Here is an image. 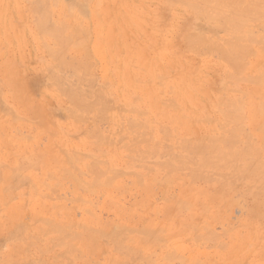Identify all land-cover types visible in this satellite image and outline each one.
<instances>
[{
	"label": "rangeland",
	"instance_id": "374dc122",
	"mask_svg": "<svg viewBox=\"0 0 264 264\" xmlns=\"http://www.w3.org/2000/svg\"><path fill=\"white\" fill-rule=\"evenodd\" d=\"M7 1V2H6ZM45 1V0H44ZM44 1H42L41 2V4H43V6L41 7V5H39V0H37V2H36V0H34V1H32V0H20V1H18V0H0V5H1V2H2V6H0V9H2L3 11H4V13H0V15L1 14H3V15H1V17H0V19H1V21H0V32H2V34L0 33V36H1V38L3 39V42H2V40H1V38H0V40H1V44L2 43H6L7 44V42H8V44L7 45H5V43L4 44H2L3 45V48L1 47L2 45L0 44V49H1V51L0 52H2V53H0V54H2L1 56L2 57H0V102L2 103H4V105L3 104H1L3 107H8L9 109H10V111H9V109L8 108H6L9 112H11L12 113V111H13V113H12V120H13V117L14 116H16V117H20L19 118V120H21L22 118L21 117H23V119L20 121L21 122V124H20V122H18L19 120L17 119L16 120V122H13V121H15V120H13V121H10V113H7L8 111H6V113L7 114H3V112L1 111V110H3L4 108L0 105V107L2 108V109H0V113H1V115H0V117L2 118H0V132H1V134H0V178H1V180H0V200H2V198H3V200L2 201H0V261H3V264H8V262H9V260H10V262H9V264H21V262H23V261H25V259L27 260V261H25L24 263H26V262H28L29 260H31V262L29 261V263L30 264H43V262H44V264H51V262L52 261H49V260H51V259H53V258H51V259H49L50 257H52V255H53V253H54V256L56 257V260H54V261H56V262H54V264H86L88 261H90L91 259L96 263V262H99L100 261V264H107V262H108V264H115V261H116V263H117V261L119 262L120 260H122L123 261V259H125V258H129L128 257V255H129V253H128V251L129 252H131V253H134L135 252V254H132L133 256H132V258H130V259H127V260H129V261H134V262H131L132 264L134 263V264H150V263H154V264H160L161 262V264H187V263H189V264H193L194 262H195V260L196 261H198V260H200L201 259V261H198V263H200V264H264V220L263 219H261L257 214H251V207H252V204L254 203V202H259L261 199H262V201H260L262 204H264V194H263V189L261 190L260 188L258 189V187L256 186L255 187V189L257 188V192L255 191V189H254V185H256V184H261V182H260V180H258L257 178L256 179H254V178H250L248 175L245 177V174H241V176L239 175L240 174V172L241 171H238L237 169H236V171L234 172L233 171V169H232V167H233V163H232V166H231V163H225V162H223L220 158H219V156L218 155H214L215 157H211L210 159H208L209 160V162H207L208 164L210 163V160H214V161H211V163L215 166V167H213V165L211 166L210 164H209V167H207L208 166V164L207 163H199V161L198 160H202V157H201V155L200 154H197L196 155V157L194 156V155H192V154H190L191 155V157H190V155L188 154V156H189V159L190 160H192V161H189L187 158H188V156H187V158H186V156H184L183 155V153L184 152H186V150L187 149H189L190 147L188 146V148H187V146L186 145H190V142H192V141H201L202 140V138H207V136H206V134L211 138L212 137V135L214 136L215 134V136L217 137H220V133L221 134H223V135H226V134H228V132H225V131H223V129L225 130L226 129V126H224V123H225V125H226V123H229V126L227 125V129L229 130V128H231L230 126H232L233 124H239V123H237L238 121L237 120H239L240 118H238L239 117V115L238 114H236L235 116H237V118L236 117H232V118H234L233 120H235V122H233L232 120H231V117H230V119H229V117H227L226 118V114H225V116H223V115H221L218 111H219V108H220V110H222L221 108H224V102L225 101H227L228 99H229V102H230V100L232 99V100H234L233 102H234V104L237 106V102L239 103V100H240V98H243V101L242 100H240V102H242V104H243V106L242 105H240L241 103H239V106H240V108H239V106L235 109V113H238V110H239V112L241 113V111L243 112V113H241V115H242V117L241 118H243L242 119V123H240V126L241 127H238L239 125H237V127L239 128V129H241V131H239V129H237L238 131L236 132L235 131V133H236V136H237V138H238V140L237 141H235V144H234V146L236 145V146H238V145H240V146H238V147H243L244 145H246V146H249L250 144H251V146H252V148L253 147H258V149H256V152H258V154L256 153V160H258L259 159V162H257V163H260L261 165H264L263 163H264V159H263V157H264V147L262 148V140L264 141V136H263V139L262 140H260V134H261V132L263 131L264 132V113H262V112H264L263 110H264V59H262L261 60V58H264V53H262V52H260L259 51V49H264L263 47H261V46H263L264 44H261L263 41H259V40H257L256 42L257 43H253L251 40H253V41H255L254 39H260L258 36L261 34L260 32H261V30H263L264 29V12H263V3H264V0L263 1H261L262 2V4H260V3H257V4H260V5H262L261 7L260 6H257V7H260L261 8V11H260V8L258 9L257 8V11H255V15H256V12L258 13L259 11V15H261V17L263 18V20L261 19V21L259 20V21H254L253 19H255L254 18V16H253V18L251 17L252 15H249L250 13H249V9L247 8L246 10H245V8L247 7H245V8H243V5H246L247 3L246 2H248V0H244V1H242V4H239L238 2L239 1H241V0H238V4L237 5H239V8H238V6L237 5H235V6H237L236 8H238L239 10H237V12H239L240 14H241V16L243 15L244 16V13H242V9H240V6L244 9V11L243 12H246L247 10H248V14H247V16L249 15L250 17H251V22H250V20L248 19L249 17H247V19H245L244 17H246V16H242L244 19H245V21H242L241 23H239L240 22V19L238 20L239 22H237L238 23V25L239 26H242L243 25V23H245L244 25H243V27H241V28H239L238 27V25H237V29H239V30H237V29H235V40H236V38H237V43H241V45H240V48L242 49H239L240 51H239V53L238 54H240V55H243V53L244 54H248L247 52L250 50H254V51H252V53L251 52H249V54H252V55H249V57L247 56V55H244V56H242V58H245V59H243V61L240 59L238 62H237V66H238V63L239 62H245V63H243L244 64V67H241V68H243L242 70H240L239 71V73L237 74V77H239L240 78V75H241V80L240 81H242V80H244L245 78H244V76H246V74H247V76H250V75H257V74H259L260 72H262L263 71V74L261 73L260 75H261V82H259V80L257 81L256 79H255V76H254V78H253V80H256L254 83H259V85L258 84H254L253 85V81H252V83L249 81V83H247L248 81H242V82H240L239 81V83H238V80L236 81V80H233V79H235V78H233V77H236V74H235V72L234 71H232L233 69H232V67L230 68V66L228 65V64H226L225 63V61H228V59L227 60H225L224 58H226L225 56H221V54H223V52H220L219 50H215V48H217V43H220V44H218V46L219 45H221V46H219V47H221V50H223V49H225V44H227L228 43V40L229 39H231V38H229V37H233V35H234V32L233 31H231L232 30V28L230 29V26H229V29L227 30V27H228V25L227 24H222V23H220L219 25L221 26H227V27H223L222 28V26L220 27V26H218V24H217V22L214 20L216 17H221V16H229L227 13L228 12H226V11H224V10H228V9H230L232 12H233V10H234V8H225L224 6H222V7H220V9L218 10V8H217V6H218V4H219V6L221 5V3H223L224 4V2L226 1V0H222V2H216L215 0V5L213 4V0H211V1H213L212 3H211V1L209 0L208 2L209 3H207L206 1V3L204 4V6L206 7V9H205V7L203 6H201L200 4H203V3H197V1L198 0H185L186 2L188 1V4H192V3H195V5L197 4V6H199V7H196L197 9V11L199 12V10L201 11V13H202V15H207V13L210 15V16H213V15H215L216 14V17L214 16V19L212 18L211 19V17L208 15V17H210V19L208 20V18H207V16H206V19L204 20V22H203V19H204V16H203V19H201V17H202V15L200 14V12H199V14H198V12H196V10H195V8H194V6L193 5H189L188 6V4L186 5V3L184 4V3H182V0H181V3L179 4V1L180 0H176V1H174V3H176V4H178V5H180L181 7H178V5H175V4H173L172 5V1L173 0H170V1H168L167 0V2H166V0H161V2H162V4H161V2H160V0H138V1H136V0H110V2L111 3H113L114 5L113 6H111V3L109 2V0H108V2H107V0H104V2L105 3H103V0L101 1V0H95V2L97 1L98 3H96V6H95V4H94V6H93V0H78L77 2H76V0L74 1L73 0V3L74 2H76V3H80V4H78V5H76L75 4V8H73V7H70V14H69V10H67L66 8H65V6L68 8L69 6H68V3L66 4V3H64L65 1H67V0H65V1H62V0H60L62 3H63V5H62V3H61V5H60V1L59 0H57V3H56V6H55V4H54V2H56V0H53L54 2H52V5L54 4V6H55V8H54V6H52L51 5V0H48V5L46 4V3H43ZM72 1V0H71ZM84 1V2H83ZM93 1V2H92ZM102 3H101V2ZM143 3H142V2ZM146 1H148V2H146ZM224 1V2H223ZM228 2L230 1V0H227ZM226 1V2H227ZM233 1V0H232ZM232 1H230V2H232ZM237 1V0H236ZM235 0L233 1V3H227V4H230V5H232V6H234L233 4H234V2H236ZM253 2L252 3H256L254 0H252ZM258 1V0H257ZM3 2H4V4H3ZM24 2H26L25 4H23ZM27 2H29V3H27ZM42 8V9H44L45 11H49L50 13V15L48 16L47 14H45V13H42L43 11H41L40 9H39V7L37 6H35V4L36 3ZM46 2H47V0H46ZM68 2H69V5H70V1L68 0ZM87 2H89V3H87ZM94 2V3H95ZM99 2L101 3V5L99 4ZM127 2V3H126ZM130 3V6H129V3ZM135 2H137V3H139V4H136ZM160 3V4H158V3ZM165 2V4H166V6L168 5V7H165V4H163ZM183 2H184V0H183ZM200 2H202V0H200ZM226 2H225V4H226ZM8 3V4H7ZM10 3V4H9ZM13 3V4H12ZM32 3H33V5H32ZM73 3H71V4H73ZM83 3V4H82ZM109 4L108 5V7L109 8H107V7H105L106 5L105 4ZM119 3V4H118ZM121 3L123 4V6L121 5ZM146 3V4H145ZM148 3H149V5H148ZM241 3V2H240ZM249 3H250V1H249ZM252 3H250V4H252ZM7 6H6V5ZM23 4V5H22ZM44 4H46V5H44ZM91 4V5H90ZM118 4V5H117ZM142 4H143V8H142ZM152 4V5H151ZM159 5V6H157V5ZM199 4V5H198ZM206 4L208 5H210V6H212V4L214 5V6H216L215 7V10H214V8L212 9L211 8V10L213 11V13H212V11L210 12L209 11V9H208V11H207V6H206ZM224 4V5H225ZM227 4L225 5V6H227ZM6 6V7H4V6ZM8 5H10V6H8ZM16 5H18V6H16ZM19 5H20V9H21V12H20V9H19ZM59 5H60V7H59ZM91 7H90V6ZM99 5H100V7H99ZM102 5H103V7H105V8H103L102 7ZM118 7H117V6ZM133 7H132V6ZM141 5V6H140ZM146 5H147V9H146ZM163 5V6H162ZM183 5H185V6H188V7H185V6H183ZM208 5V6H209ZM229 5V6H230ZM247 5H249V4H247ZM32 6L33 7H35L36 9H34V8H32ZM46 6V7H45ZM49 6H52V7H49ZM73 6V5H72ZM76 6H78L77 8H76ZM139 6H140V8H139ZM161 6V7H160ZM201 6V7H200ZM214 6H212V7H214ZM250 6H253V5H250ZM249 6V7H250ZM256 6V5H255ZM7 7H8V9H7ZM10 7V8H9ZM26 7V8H25ZM28 7V8H27ZM29 7H31L30 8V10H28L29 9ZM44 7V8H43ZM60 9H59V8ZM81 7V9H83L82 7H86V12H85V14H81L80 16L79 15H77V14H80V13H78L77 12V9L78 8H80ZM94 7V8H93ZM99 7V8H98ZM101 7H102V9H104V10H102L101 9ZM111 7H114L113 9L111 8ZM129 7H131V9L129 8ZM153 7V8H152ZM158 7H160V8H158ZM164 7V8H163ZM178 7V8H177ZM189 7H191V9H193V10H188V8ZM25 8V9H24ZM37 8H38V10H40V12L38 13V12H36L35 10H37ZM47 8H48V10H47ZM49 8H51V9H49ZM63 8V9H62ZM93 8V9H92ZM111 8V9H110ZM116 8V9H115ZM118 8V9H117ZM120 8V9H119ZM138 8V9H137ZM150 8H152V9H150ZM166 8H168V10L166 9ZM176 8V9H175ZM180 8V10H178ZM202 8V9H201ZM209 8V7H208ZM235 8V9H236ZM253 8V7H252ZM252 8H250L251 10H252ZM8 11H7V10ZM15 9V10H14ZM19 9V10H18ZM53 9H54V11H53ZM66 9V10H65ZM81 9H80V11L79 12H81V13H83L84 11H81ZM85 9V8H84ZM95 9H97V11L95 10ZM99 9H100V11L102 10V11H104L103 13H102V15H101V13H99ZM106 9H108V10H110L111 12H114V14H112V13H109L108 14V11L106 10ZM128 9V10H127ZM154 9V10H153ZM155 9H159L160 11H162V12H159L158 10H155ZM183 9H185V10H183ZM199 9V10H198ZM217 9V10H216ZM254 9V8H253ZM1 10V11H2ZM31 10H34L36 13H34V11H33V13L34 14H32V11ZM65 10V11H64ZM106 10V11H105ZM114 10V11H113ZM116 10V11H115ZM118 10V11H117ZM122 12H120V11ZM136 10H140V11H143V12H138V11H136ZM167 10V11H166ZM195 10V11H194ZM240 10H242L241 12H240ZM259 10V11H258ZM6 11H7V14H6ZM13 11V12H12ZM31 12V13H29V12ZM54 13H53V12ZM64 11V12H63ZM74 11H76V12H74ZM123 11H124V13H123ZM132 11V12H131ZM147 11V12H146ZM149 11H151V12H149ZM158 11V12H157ZM165 11H166V13H165ZM172 11V12H171ZM174 11H176V12H174ZM184 11H185V13H184ZM229 11V10H228ZM230 11V12H231ZM253 11V10H252ZM15 12V13H14ZM25 12V13H24ZM29 13L28 14V16H27V13ZM87 12H88V18H84L85 16L87 17ZM117 12H120V13H118L117 14ZM135 12H138L139 13V15H138V13H135ZM168 12V13H167ZM188 12L190 13V14H188ZM235 12H236V10L233 12V16L235 15ZM251 12V11H250ZM11 13V14H10ZM13 13H14V16H13ZM43 14L44 16H42L41 15V17L39 18V16L40 15H38V14ZM56 13V14H55ZM65 13H67L68 15H66ZM75 13H77V14H75ZM95 13V14H94ZM116 13V14H115ZM126 13H127V16L125 17V15H126ZM149 13V14H148ZM150 13H152V14H150ZM158 16V19H157V17H156V15ZM174 14V15H170V14ZM184 13V14H183ZM215 13V14H214ZM239 13H236V14H238L239 15ZM254 13V12H253ZM252 12H251V14H253ZM4 14H6L7 16H5ZM10 16H9V15ZM22 14V15H21ZM26 14V15H25ZM30 14H31V16H34V15H37V17L35 16V18L34 19H36V18H38V22L39 21H41V20H45L46 22H48L47 24H49V26H51V28H55V27H57V26H59L61 23H59V22H57V21H59V18L60 19H62L61 20V22L63 21L65 24H66V26L67 25H69L67 28H65L66 26H64V28L65 29H67V32L65 33L66 35L68 34V33H70V32H74V34L73 35H76V34H78V32L76 33V31L79 29V28H84V26L86 25V23H87V26H85V32H86V30H89V32L87 31L86 33L84 32V29L83 30H78V31H82L81 33H83L82 34V36H78L79 34H80V32H79V34L78 35H76L75 37L77 38V36L78 37H82L81 39L80 38H78V39H76V44H74V45H76V46H73V48H75V50L71 47L72 45H70V47H66L67 48V50L66 49H64L63 51V57L64 56H67V57H69L70 55V53H71V55H73L72 57H71V59L70 58H66V57H64V59L66 60H70V61H68L67 63V65L69 66V67H71V69H72V66H75V67H73V69L71 70L72 71V73L71 74H69V72H71L70 71V68L69 69H66L65 67V69L66 70H64L63 71V69H59V70H57V68H58V66H57V64H56V66H54L55 65V62L57 63V61H56V59L54 58V56H52L53 54H52V50H54L55 49V47H57V45H55V44H57V42H56V38H55V36L54 35H52L51 33L50 34H48V35H46V37L44 36V39L45 40H47V41H45L44 42V39L42 40V35L43 34H46V31H45V33H44V30H42L41 28V30L42 31H40L39 29V33H38V35L40 36L41 35V39H36V38H38L39 36L36 34L37 32V30L35 29V22L36 21H34V20H32L33 18L32 17H30ZM61 14H65L64 15V17H63V15H61ZM98 14V15H97ZM122 14V15H121ZM125 14V15H124ZM142 14H144V16H145V18H144V16L142 17V16H140V15H142ZM160 14H162V16H159ZM169 14V15H168ZM195 14V15H194ZM213 14V15H212ZM230 14V13H229ZM12 15V16H11ZM47 15V17H46V19H45V16ZM69 15H70V19H69ZM89 15L91 16L90 18H89ZM100 15H101V18H100ZM103 15L104 16H106L107 15V17H109L108 19L106 18V17H103ZM118 15V16H117ZM149 15H150V17H149ZM152 15V16H151ZM155 15V16H154ZM163 15H164V17H163ZM180 15H181V17H180ZM183 15V16H182ZM197 15H199V16H197ZM237 15V16H238ZM5 16V17H4ZM24 16V17H23ZM67 16V17H66ZM84 16V17H83ZM115 16V17H114ZM116 16H117V18H116ZM121 16V17H120ZM140 16V17H139ZM170 16V18H168ZM201 16V17H200ZM236 15H235V17H237ZM240 16V15H239ZM12 17H13V19H12ZM20 17H22V18H20ZM49 17V19H47ZM83 17V18H82ZM99 17V18H98ZM112 17V19L114 18L115 20H116V22L117 23H120V25H122L121 27H122V29H119V28H121L120 27V25L119 24H117L116 22H114L115 20H112L113 21V23H112V21L110 20V18ZM118 17H120V18H118ZM154 17H156V18H154ZM192 17V19H191V21L190 20H188V19H190ZM198 17H200V18H198ZM5 18V19H4ZM7 18V19H6ZM24 18H26V19H24ZM29 18H32V19H30L29 20ZM44 18V19H43ZM75 20H73V19ZM105 18H106V21H105ZM121 18H122V22L120 21L121 20ZM125 18H127V20H128V22H129V20H130V23H127V20L125 19ZM136 18V19H135ZM149 18H151L150 20H149ZM162 18V20H160V19ZM177 18V19H176ZM183 18V19H182ZM186 18H188V19H186ZM10 19V20H9ZM16 19V20H15ZM24 21H22V20ZM39 19H41V20H39ZM52 19V20H51ZM90 21H89V20ZM102 20V22H101V20ZM137 19H145L144 21H138ZM155 19V20H154ZM165 19V20H164ZM169 19H170V21H169ZM172 19V20H171ZM174 19V20H173ZM180 19L181 20H183V22L182 21H180ZM242 19V18H241ZM258 19H260L259 17L258 18H256L255 20H258ZM5 20V21H4ZM9 20V21H8ZM25 20L26 21H28V22H25ZM47 20H49V21H47ZM54 20L56 21V22H54ZM84 20V21H83ZM100 20V21H99ZM126 20V23L124 22V21ZM160 20V21H159ZM176 20H177V22H176ZM179 20V21H178ZM243 20V19H242ZM248 20V21H247ZM12 21H13V23H12ZM17 21V23L16 24H14L15 22ZM18 21H20V22H18ZM22 21V22H21ZM33 21V22H32ZM51 21V24H52V22H53V24L51 25L49 22ZM70 21H72L71 23H70ZM78 21H80L81 22V24H79V22ZM103 21L105 22V23H103ZM109 21H111V22H109ZM157 21V22H156ZM190 21V23H188ZM4 22H6V23H4ZM9 22V23H8ZM63 22H62V24H63ZM100 22V23H99ZM108 22V23H107ZM133 22V23H132ZM150 22H152V24L154 25V27H153V25L151 24V27L149 26V23ZM159 22V23H158ZM161 22L163 23L162 25H161ZM166 22V23H165ZM180 22V23H179ZM214 22V23H213ZM258 24H257V23ZM31 23H32V25H31ZM56 23H58V24H56ZM68 23V24H67ZM89 23V24H88ZM90 23H91V25H90ZM98 23V24H97ZM110 23L111 24H113V25H111L110 27L111 28H107V27H109L108 26V24L110 25ZM140 24L139 26H141V28H142V26H143V28L142 29H140L139 28V26H138V24ZM142 23V24H141ZM176 24V25H178V26H176V25H174V24ZM185 25L186 23V25L184 26L183 24ZM193 23V24H192ZM194 23H196V24H194ZM263 25H261V24ZM7 24V25H6ZM9 24V25H8ZM14 24V26H12ZM30 24V25H29ZM38 24V23H37ZM55 24V26H53ZM85 24V25H84ZM104 26H103V25ZM124 24V25H123ZM131 26H130V25ZM135 26H137L136 28L134 27V25ZM164 24H166V26H167V24H168V26L166 27ZM170 24H172L171 26H170ZM190 24V25H189ZM201 24V25H200ZM217 24V25H216ZM242 24V25H241ZM248 24V27L246 26ZM250 24V25H249ZM252 24H257V26H255V25H253V26H251ZM260 24V25H259ZM23 25H25V26H23ZM29 25V26H28ZM39 25V24H38ZM57 25V26H56ZM72 25V26H71ZM73 25H78L77 27H76V29H75V26H74V28H73ZM80 25H81V27H80ZM115 25V26H114ZM147 25H148V27H147ZM182 25V26H181ZM194 26V27H192V26ZM199 25V26H198ZM216 25V26H215ZM236 25H235V28H236ZM5 28H4V27ZM20 26V27H19ZM71 26V27H70ZM106 26V27H105ZM126 27L125 29H124V27ZM128 26V27H127ZM160 26V27H159ZM180 26V27H179ZM189 26V27H188ZM196 26H198V27H196ZM204 26H206L207 28L208 27H211V29H209V31L210 30H212V27L213 26H215L216 27V30H215V27H213V32H214V34H215V32L217 31V34H213L211 31L209 32L206 28H203V29H200V28H202V27H204ZM245 26V27H244ZM8 27V29L10 30H14V32L13 31H9L8 29H6ZM19 27V28H18ZM36 27H37V25H36ZM70 27V28H69ZM95 27V28H94ZM101 27H103L104 29H102ZM117 27V28H116ZM133 27V29H134V31H133V29H130V28H132ZM163 27H164V29H163ZM166 27V28H165ZM170 27H171V29H170ZM249 28V30H250V32H251V29H252V31H253V35L255 36L256 35V33H254L255 31L254 30H257L258 29V35H256L255 37H253V35H249V38L251 39V37H253L251 40L248 38V33H247V38L245 37L246 35H244V37H242L243 35H242V33L243 34H246V32H249V30L248 31H246V29L245 28ZM262 27V28H261ZM13 28H17L16 29V31L18 32V30H21V31H19L18 33L17 32H15V29H13ZM29 28V29H28ZM32 28H34V29H32ZM72 28L73 29H75V30H72ZM101 28V29H100ZM115 28V29H114ZM155 28V30H152V29H154ZM169 28V29H168ZM180 28V29H179ZM188 28V29H187ZM219 28V29H218ZM220 28H221V30H220ZM245 30H244V29ZM260 28V29H259ZM3 29H5V31L3 30ZM24 29V30H23ZM93 29V30H92ZM99 29H100V31H99ZM138 29V30H137ZM205 29V30H204ZM218 29V30H217ZM222 29H224V30H227V32L225 33ZM240 29H242V32H241V30ZM27 30V31H26ZM36 30V31H35ZM72 30V31H71ZM103 30V31H102ZM112 30V31H111ZM163 30V31H162ZM199 32H198V31ZM206 30H207V32H206ZM220 30V32H218ZM7 31V32H6ZM9 31V32H8ZM35 31V32H34ZM93 31V32H92ZM95 31V32H94ZM101 31H102V33H101ZM117 31V32H116ZM123 31L126 33L125 35H130V33H132L131 34V37L133 38V34H134V38L132 39L131 37L127 40V38H128V36H126L125 37V35L123 34ZM139 31V32H138ZM162 31V32H161ZM173 33H172V32ZM188 31V32H187ZM224 32V33H222V32ZM228 31H230V32H228ZM239 31V32H238ZM4 32V33H3ZM13 32V33H12ZM24 32V33H23ZM32 34H31V33ZM111 32H115V34L114 33H112V35H111ZM130 32V33H129ZM137 32V33H136ZM144 32H146L147 33V36H146V34L144 33ZM150 32V36H148L149 33ZM154 32H155V34H156V36H155V34H154ZM170 32V33H169ZM180 32V33H179ZM189 32H191V33H194V32H197L196 34H198V35H201V37L202 38H205L206 37V40H213V42L214 43H216L213 47H212V45L211 44H209L211 41H209V42H205L206 40H203L201 43H199V44H196V45H193V46H191V49H193V50H195V52L196 53H198V56L196 55V53H194V52H191V51H193V50H191V49H189L190 47L188 46V44H187V42H186V37H187V35H189V34H191V33H189ZM204 32V33H203ZM205 32H206V34H205ZM8 33V34H7ZM10 33V34H9ZM11 33H12V35H11ZM23 33V34H22ZM41 33V34H40ZM43 33V34H42ZM48 33V32H47ZM76 33V34H75ZM110 33V34H109ZM119 33V34H118ZM158 33V34H157ZM162 33H164V34H162ZM185 33V34H184ZM262 33L264 34V31H262ZM4 34H6V35H4ZM15 34V35H14ZM28 34V35H27ZM85 34H87L88 36H86V38H84L83 36H85ZM96 34V35H95ZM138 34V35H137ZM167 34V35H166ZM169 34V35H168ZM177 34V35H176ZM227 34H230L229 36L227 35ZM263 34H261L262 35V37L264 38V35ZM25 35H26V37H25ZM31 35V36H30ZM36 36V37H34V36ZM51 37H50V36ZM100 35V36H99ZM106 35V36H105ZM109 35V36H108ZM122 35H124V37L122 36ZM135 35H136V38H135ZM153 37H152V36ZM164 35V36H163ZM179 35V36H178ZM204 37H203V36ZM213 35V36H212ZM240 35V36H239ZM260 35V36H261ZM4 36V37H3ZM11 36V37H10ZM30 36V37H29ZM38 36V37H37ZM112 36L114 37V40L116 41H114L113 39H112ZM182 36H184L183 38H182ZM251 36V37H250ZM10 37V38H9ZM14 37V38H13ZM15 37H17V38H15ZM25 37V38H24ZM28 37H29V39H28ZM123 39H121V38ZM148 37V38H147ZM156 37V38H155ZM220 39H219V38ZM227 37V38H226ZM258 37V38H257ZM33 38V39H32ZM34 38L37 40V41H39L40 42V44H41V46H40V44H38V42L35 40V41H33L34 40ZM55 38V39H54ZM84 38V40L83 41H85L87 44H85L86 45V47H84L85 45L83 44L82 45V43H84L83 41H80V40H82ZM93 38V39H92ZM99 38V39H98ZM103 38H104V41H106V42H104L103 43ZM112 39V41L111 40H109V39ZM126 38V39H125ZM157 38H158V40H157ZM168 38H170V39H168ZM175 38V39H174ZM177 38V39H176ZM218 38V39H217ZM247 39L248 41L250 40L251 42H246L244 39ZM4 39L5 40H7V41H4ZM16 39V40H15ZM18 39L20 40V41H18ZM27 39V40H26ZM31 39V40H30ZM51 39V40H50ZM87 39H88V41H87ZM151 39V40H150ZM165 39V40H164ZM181 39V42H178V40H180ZM225 40V41H222V40ZM9 40H10V42H9ZM21 40H23V41H21ZM29 40V41H28ZM109 40V41H108ZM125 40H127V41H129V42H125ZM136 40V41H135ZM137 40H139V41H137ZM144 40V41H143ZM146 40V41H145ZM173 40H175V41H173ZM215 40H216V42H215ZM221 40V41H220ZM244 40V41H243ZM261 40V39H260ZM25 41V42H24ZM49 41H51V42H49ZM80 41V42H79ZM108 41V42H107ZM114 41V42H113ZM139 45V43H143L141 46H138L135 42ZM142 41V42H141ZM160 41V42H159ZM171 41V42H170ZM241 41V42H240ZM18 44H17V43ZM21 42V43H20ZM27 42H29L30 44H28ZM32 42V43H31ZM34 42H36V43H34ZM91 42V43H90ZM110 42H112V43H110ZM117 42H118V44H117ZM147 42V43H146ZM165 42V43H164ZM166 42H167V45H166ZM177 44H176V43ZM183 42V43H182ZM185 42V43H184ZM222 42H225V44L224 43H222ZM244 42L246 43V44H244ZM260 42V43H259ZM20 43V44H19ZM26 43V44H25ZM53 43V45L54 46H52V45H49V44H52ZM79 43V44H78ZM89 43V44H88ZM106 43V44H105ZM120 43H121V45H120ZM157 43V44H156ZM174 45H173V44ZM213 43V44H214ZM247 43H251V44H247ZM264 43V42H263ZM10 44V45H9ZM18 46H17V45ZM37 44L39 45V46H37ZM47 44L49 45V46H51L52 48H50V47H48L47 46ZM103 44V45H105V47H103L102 46V48H100L99 50H96V48L94 49V47H97V45H98V47L97 48H99V46H101V45ZM108 44V45H107ZM111 44H113V46L111 45ZM126 44H128V46L126 45ZM133 44V45H132ZM182 44H184L183 45V48H182ZM256 44V45H255ZM257 44H259V45H261L260 47L259 46H257ZM12 45H13V47H12ZM28 47H26V46ZM34 45H36V48H35V46ZM42 45H43V47H44V49H43V47H42ZM111 45V46H110ZM116 47H115V46ZM124 45V46H123ZM152 47L151 49L149 48L150 46ZM162 46L161 48H158V46ZM198 45H200L202 48H203V45H204V47H205V49H203V50H206V51H204V53L202 54V51H200V49L202 50V48L200 47V46H198ZM243 45V46H242ZM249 45V46H248ZM7 46V47H6ZM19 46H21V47H19ZM92 46H94L93 48H92ZM118 46V47H117ZM120 46V47H119ZM131 46V47H130ZM178 46V47H177ZM222 46H223V48H222ZM227 46V45H226ZM246 46V47H245ZM247 46L250 48H247ZM19 47V48H18ZM24 47H26L25 49H24ZM85 48V50H87L90 54L93 52V53H95V54H93L92 53V55L90 56L89 54H85L86 52L85 51H83L82 50V48ZM91 47V48H90ZM129 47L130 48H132V47H134L135 48V50H132V49H134V48H132V49H129ZM139 47V48H138ZM178 49H177V48ZM194 47V48H193ZM199 47H200V49H199ZM210 47L211 48H214V50L213 49H210ZM245 47V48H244ZM6 48V49H5ZM10 48H12L11 50L13 51H11L10 50ZM14 48L16 49V50H14ZM121 50V51H119V49ZM148 48V49H147ZM43 49V50H42ZM46 49V50H45ZM51 49V50H50ZM79 49V50H78ZM127 49V50H126ZM137 49V50H136ZM146 51H145V50ZM152 49H154V50H156V51H153V52H155V53H153L152 52ZM182 49V50H181ZM189 51H187V50ZM245 49H249L248 51L247 50H245ZM256 49V50H255ZM27 52H26V51ZM36 50V51H35ZM38 50V51H37ZM74 52H73V51ZM94 50V51H93ZM107 50V51H106ZM160 50V51H159ZM176 50V51H175ZM197 50V51H196ZM244 50V51H243ZM4 51V52H3ZM10 51V52H9ZM15 51V52H14ZM19 51V52H18ZM22 51H25L24 53L22 52ZM32 51H34V52H32ZM70 51V52H69ZM75 51H77V52H75ZM79 51H82V53L84 54H82V53H80ZM106 51V52H105ZM112 51V52H111ZM136 51H138V52H136ZM142 51V52H141ZM149 53H148V52ZM164 51V52H163ZM184 51V52H183ZM209 51V52H208ZM211 51V52H210ZM212 51H216L215 53L213 52L212 53ZM219 51V52H218ZM247 51V52H246ZM40 52V53H39ZM46 52H49V53H46ZM85 52V53H84ZM87 52V53H88ZM97 52V53H96ZM100 52V53H99ZM110 54H109V53ZM119 52V53H118ZM152 52V53H151ZM176 52V53H175ZM178 52H182L184 55H182L181 56V54L180 53H178ZM188 52V53H187ZM191 52V53H190ZM201 52V53H200ZM243 52V53H242ZM256 52V53H255ZM32 53H33V55H32ZM35 53V54H34ZM38 55H37V54ZM42 53V54H41ZM64 53H65V55H64ZM77 53H80L81 55H83L82 56V58H81V55L80 54H78V55H76ZM107 53V54H106ZM134 53V54H133ZM178 53V54H177ZM242 53V54H241ZM253 53H254V55H253ZM8 54V55H7ZM28 54H30V55H28ZM47 54H49L50 56H52L51 58H52V60L50 59V57L47 55ZM98 54V55H97ZM100 54V55H99ZM109 54V55H108ZM113 54H115V55H113ZM147 54V55H146ZM148 54L150 55V56H148ZM155 54V55H154ZM174 54V55H173ZM207 56H206V55ZM262 54V55H261ZM24 55H27L26 57L24 56ZM35 55H37V56H35ZM80 55V56H79ZM87 55H89L88 57H87ZM108 55V56H107ZM132 55V56H131ZM151 55H153V56H151ZM165 55V56H164ZM176 55V56H175ZM186 55V56H185ZM204 55V56H203ZM240 55L238 56L239 58H241L240 57ZM38 56H40V57H38ZM47 56V57H46ZM75 56V57H74ZM77 56V57H76ZM78 56L81 58L80 60H79V58H78ZM99 56V57H98ZM103 56V57H102ZM104 56L106 57L105 59H104ZM112 56V57H111ZM115 56V57H114ZM117 56V57H116ZM134 56V57H133ZM167 56H170V57H167ZM175 56V57H174ZM251 56V57H250ZM9 57V58H8ZM36 57H38V59L36 58ZM92 57H93V60H89L90 58L92 59ZM161 57V58H160ZM183 57V58H182ZM187 57H188V59H187ZM192 57V58H191ZM197 57H199V58H197ZM218 57V58H217ZM222 57H224L223 59H221ZM4 58V62H3V59ZM28 59V61H27V59ZM76 58V59H75ZM100 58H102V59H100ZM110 58H111V60H110ZM114 58V59H113ZM126 58V59H125ZM148 58V59H147ZM158 58V59H157ZM163 58V59H162ZM172 58H174V60L172 59ZM193 58L195 59V60H193ZM260 58V59H259ZM11 59V60H10ZM33 59V60H32ZM55 59V60H54ZM87 59H88V61H87ZM99 59V61H101V62H99V61H97ZM110 60V62L112 63V65H111V63L109 64L108 63V60ZM117 59V60H116ZM123 59V60H122ZM146 59H147V61H146ZM187 59V60H186ZM259 61H258V60ZM30 60V61H29ZM31 60H32V62L35 64V67H34V65H32L33 63L31 62ZM66 60V61H67ZM78 60V62H76ZM150 60H151V62H150ZM225 60V61H224ZM238 60V58H236V61ZM2 61V62H1ZM8 61H10V62H8ZM26 61H27V63H26ZM75 61V62H74ZM92 61V63H90ZM95 63H94V62ZM102 61H103V63H102ZM105 61H107V62H105ZM127 61V62H126ZM132 61V62H131ZM163 61V62H162ZM173 61H175V62H173ZM199 61V62H198ZM208 61V62H207ZM224 61V62H223ZM236 61H235V63H236ZM247 61V62H246ZM261 62V61H263V63L261 62V63H259V64H257L258 62ZM6 62H7V66H6ZM23 62L24 63H26V64H23ZM32 63L31 64V66H30V64H28V63ZM44 62H46V63H44ZM54 63V65H53V63ZM81 62H82V64H81ZM118 62V63H117ZM121 62V63H120ZM147 62V63H146ZM155 62V63H154ZM204 62L206 63V64H204ZM14 63H15V65L16 66H13L14 65ZM17 63V64H16ZM37 63V64H36ZM39 63V64H38ZM72 65H71V64ZM94 63V64H93ZM103 64L102 66H101V64ZM106 63V64H105ZM113 63H114V67H111V66H113ZM132 63V65L131 66H129L130 64ZM157 63V64H156ZM175 63V64H174ZM241 63L239 64L240 66H241ZM47 64V65H46ZM70 64V65H69ZM74 64V65H73ZM76 64V65H75ZM82 66H81V65ZM91 64H92V68H91ZM97 64V67L95 66ZM99 64H100V66H99ZM111 65V66H109V65ZM119 64V65H118ZM141 64V65H140ZM156 64V65H155ZM197 64H199V65H197ZM210 66H209V65ZM230 64H231V62H230ZM242 64V65H243ZM256 64V65H255ZM261 64L263 65V69H262V66H261ZM39 65H43V66H40L39 67ZM50 65H52L51 67H50ZM77 65L78 66H81V67H77ZM105 65H106V67L107 68H109L108 70H106V68H105ZM123 65V66H122ZM168 65V66H167ZM184 65V66H183ZM203 67H202V66ZM208 67H207V66ZM231 65H233V64H231ZM236 65V64H235ZM8 66H9V68H8ZM13 66V67H12ZM20 66V67H19ZM28 66V67H27ZM119 66V67H118ZM136 66V67H135ZM144 66H146V68L144 67ZM150 66H152V67H150ZM229 66V68H227ZM257 67V69H256V67ZM15 67V68H14ZM17 67H18V75L16 76V70H14V69H17ZM23 67V69H21ZM38 67V68H37ZM43 67V68H42ZM46 67L49 69V71H48V69H46ZM60 66H59V68H61ZM79 68V70L81 71V69L83 70V68H86V69H84L83 71H82V73L83 72H85V70H88V71H86V73H89V74H87V76H85L86 74H84V75H81V76H83V80L80 78L81 76H80V74H82L80 71H77L78 69H76V72H77V74H76V72L74 71L75 70V68ZM103 69H102V68ZM117 67V68H116ZM136 69H135V68ZM163 67V68H162ZM172 67V68H171ZM196 67H198V70H196L197 68ZM248 67V68H247ZM260 67V68H259ZM3 68V69H2ZM5 68H6V70H5ZM34 68H36V70H33ZM41 68V69H40ZM45 68V69H44ZM51 68H52V70L55 72V75L54 76H57L58 78H56V80L54 79L53 80V76H49L48 77V74H46V72L47 73H52V74H54V72L53 71H51ZM55 68V69H54ZM90 68V69H89ZM97 68V69H96ZM100 68H101V70H100ZM114 68V69H113ZM140 68V69H139ZM141 68H143V70L141 69ZM236 68V67H235ZM245 68V69H244ZM94 69V70H93ZM111 69V70H110ZM119 69V70H118ZM205 71H204V70ZM238 69H240V67H237V70ZM262 71H261V70ZM27 70V71H26ZM41 70H42V72H41ZM67 70H69V72L67 71ZM116 70V71H115ZM144 71V73H142V71ZM152 70V71H151ZM202 70V71H201ZM210 70V71H209ZM236 70V72H238ZM256 70V71H255ZM57 71V72H56ZM66 71V72H65ZM97 71H98V73H97ZM107 72V73H105V72ZM117 71H119V73H120V71H121V73L120 74H118V72ZM125 72V74L123 75V72ZM146 71V72H145ZM154 71V72H153ZM174 71H175V76H176V73H177V76L175 77L173 74H174ZM180 71V72H179ZM185 71V72H184ZM199 71V73H195V72H198ZM250 71V72H249ZM14 72V73H13ZM40 72V73H39ZM63 72V73H62ZM112 72V73H111ZM129 72V73H128ZM201 72V73H200ZM234 72V73H233ZM2 73V74H1ZM57 73V74H56ZM60 73V74H59ZM65 73H67V74H65ZM93 73H94V75L95 76H93L94 77V79H95V81H93V80H90L89 79V77L91 76V75H93ZM182 75H181V74ZM185 73V75H183ZM196 75H195V74ZM221 73V74H220ZM227 75H226V74ZM229 73H231V76L234 74V76H230V78H229ZM41 74V75H40ZM46 74V75H45ZM51 74V75H52ZM75 74V76L77 77V78H75L73 75ZM99 74V75H98ZM106 74V75H105ZM110 74V75H109ZM114 74V75H113ZM162 75L163 77H165V78H162L161 76H159V75ZM167 74V75H166ZM168 74H169V76H168ZM178 74H179V76H178ZM195 76H194V75ZM229 74V75H228ZM61 75H62V77H61ZM65 75H67V76H65ZM71 76L72 75V77H74V78H72V77H69V76ZM77 75H79V76H77ZM101 75H103V76H101ZM111 75H113V76H111ZM123 75V76H122ZM134 75V76H133ZM158 75V78L157 77H152V76H157ZM170 75H172V76H174L175 77V80H174V78H171L170 77ZM189 75H193L192 77L190 76L189 77ZM200 75V76H199ZM6 76V77H5ZM101 76V77H100ZM110 76V77H109ZM115 76V77H114ZM118 76H119V78H118ZM129 76V77H128ZM246 76V77H247ZM4 78L5 77V79H1V78ZM47 77H48V80H47ZM52 77V78H51ZM67 78L68 77V79L69 80H71V79H74L75 81H70V82H66L67 84H65V83H61L60 81H57V79H60V78ZM88 77V78H87ZM123 77H124V79H123ZM125 77L127 78V79H125ZM131 77V78H130ZM161 77V78H160ZM166 77H168V79L166 78ZM198 77V78H197ZM204 77V78H203ZM242 77H243V79H242ZM251 77V76H250ZM257 77H258V75H257ZM256 77V78H257ZM51 78V79H50ZM65 78V80H67ZM78 78H80L79 80H78ZM86 78V79H85ZM91 79H93L92 77H90ZM97 78V79H96ZM109 78V79H108ZM112 78V79H111ZM143 78V79H142ZM176 78H177V80H176ZM221 80H220V79ZM225 78V79H224ZM19 79V80H18ZM61 79V81L63 82V81H65L64 79L62 80ZM87 79H88V81H87ZM120 79V80H119ZM132 79V80H131ZM135 79V80H134ZM158 79H160V80H158ZM163 79V80H162ZM165 79V80H164ZM169 79H171V83H170V80ZM200 79V80H199ZM219 79V80H218ZM224 81H223V80ZM238 79V78H237ZM247 79V78H246ZM249 79V78H248ZM258 79H259V77H258ZM16 80H18V81H16ZM47 80V81H46ZM80 80H82V81H80ZM115 80V81H114ZM137 80H139V82L137 81ZM143 80L144 81H146V83L145 82H143ZM157 81V82H159L158 84L160 85H158V87H157V85H156V82L155 81ZM167 80V81H166ZM174 80V81H173ZM180 80V82H178ZM188 82H187V81ZM199 80V81H198ZM204 80V81H203ZM207 80L209 81V82H207ZM226 80H227V82H226ZM250 80V79H249ZM252 80V79H251ZM8 81V83H10V84H7L6 82ZM20 81V82H19ZM46 81V82H45ZM53 81H54V83L56 84H54L53 83ZM55 81H57V82H55ZM86 81V82H85ZM108 81H110V82H108ZM116 81H117V83H116ZM124 81V82H123ZM126 81V82H125ZM132 81V82H131ZM135 81H136V83H135ZM148 81V82H147ZM190 81V82H189ZM201 81V82H200ZM218 81H220V82H218ZM223 81V82H222ZM14 82H17L18 84H20L19 86H22V87H16V85L15 84H17V83H14ZM22 82V83H21ZM58 82H60L61 83V85H60V83H58ZM71 82L73 83H75V85H73V84H71ZM93 82H95V83H93ZM103 82H105V83H103ZM108 82V83H107ZM112 82V83H111ZM119 82V83H118ZM122 82L124 83V84H122ZM143 82V83H142ZM154 84H153V83ZM224 82H225V84H224ZM229 82V83H228ZM232 84H231V83ZM236 82V83H235ZM50 83V84H49ZM51 83H53V84H51ZM60 85V86H62V84H63V86L62 87H65L64 88V91H60L59 92V90L61 89V88H59L60 86L58 85V84ZM70 83V84H69ZM78 83V85H79V88H83L82 90H80L79 88H78V86H76V84ZM83 83H85V84H87L88 85V88H87V85L85 86ZM97 83H99V84H97ZM120 83H121V85H120ZM130 83V84H129ZM164 83V84H163ZM165 83H166V85H165ZM169 83V84H168ZM189 83V84H191L190 85V87H188V85L187 84ZM192 83H195V84H193L192 85ZM197 83H199V84H197ZM205 83V84H204ZM216 83H217V85L220 83V85H221V83H223V87L222 86H218V88L220 87V90L219 89H217V85H216ZM17 84V85H18ZM94 84V85H93ZM107 84V85H106ZM109 84V85H108ZM113 84V85H112ZM136 85V87H135V85ZM173 84V85H172ZM177 84V85H176ZM187 85L186 87L185 86H183V85ZM210 84H211V86H210ZM6 85V86H5ZM15 85V86H14ZM48 85V86H47ZM57 85L59 86L58 88H59V90L56 88L57 87ZM66 85V86H65ZM68 85H70V86H72V87H70L69 89H71L69 92H71L72 91V89L74 88V89H77V91H78V93H81V95H82V92H83V99H84V97H86L85 99H87L86 101H82V102H86L87 104L85 105V103L84 104H82V105H85V106H87V105H89V106H87V109L88 108H90L91 110L89 111V112H87V111H85V110H87L84 106H82V105H80V104H77L76 102H74L73 101V98L75 97L76 98V94H69V92L67 91V90H69V89H66L67 87H69ZM82 87H81V86ZM102 85V86H101ZM106 85V86H105ZM121 86L122 88H120L119 86ZM125 85V86H124ZM214 85V86H213ZM248 85H250V86H248ZM253 85V86H252ZM4 86V87H3ZM75 86V87H74ZM100 86H101V88H100ZM107 86H109V87H107ZM140 86V87H139ZM171 87V90H169L170 88H168V87ZM173 86H174V88H173ZM182 86V87H181ZM208 86H210V87H208ZM216 86V87H215ZM239 86V87H238ZM256 86V87H255ZM12 87H14L13 89H12ZM44 87V88H43ZM48 87V89H46ZM51 88V91H50V88ZM99 88V90H100V92L98 93V91H97V89ZM103 87H105V88H107V89H105V88H103ZM116 87H117V89H116ZM181 87V88H180ZM214 87L218 90V91H223V98H224V96H226L227 98H226V100L224 101V99H223V101L224 102H222L221 101V99H222V96L220 97L221 99H219V102L221 103V104H223V105H220V103L219 102H217L216 101V99H217V96L220 94L219 92H216V91H214ZM233 87V88H232ZM243 87V88H242ZM257 87H259L258 89H257ZM23 88V91H21V89ZM87 88V89H86ZM111 88V89H110ZM118 88H120L119 90H118ZM145 88H146V91H145ZM149 88V89H148ZM163 88V89H162ZM168 88V89H167ZM173 88V89H172ZM212 88V89H211ZM221 88H224V90L223 89H221ZM226 88H231L232 89V91L230 92V90H228V89H226ZM17 89H19L21 92H19V90L17 91ZM73 89V91H75V93H77V91L76 90H74ZM94 89V90H93ZM96 89V90H95ZM122 89V90H121ZM176 89V90H175ZM188 89V90H187ZM191 89H193V90H191ZM200 89H202L203 90V92H202V90H200ZM209 89V90H208ZM211 89V90H210ZM234 89H237L238 91L239 90H243L242 91V93L240 94V92L241 91H235ZM2 90V91H1ZM7 90V91H6ZM28 90V91H27ZM49 90V91H48ZM54 90V91H53ZM80 90V91H79ZM86 90H87V92H86ZM91 90V91H90ZM102 90H104V92H102ZM110 90V91H109ZM116 92H115V91ZM190 90V91H189ZM196 91V93H194L195 91ZM226 90L227 91H229V93L227 92V94H226ZM234 90V91H233ZM257 90V91H256ZM142 91V92H141ZM170 91V92H169ZM177 91V92H176ZM197 91H198V93H197ZM202 93H201V92ZM214 91V92H213ZM221 91V92H222ZM3 92V93H2ZM5 92V93H4ZM13 92V93H12ZM24 92H25V95L27 96H25L24 95ZM28 92V93H27ZM47 92V93H46ZM56 92V93H55ZM62 92H64L65 94H66V92H68V94H66V95H64ZM84 92H86L85 93V95L87 94V96H85L84 95ZM89 92L91 93V97H90V95H88L89 94ZM96 92V93H95ZM114 92V93H113ZM121 92V93H120ZM144 92H145V94H144ZM160 92H162V93H160ZM193 92V93H192ZM42 93V94H41ZM46 93V94H45ZM61 93V94H60ZM74 93V92H73ZM93 93H94V96H95V94H96V96H95V99L93 98ZM97 93L100 95V94H104V96L103 97H101V95H100V99L102 100L103 99V101H100V99L98 100V97H97ZM109 93H110V95H109ZM116 93V94H115ZM119 94V96H118V94ZM140 93H142V94H140ZM163 94V95H160V94ZM164 93H166V94H164ZM169 93H171V94H169ZM190 93H192V94H190ZM199 93H201V94H199ZM236 93V94H235ZM243 93H244V97L242 96L243 95ZM7 94V95H6ZM19 94H21L22 96H23V98L21 97V96H18ZM64 96H63V95ZM215 94V95H214ZM3 95V96H2ZM62 95V96H61ZM79 95V94H78ZM77 95V96H78ZM98 95V96H99ZM123 97H122V96ZM132 95V96H131ZM146 95V96H145ZM184 95V96H183ZM202 95H204V96H202ZM220 95H222V93L220 94ZM237 95H238V97H240V95H241V97L240 98H238L237 97ZM2 96V97H1ZM7 96V97H6ZM42 96H43V98H42ZM89 96V97H88ZM152 96H153V98H152ZM173 96V97H172ZM205 96H207V98H209V99H207ZM209 96V97H208ZM237 97L239 100H236L235 99V97ZM251 96V97H250ZM257 96V97H256ZM53 97V98H52ZM80 97V96H79ZM106 97H108L109 98V100H107V98ZM130 97V98H129ZM136 97V98H135ZM258 97H260V98H258ZM20 98V99H19ZM47 98V99H46ZM67 98V99H66ZM81 98V97H80ZM88 98H89V101L90 100H93V104L95 103V101L94 100H98V104L97 103H95L94 105H96V107H97V109L99 110V112L101 111V110H103L106 106L107 107H109V105H110V107H109V109L111 108V110H108V108H107V110L108 111H106L105 109L103 110L104 112H102L101 113V115L99 114H97L98 116H102L103 115V113H105V115H106V117H107V122L108 123H106V124H104L105 122H106V120H105V115H103L102 117H101V119L102 118H104V123H103V121H101V119L99 118V119H97L96 117H94V114H96L97 112H98V110L97 109H92V108H96L93 104L92 105H90V104H88V103H92V102H88ZM131 98H134V99H131ZM159 98V99H158ZM161 98L163 99L162 101H161ZM171 99V100H164V99ZM196 98V99H195ZM203 98H204V100H203ZM24 100V101H21V100ZM49 99V100H48ZM61 99H62V102H61ZM106 99V100H105ZM111 99V100H110ZM113 99H115V100H113ZM130 99V100H129ZM135 99H138L137 101L135 100ZM15 100V101H14ZM30 100H33V102L32 101H29ZM35 100V101H34ZM68 100H69V103H68ZM82 100V99H81ZM105 100V101H104ZM133 100H135V101H133ZM183 100V101H182ZM210 100V101H209ZM257 100H259V102H261L260 103V105L262 104L263 106H262V108H258L257 107V105L259 104V102H257ZM5 101V102H4ZM8 101V102H7ZM48 101H49V103H48ZM56 101V102H55ZM65 101H67V103L65 102ZM72 101V102H71ZM122 101V102H121ZM157 101V102H156ZM160 101V102H159ZM167 101V102H166ZM214 101V102H213ZM245 101V102H244ZM12 102V103H11ZM19 102V103H18ZM21 102H24L23 103V105H21L22 103ZM61 102V103H60ZM103 102V103H102ZM159 102V106H158V103ZM161 102H164V103H166V105L167 104H169V103H171V106L172 105H174V104H176V105H174L173 107L174 108H172L171 106L169 107V105H168V107H166V106H164L163 104L164 103H162L161 104ZM188 102V103H187ZM228 102V101H227ZM232 101H231V103H233ZM6 103V104H5ZM29 103V104H28ZM43 104L42 106L41 105H39V104ZM60 103V104H59ZM66 103V105H63V104H65ZM70 103H72V104H74L73 106L70 104ZM103 104V105H105L106 104V106H104V107H101V106H103V105H100V104ZM113 103V104H112ZM138 106H136L135 104ZM213 103V104H212ZM218 103V104H217ZM258 103V104H257ZM36 104H37V106L38 107H36V108H34L35 106H36ZM55 104V105H54ZM76 104H77V106H76ZM109 104V105H108ZM118 104H120L121 105V107H123V109H119L120 108V106L118 105ZM128 104V105H127ZM129 104H134V105H130L131 107H133L134 108V110H137V111H134L133 109H131V107L129 106ZM193 104H194V106H193ZM218 106H217V105ZM245 104V105H244ZM9 105V106H8ZM56 105H58V106H56ZM63 105V106H62ZM111 105H113V106H111ZM156 105V106H155ZM179 105V106H178ZM228 105V104H227ZM234 105V106H235ZM34 106V107H33ZM42 107V109H41V107ZM52 106V107H51ZM60 106H62V107H66V109H64V108H62V107H60ZM70 106V107H69ZM71 106H72V108H71ZM92 106V107H91ZM99 106H100V109H99ZM127 106H129V108L127 107ZM163 106V107H162ZM176 106V107H175ZM177 106H178V108H177ZM205 106V107H204ZM207 106V107H206ZM212 106V107H211ZM217 106V107H216ZM235 106V107H236ZM245 106V107H244ZM254 106H256L257 108H254ZM33 107V108H32ZM83 107V108H82ZM117 107V108H116ZM166 107V108H165ZM211 107V108H210ZM226 107H228V109H229V105L228 106H226L225 105V108ZM234 107V108H235ZM259 107H261V106H259ZM63 110H62V109ZM67 108H69V109H71L70 111H71V113H70V111H67ZM74 108V109H73ZM78 108H79V111L78 112H81V114L80 113H78L77 112V110H78ZM82 108V111H80V109ZM101 108H103V109H101ZM115 108L116 109H118L117 111H118V113H117V111L115 110ZM125 108V109H124ZM126 108H128L129 110H131V111H129L128 109H126ZM162 108V109H161ZM167 108H168V110H167ZM170 108H172L173 110H175V112L174 111H172V109H170ZM190 108V109H189ZM207 108H209V109H207ZM239 108V109H238ZM242 108V109H241ZM72 109H73V112H72ZM76 109V110H75ZM177 109V110H176ZM186 111L187 113H185L184 111ZM186 109V110H185ZM218 109V110H217ZM245 109V110H244ZM258 109V110H257ZM259 109H261V111L259 110ZM44 110H46V112H49L50 110H51V112H49V113H47L46 114V112H44ZM84 110V111H83ZM89 110V109H88ZM93 110H94V112H93ZM114 110V111H113ZM120 110V111H119ZM133 110V111H132ZM206 110V111H205ZM212 110V111H211ZM213 110H214V112H213ZM217 110V111H216ZM225 111H226V109H224ZM236 110H237V112H236ZM20 111V112H19ZM22 111V112H21ZM28 111V112H27ZM34 111H36L35 113H33ZM44 113H43V112ZM54 111V112H53ZM62 111V112H61ZM74 111H76L75 113L76 114H80L78 117L76 116V114H74ZM92 111V112H91ZM112 111V112H111ZM122 111V112H121ZM125 111V112H124ZM129 113H128V112ZM140 111H142L143 112V114H141V116L139 115V114H137V113H139ZM145 111H146V115L144 114L145 113ZM193 111H194V113H193ZM218 112V113H216V112ZM225 111L223 112V113H225ZM257 111H259V112H261V115H260V113L259 112H257ZM56 112V113H55ZM85 112H86V114H88V117H86V118H88L87 120H86V118L83 116L84 114H85ZM98 112V113H99ZM134 112V113H133ZM169 112V113H168ZM22 113V114H21ZM30 113H33V114H35V115H33V114H30ZM41 113V114H40ZM51 113V114H50ZM54 113V114H53ZM59 114V116H58V114ZM61 113V114H60ZM67 113H70L71 114V116H72V114H74V117L72 118V117H70L69 115L70 114H67ZM92 113V114H91ZM137 114V116H136V114ZM165 113V114H164ZM204 113V114H203ZM208 113V114H207ZM234 113V112H233ZM234 113V114H235ZM239 113V114H240ZM256 113V114H255ZM2 114H3V116H2ZM18 116H17V115ZM37 114L39 115V116H37ZM91 114V115H90ZM117 114H119V115H117ZM129 114V115H128ZM164 116H163V115ZM228 114V113H227ZM32 115V116H31ZM42 115H46L45 117H44V120H43V116ZM54 115H56V116H54ZM61 115V116H60ZM68 115V116H67ZM97 115H95V116H97ZM162 115V116H161ZM166 115V116H165ZM170 115V116H169ZM219 115V116H218ZM240 115V116H241ZM245 115V116H244ZM37 116V117H36ZM42 116V117H41ZM48 116V117H47ZM54 116V119H52L51 117H53ZM65 116V117H64ZM77 117V119H75L76 117ZM82 116L85 118V120L84 121H82ZM86 116V115H85ZM118 116V117H117ZM121 116H122V118H121ZM123 116H124V119H123ZM138 116H140L141 118H139ZM159 116V117H158ZM183 116H184V118H183ZM186 116V117H185ZM189 116V117H188ZM205 116H207V119H208V117H210L209 119V121H207V120H205L204 122L205 123H203L202 121L205 119H203L202 121H200L199 119H202V117H205ZM234 116V115H233ZM56 117V118H55ZM63 118L62 120H60L61 118ZM67 117V118H66ZM120 117V118H119ZM179 117H181V118H179ZM188 117V119H186L185 120V118H187ZM191 117L193 118V120L191 119ZM225 117V118H224ZM9 118V120L7 121L6 119H8ZM37 118H39V119H41V121L43 122V125L41 124L42 122L40 121V123L39 124H41V126H39L38 127V125L39 124H37L36 125V122H39L38 121V119ZM80 118V119H79ZM91 118H93V119H91ZM94 118H96V120H94ZM134 119V122H136V124L138 123V125H137V128H138V126H140L139 127V129H138V133H137V130L135 129L136 127H135V125H134V122H133V124H131L132 122L131 121H133V120H131L130 122H129V120H126V119ZM135 118H137L138 120H135ZM166 118V122H165V119ZM28 120V121H26V120ZM47 119V121H45ZM72 119H74V120H72ZM81 120V122H77L76 120ZM145 121H144V120ZM163 119V120H162ZM195 119H197V120H199V121H197V122H194L195 121ZM217 120L218 119V121H217V123L219 122L220 123V125H218L216 122H215V120ZM222 119H228L227 121L228 122H226L225 120H222ZM6 120V121H5ZM49 120V121H48ZM101 121L100 123L98 122V124H95L96 123V121ZM103 120V119H102ZM124 120V121H123ZM152 121V122H150V121ZM172 120V121H171ZM183 120V121H182ZM192 120V121H191ZM211 120H214V121H212L211 122ZM245 120V121H244ZM26 121V122H25ZM30 121H34L33 123V125H32V122H30ZM50 121H53L52 123V126H50L51 125V122ZM55 121H56V123H55ZM90 121V122H89ZM92 121H95V125H92L93 123H91ZM119 121V122H118ZM141 121L143 122V123H141ZM146 121H148L149 122V124L146 122ZM189 121H191L192 122V125H191V123L189 124ZM206 121H207V123H206ZM229 121H231V123L229 122ZM237 121V122H236ZM241 120H239V122H240ZM253 121V122H252ZM261 121V122H260ZM5 122V123H4ZM12 122H13V124H12ZM49 122H50V124H49ZM58 122V123H57ZM73 122H76V124L75 123H73ZM91 124H89V123ZM110 122V123H109ZM123 123V124H121V123ZM154 122L155 123H157V126H156V124H154ZM168 122H170V123H168ZM187 122V124H185L184 125V123H186ZM213 122H215V123H213ZM257 122L259 123V124H257ZM121 125H120V124ZM125 123V124H124ZM141 123V124H140ZM152 123V124H151ZM209 123H211V124H209ZM252 123V124H251ZM28 124V125H27ZM31 124V125H30ZM90 125V129H88L89 128V125ZM109 124V125H108ZM115 124V125H114ZM189 124V125H188ZM205 124V125H204ZM217 124V125H216ZM236 124L234 125V127H232L233 129L235 128L236 129ZM257 124V125H256ZM261 124V126H262V130H261V128H260V130L258 129V127H260L259 125ZM11 125V126H10ZM20 125V126H19ZM30 125V126H29ZM35 125V126H34ZM78 125H79V127H78ZM83 125H85L86 126V128L89 130V131H87L86 129H85V126H83ZM88 125V126H87ZM96 125H98L96 128L98 129V130H100V131H98L101 135H98V139H101L100 137H102L103 136V134H104V136L102 137V139L100 140V142H99V144H96V143H94V142H97V141H95L96 140V136H97V134H99L98 132H94V131H96L95 129V126ZM114 127H113V126ZM131 125V126H130ZM133 125H134V129L136 130V133L139 135H137L136 133H134L135 131L134 130H132L133 129ZM143 127H142V126ZM144 125H146V128H144ZM158 125H160L159 127H158ZM182 125V126H181ZM194 125V126H193ZM28 126V127H27ZM34 126V127H33ZM61 126V127H60ZM115 126H117V127H115ZM128 126L130 127V129L128 128ZM148 126V127H147ZM151 126V128H149ZM161 126L163 127L162 129H161ZM169 126V127H168ZM172 126V127H171ZM178 126V127H177ZM202 126V127H201ZM219 126V129L221 130V128H223L221 131L222 132H220V130L219 129H216V127H218ZM245 126V127H244ZM255 126H257V128L255 127ZM15 129H14V128ZM80 127H81V129H80ZM92 127V128H91ZM101 127L103 128V129H101ZM120 127V128H119ZM127 127V128H126ZM158 127V128H157ZM190 127V128H189ZM221 127V128H220ZM107 128H109V129H107ZM124 128H126L125 130H124ZM144 129V131H146L145 133H148L147 135L146 134H144L141 138H142V141L146 138L147 140H149L148 142H142V141H140V139L141 138H139L140 137V134H142V133H140L139 134V132L141 131V129ZM172 128H175V131H174V129H172ZM231 128V129H232ZM249 128V129H248ZM255 128V129H254ZM17 129V130H16ZM41 130V131H39V130ZM60 129V130H59ZM68 129V130H67ZM82 129H85V130H82ZM91 129L92 130H94V131H92V132H94L96 135H94L95 136V140L94 139H92L94 136H92V135H90V136H88V133L91 131ZM122 129V130H121ZM149 129V130H148ZM154 129V130H153ZM165 129H168V131L167 130H165ZM171 129V130H170ZM242 129H243V131H245V133L242 131ZM248 129V130H247ZM14 130H15V132H14ZM42 130H44V131H42ZM80 130V131H79ZM105 130H107V131H105ZM115 130H117L118 132H120V133H118V132H116V133H118V135L116 134V133H114L115 132ZM119 130H121V131H119ZM130 130H132V132H131V134L130 133H128ZM150 130H152V131H150ZM177 130V131H176ZM200 130V131H199ZM3 131V132H2ZM78 131V132H77ZM86 133H85V132ZM109 131H111V132H109ZM144 131H143V133H144ZM153 131L155 132V133H153ZM162 131H165V132H163V134H162V136H161V132ZM173 131V132H172ZM249 131H250V133H249ZM261 131V132H260ZM5 132V133H4ZM20 132V133H19ZM42 132V133H41ZM47 132H52L51 133V135L49 134V133H47ZM63 132V133H62ZM81 133V135L83 136V138H82V136L80 135V133ZM127 132V133H126ZM150 132V133H149ZM157 132V133H156ZM188 132V133H187ZM204 132V133H203ZM240 132V133H239ZM15 133H17V134H15ZM39 133H41V134H39ZM66 133H67V135L70 133V134H75L74 136H72V135H69V136H66ZM107 133V134H106ZM112 133V134H111ZM127 136H124V134ZM20 134V135H19ZM25 135V136H23V135ZM39 134V135H38ZM53 134V135H52ZM55 134V135H54ZM57 134V135H56ZM86 134H87V136H86ZM91 134H93V133H91ZM113 134H115V135H113ZM123 134V135H122ZM151 134V135H150ZM160 134V135H159ZM171 134H173V135H171ZM209 134H212L211 136L209 135ZM242 134H245V135H248L249 136V139H248V137H247V139H248V142L250 143V144H248V142H247V140L246 141H244V139H246V137L245 138H243V139H241L243 136H242ZM264 134V133H263ZM10 135V136H9ZM26 135H29V136H31V140L30 139H26V138H28V137H26ZM35 135H38V136H35ZM50 135V136H49ZM61 136L60 138H59V136ZM77 135H79V136H77ZM122 135V136H121ZM203 135H204V137H203ZM6 136V137H5ZM16 136V137H15ZM23 136V137H25V138H21V137ZM35 136V137H34ZM52 136H54V137H52ZM55 136H58L57 138L55 137ZM66 136V137H65ZM71 136V137H70ZM113 136V137H112ZM118 136L120 137H123L124 139L122 140L121 139V141H117V139H118ZM135 136H138V138L137 137H135ZM151 136V137H150ZM163 137V136H165L166 137V139H167V141H164V139H165V137H164V139L163 138H161V137ZM170 136L171 137H174V138H170ZM185 137V139L186 140H184V138L183 137ZM196 136H197V138L198 137H200L201 139L200 140H198L197 138H196ZM235 136V137H236ZM2 137H4V138H2ZM18 137H20L19 139H18ZM32 137H33V139H32ZM73 137V138H72ZM77 137H78V139L80 138V140L78 141V139H77ZM120 137V138H121ZM133 137H135L136 139H133L132 140V138ZM178 137V138H177ZM188 137L191 139V137H192V140H188ZM35 138V139H34ZM70 138V139H69ZM111 138V139H110ZM144 138V139H143ZM151 138H153V139H151ZM176 138V139H175ZM181 140H180V139ZM183 138V139H182ZM195 138V139H194ZM252 138H253V140H252ZM262 138V137H261ZM61 139H62V141H61ZM91 139V140H90ZM104 139H106V140H104ZM146 139H145V141H146ZM150 139H151V143H149L150 142ZM159 139V140H158ZM174 139V140H173ZM194 139V140H193ZM213 139V138H212ZM25 140H27L26 142H25ZM42 140V141H41ZM66 140H68V141H66ZM72 140V141H71ZM74 140V141H73ZM77 140V141H76ZM102 140L104 141V142H102ZM125 140V141H124ZM127 140H129V141H127ZM130 140H132V143H130L131 141ZM169 140V141H168ZM183 140L184 141H187L186 143H183ZM207 140H208V138H207ZM206 139H203L202 141H207ZM24 141V142H23ZM87 143H86V142ZM91 141V143H89ZM105 141H107V142H105ZM139 141L141 142V143H139ZM155 141H157L156 143H155ZM163 141V142H162ZM181 146L182 144H185V146H186V150H184L183 151V149H185V148H183L182 146V148L183 149H181V147H179V145H177V147H176V142ZM188 141H190L189 142V144H188ZM240 141V142H239ZM242 141V142H241ZM257 141H259V142H257ZM52 142H53V144H52ZM58 142V143H57ZM73 142L75 143V144H73ZM108 142H109V144H108ZM113 142H114V145H113ZM115 142H117V144L115 143ZM118 142H120L119 144H118ZM121 142H127L126 143V146L128 147V144H129V147L128 148H126V146L124 147V145L125 144H123V143H121ZM133 142H134V144H135V142L137 143V144H135L134 146L132 145L133 144ZM182 144H181V143ZM238 142V143H237ZM254 142V143H253ZM5 143L7 144L6 146H5ZM38 143V144H37ZM94 143V144H93ZM102 143V144H101ZM152 143H155V144H157V145H155V151H154V155H151L152 153H153V151L151 150V149H154L153 147H151L152 145H154V144H152ZM163 143H164V145L165 144H168L167 145V148L169 147V144H170V147H171V150L168 148V150H170L169 152H167L168 150L166 149V146H165V150H166V152L167 153H165V152H163L162 150H164V145H163ZM246 143V144H245ZM260 143H262V144H260ZM54 144H56L58 147H59V150L61 149L62 151H63V153L66 155V156H68V157H72L74 154L75 155H77V156H74V157H76L75 159L77 160V161H79V162H77L75 159V162H73L74 160H73V157H72V159L71 160H66V161H64V158L63 157H66V156H63V155H61L62 153V151H58V147H56ZM78 144V145H77ZM93 144V145H92ZM96 144V145H95ZM107 144L109 145V147L107 146ZM115 144H116V146H115ZM123 145V148H121V146L119 147V145ZM130 144H131V146H130ZM238 144V145H237ZM254 144V145H253ZM3 145V146H2ZM15 145V146H14ZM50 145V146H49ZM53 145H54V148L56 149H54L53 148ZM99 145V146H98ZM101 145V146H100ZM148 145V146H147ZM161 145H163V146H161ZM10 146V147H9ZM46 146V147H45ZM82 146V147H81ZM103 146H104V148H103ZM184 146V147H185ZM246 146H244V147H246ZM264 146V145H263ZM6 147V148H5ZM102 147V148H101ZM116 147V148H115ZM135 147V148H134ZM149 147V149L152 151L150 154H149V149H147ZM163 147V148H162ZM173 147H176L175 149L173 148ZM11 150H10V149ZM14 148V149H13ZM18 148V149H17ZM42 148V149H41ZM44 148V149H43ZM117 148H119V149H117ZM131 148V150H135V152L133 153V151H130V153H127V152H129V150L128 149H130ZM158 148V149H157ZM162 148V149H161ZM262 148V149H261ZM34 149V150H33ZM69 149V150H68ZM76 149H78V150H76ZM137 149V150H136ZM146 150L144 153H143V150ZM159 149H161V150H159ZM191 149V148H190ZM261 149V150H260ZM8 150V151H7ZM71 150V151H70ZM74 150H76V151H78V153H75V151ZM103 150V151H102ZM125 150V151H124ZM128 150V151H127ZM159 150V151H158ZM175 150V151H174ZM180 150L182 151V152H180ZM258 150V151H257ZM43 151V152H42ZM57 151L59 152V153H57ZM70 151V152H69ZM72 151H74V153L72 152ZM81 151V154L79 153ZM103 152V154H102V152ZM138 151V152H137ZM191 151V150H190ZM255 151V150H254ZM73 153V154H70V153ZM88 152V153H87ZM107 152H111L110 154L109 153H107ZM157 152V153H156ZM161 152H163L162 154H161ZM173 154H175V155H178L179 154V156H180V153L183 155V157H182V155H181V162H176L175 161V158H171V154L172 153ZM176 152V153H175ZM179 152V153H178ZM189 152V150L186 152V155H187V153ZM36 153H37V155H36ZM83 153H87L86 155L87 156H83ZM124 153H127L126 155H129V156H131V154H132V156L134 155L135 156V159L136 158H138V160L136 159H134V157H133V162H131L132 161V158H130V157H128V156H124ZM165 153V154H164ZM168 153H170V154H168ZM189 153H191V152H189ZM11 154H13V156L11 155ZM18 154H19V156H18ZM38 154H40V156H39V158L40 159H38L37 160V168H36V166L33 168H31V165H30V167L28 168V165L26 166L27 168H24L25 167V165L24 166H21L22 164H24V163H21V160L19 161V157L21 156L22 158H23V156H24V158L26 157V155H31V158L33 157L34 158V155H36V156H38ZM69 154V155H68ZM90 154V158H89V155ZM103 155V158H102V155ZM119 154V155H118ZM135 154H140V155H138V157H136L137 155H135ZM149 154V155H148ZM159 154H161V157H160V155ZM15 155V156H14ZM41 155H42V158H41ZM46 155V156H45ZM79 155H80V160L78 159V157H79ZM85 155V154H84ZM98 157H97V156ZM118 155V156H117ZM171 155V156H170ZM174 155V156H175ZM16 156H18V157H16ZM45 156V157H44ZM53 156V157H52ZM61 156H63V157H61ZM96 156V157H95ZM106 156V157H105ZM131 156V157H132ZM145 156V157H144ZM148 156V157H147ZM173 156V157H174ZM12 157V158H11ZM29 157V159H30V162L32 161L31 160V158H30V156H28ZM83 157V158H82ZM86 157V158H85ZM92 157L94 158V160L92 159ZM128 157V158H127ZM170 157V158H169ZM216 157H218V158H216ZM97 158V159H96ZM131 160H130V159ZM144 158H146V159H144ZM179 157H177L176 156V160L178 159ZM183 158H185V159H183ZM26 159V158H25ZM65 159H67V157L65 158ZM87 159V160H86ZM112 159V160H111ZM150 159V160H149ZM165 159H168V160H166V161H170L171 163H173V166H172V164H170V162H167V163H169L171 166H172V169L169 167V164L167 165L168 166V168H170V169H168L167 170V166H166V164H164V162L163 161H165ZM180 159L179 160H177V161H180ZM198 159V160H197ZM261 159V160H260ZM3 160V161H2ZM16 160H17V164H16ZM27 160H28V158H27ZM35 160V159H34ZM40 160V161H39ZM52 160V161H51ZM91 160H93V163H96L97 161V167H99L101 170H103L104 169V167L106 168V164H107V169L106 170H104V176L103 177H100V175L102 174V172L101 171H97L98 173H100V175H99V177L100 178H98L97 179V177H96V179H95V174H96V172L94 173V172H92L91 173V171L90 170H92L93 171V169H90V168H92V162H91V164H88V162H90ZM110 160V161H109ZM184 160V161H183ZM188 160V162H186V161ZM204 160H206V159H204ZM204 160H203V162H204ZM217 161V163L219 164V165H217V163H216V161ZM60 161V162H59ZM61 161L62 162H64V164L63 163H61ZM70 161H72V162H70ZM128 161V162H127ZM131 163H130V162ZM151 161H153V162H155V161H158V163L159 164H161V166H163V165H165L164 167H162V169H161V166L160 165H157V163H155V164H153ZM159 161H161L162 163H160ZM165 161V162H166ZM195 162V165L193 164L194 162ZM3 162V163H2ZM8 162V163H7ZM13 162V163H12ZM19 162H20V164H19ZM22 162H27L26 160H22ZM28 162H29V160H28ZM33 162H35V161H33ZM32 162V163H33ZM52 162V163H51ZM66 162H68V163H73V165L74 166H76L75 168L73 167V165L71 164V166L73 167V170L75 169V171H73L72 170V167H70V164H67ZM107 162V163H106ZM124 162H126V163H124ZM140 162V163H139ZM146 162V163H145ZM176 162V163H175ZM190 162V163H189ZM191 162H193V163H191ZM216 163V165H215V163ZM5 163H7L6 165H5ZM10 163V164H9ZM16 164V167H15V164ZM55 163V164H54ZM85 165H84V164ZM148 163H150V164H148ZM177 163H181V165L180 164H177ZM222 163V165L220 166V164ZM225 163V164H224ZM34 164V163H33ZM84 166H83V165ZM101 164H103V165H101ZM105 164V165H104ZM112 164V165H111ZM124 164V165H123ZM125 164H127V165H125ZM141 164V165H140ZM145 165V166H143V165ZM174 164H176L175 166H178L179 167V165L182 167L183 165V167H182V170H180V169H177L178 170V172L180 171L181 172V174H180V172L178 173L177 171H176V168L177 167H175V169H174ZM183 164V165H182ZM205 164H207L206 165V167H205ZM5 165V166H4ZM82 165V166H81ZM96 165L94 164V167H96ZM138 165H140L139 167H137ZM157 165V166H156ZM187 165V166H186ZM191 165V166H190ZM195 166V168H196V166H197V168H196V170L198 169L199 171L198 172H200V170L202 171V173L201 174H204L203 176L204 177H201V176H198V175H200V173L198 174L197 173V171L193 168L194 166ZM201 165H202V168H201ZM10 166H11V168H10ZM102 166H104V167H102ZM125 166H127L126 167V169H124V167ZM134 166V167H133ZM136 166V167H135ZM150 167V168H152V169H150V168H148V167ZM152 166V167H151ZM186 166V167H185ZM204 166V167H203ZM3 167V168H2ZM7 167V168H6ZM14 167V168H13ZM24 169H23V168ZM71 168V170H70V168ZM85 167H86V171H84L85 170ZM93 167V168H94ZM96 167V170L98 169ZM123 167V168H122ZM142 167V168H141ZM145 167V168H144ZM159 167V168H158ZM189 167V168H188ZM199 167V168H198ZM10 168V169H9ZM16 168V169H15ZM23 170H22V169ZM65 168V170L66 169H68L70 172V174H71V172H72V176H73V174H74V176H76V174H77V176H76V179H77V177H79L78 179L80 180V184H82V185H79L80 187L81 186H83L86 190V193H85V191L83 192L82 190H84V189H79V186L75 183V181H77L76 179H75V181H72L73 179L71 178V181L72 182H74V183H70V177H72V176H70V174L67 172V173H63L62 175L64 176V177H67V179H64V177L63 178H61L62 177V175L61 176H59L60 174H61V172H63V169ZM80 169V171H78L77 169ZM83 168V169H82ZM110 168H113V170H115L116 169V171H115V173H119V176H113V178L115 177L116 179L113 181H111V183H110V185L111 186H109V184L108 185H102L103 184V182H104V179H105V176H112L111 174V171H112V169H111V171H110V173H109V171H108V169L110 170ZM134 168V169H133ZM147 168V169H146ZM184 168V169H183ZM187 168V169H186ZM201 168V169H200ZM209 168V169H208ZM213 168V169H212ZM18 169H20L19 170V172H20V174L18 173V172H16V171H18ZM87 169H89V171H88V173H87ZM95 169V168H94ZM121 169V170H120ZM128 169V170H127ZM154 169V170H153ZM158 169H160V170H158ZM165 169V170H164ZM174 169V170H173ZM190 169H193L192 171H190ZM207 171H206V170ZM216 169V170H215ZM232 169V170H231ZM235 169V168H234ZM16 170V171H15ZM37 170V171H36ZM60 170H61V172H60ZM76 170H77V172H81V173H85L86 174V176H84L83 175V177H82V174H78L77 172H76ZM126 170V171H125ZM140 172H139V171ZM148 170H152L151 172L150 171H148ZM162 170H164V171H162ZM195 170V171H194ZM213 170V171H212ZM230 170V172H228ZM11 171H13L14 173H15V175L13 176L12 174H14L13 172H11ZM39 171V172H38ZM49 172L50 173V171L52 172V174L50 175L49 173H47V172ZM58 171V172H57ZM106 171V172H105ZM131 171H133V172H135V173H137V174H139V173H141V174H139L140 176V178H139V180H140V182L139 181H137L138 182V184H137V182L136 181H134L133 182V179H134V177L136 178V176H133V173L132 174H130V172ZM137 171V172H136ZM148 171V172H147ZM157 171L159 172V173H157ZM167 171H169V172H167ZM175 171H176V173H175ZM185 171V172H184ZM191 172L190 174H192L193 172H194V174H195V172H196V175H194L195 177H200V178H198V179H195V178H193L192 177V179H195V180H193L192 181V179H190V174H188L187 172ZM211 171V172H210ZM215 171V172H214ZM226 172L227 173V175H226V173L224 174V176L223 175H221L220 173L221 172ZM75 172H76V174H75ZM128 174V172H129V175H127L126 173ZM204 172H206V174L207 175H205V173ZM215 174H214V173ZM219 172V174H216V173H218ZM237 172V173H236ZM10 173H12L11 174V176L12 177H16V179L17 180H19V181H17L16 179L14 180L13 178V181H12V183L13 182H17V184H19V185H15V183H11L12 184V187H11V185H8V183L10 184V182H11V180L12 179H10L9 177L7 178V176H8V174L10 175ZM23 173V174H22ZM94 173V174H93ZM114 173V174H115ZM134 173V174H135ZM143 173V174H142ZM152 173H154V174H152ZM160 173H162L161 175H160ZM182 173H184L185 175L184 176H182L183 174ZM212 173V174H211ZM234 174V175H232V174ZM4 176H3V175ZM18 174H19V176H21L20 178H18ZM41 174V175H40ZM43 174V175H42ZM46 174H49V176H52V177H50V179L46 176ZM55 174V175H54ZM69 176H68V175ZM93 175V176H91V175ZM146 174V175H145ZM25 175V176H24ZM79 175V176H78ZM88 175L90 176V177H88ZM103 175V174H102ZM117 175V174H116ZM124 175V176H123ZM125 175H127V176H125ZM136 175V174H135ZM143 175H145L144 177H143ZM151 175H152V177L154 176V179L155 178H157V182H158V178L160 179V181H161V183H163V180H161L162 178L163 179H165V178H167L168 177V179H173V181L171 180V181H165V182H170V183H168V184H171V185H167V184H165L166 185V187L163 185V184H160V182H159V184H158V186H159V189H161V187H162V189H163V187H164V190L166 191L167 189H170V190H167L166 192L164 191V190H160V192H159V190H158V186H157V182L156 181H154V182H156V183H154L153 182V179H152V177H151ZM163 175L165 176V178L163 177ZM192 175V176H193ZM208 175H211L210 176V180L208 179ZM215 175V176H214ZM230 175H232V176H230ZM46 176V177H45ZM73 176V177H74ZM132 176V177H131ZM150 176V177H149ZM162 177V178H160V177ZM188 176H190V177H188ZM223 176V177H222ZM230 176V179H232V180H234L233 182H234V184H236V185H232V187H234V186H236V188L233 190H231V185H230V182L228 181L229 179H228V177ZM22 177H28V180L27 181H25V179L24 178H22ZM45 177V178H44ZM53 177H56V178H53ZM137 177H138V175H137ZM176 177V178H175ZM220 177V178H219ZM232 177V178H231ZM234 177H237L238 179L236 180V178H234ZM241 177V178H240ZM59 178H60V181H59ZM93 178L95 179V181L97 180V182L98 181H100V182H98L99 184L101 183V180H99V179H102V183L100 184V186H98L99 184H96V186H98L99 187V189H98V187H96L95 186V184H93V186H94V191L95 192H93L94 193V195H93V193L92 192H88V191H91L93 188H88L89 190L87 191V188H86V185H88L89 187L90 186H92L91 185V182H92V180H93ZM110 178V177H109ZM108 178V179H109ZM126 178V179H125ZM129 178V179H128ZM144 178H146V179H144ZM180 178V179H179ZM202 178V179H201ZM208 180H207V179ZM214 178V180H213V182H212V179ZM216 178L217 179H219V180H216ZM222 178H223V180H224V178H225V182H228L229 183V185H224V181L223 182H221L222 181ZM243 178V179H242ZM246 178V179H245ZM21 179H24V183L21 181V183H20V180ZM61 179H63V180H61ZM85 179V180H84ZM107 179V180H108ZM138 179V178H137ZM136 179V180H137ZM191 180V182H190V180ZM201 179V180H200ZM221 179V180H220ZM241 179V180H240ZM247 179H248V181H247ZM42 180L45 182V183H47V184H49L50 186H49V188H50V190L47 188L48 187V185H46V187L44 186V184L45 183H42L41 184V182H42ZM56 180L57 181H59V183L61 184V186H60V184H59V186H58V184L57 183H55L56 182ZM91 180V181H90ZM107 180L105 181V182H107ZM156 180V179H155ZM186 180V181H185ZM203 180V181H202ZM204 180H206L207 182H205ZM217 181L218 182V184L216 185V183L214 182V181ZM6 181V182H5ZM10 181V182H9ZM28 181H31V182H29L28 183ZM62 181H64V182H62ZM68 181V182H67ZM109 181V180H108ZM188 181H189V183H188ZM239 181H240V183H239ZM255 181V182H254ZM5 182V183H4ZM33 182V184H34V186L35 187H33V188H35L34 189V192H36V194L35 193H33V188H32V186L33 185H31L30 183H32ZM82 182V183H81ZM85 182H86V185H85ZM145 182V183H144ZM149 182V183H148ZM164 182V183H165ZM187 182V183H186ZM197 182V183H196ZM202 182H204V183H202ZM210 182V183H209ZM219 182L221 183V187H220V185H219ZM28 185V187L27 186H25L26 184ZM139 183H141L140 185H139ZM150 183H152V185L150 184ZM196 183V184H195ZM213 183V184H212ZM223 183V184H222ZM252 183H253V185H252ZM29 184L31 185V186H29ZM56 184V185H55ZM90 184V185H89ZM135 184H137V185H135ZM183 184V185H182ZM187 184V185H186ZM233 184V183H232ZM237 184H239V185H237ZM244 184H247L248 186H250L249 188L247 187L246 188V186L244 185ZM249 184H251V185H249ZM5 185V187H7V188H2L3 186ZM6 185H8V186H6ZM14 185H15V188H14ZM55 185V186H54ZM69 185H70V187H69ZM73 185H76V186H78L77 188H75ZM144 185V186H143ZM163 185V186H162ZM219 185V186H218ZM243 185V186H242ZM54 187L53 189H52V187ZM71 186H73L72 188H71ZM87 186V187H88ZM92 186V187H93ZM104 186H105V188H104ZM106 186H108L107 187V190H106ZM118 188H117V187ZM138 186H140L139 188H138ZM148 186V187H147ZM155 186H157V187H155ZM172 186V187H171ZM217 186V187H216ZM240 186V187H239ZM119 187H120V189L121 190H123L125 187V189H126V193L124 192L123 193V191L125 190H123V191H121V190H119ZM152 187V188H151ZM212 187V188H211ZM228 187V188H227ZM261 187V186H260ZM19 188V189H18ZM31 188V189H30ZM36 188H38V191L36 190ZM47 188V189H46ZM59 188H61V189H59ZM64 188V189H63ZM67 188V189H66ZM68 188H71V191H70V189H68ZM129 189V191H128V189ZM145 188V189H144ZM226 189L227 188V190H222V189ZM239 189V190H242L243 188H245V191H241V193L243 194H241L240 193V191L238 190V192L236 191V189ZM24 189V190H23ZM42 189V190H41ZM135 189V190H134ZM143 189V190H142ZM148 190V191H144V190ZM156 189V190H155ZM193 189V190H192ZM212 189H216V191H214V190H212ZM219 189H221V190H219ZM251 189H252V192L253 191H255L256 193H258L257 194V196L253 193V196H251ZM2 190V191H1ZM7 190V191H6ZM11 190V191H10ZM51 190H54V193L53 192H50ZM57 190V191H56ZM74 190V191H73ZM118 190L119 191H121V193H119L118 192ZM152 190H154V192H151ZM158 190V191H157ZM219 190V191H218ZM244 190V189H243ZM42 191V192H41ZM82 191V192H81ZM137 191V192H136ZM143 191V192H142ZM161 191H163L162 193L163 194H165V195H163V197L161 198ZM204 191V192H203ZM211 191H213V192H211ZM233 191H236V194H240V196L242 195V197L241 198H239V202L237 201L238 199H233V195L235 196L236 194L233 192ZM259 191H262V193H260L259 194ZM21 192V193H20ZM23 192V193H22ZM28 194H27V193ZM43 192H44V194H43ZM76 192V193H75ZM77 192H79V194L81 195H79ZM100 194H99V193ZM102 192V193H101ZM104 192V193H103ZM149 192H150V194H154V196L153 195H150L149 194ZM199 192H201V193H199ZM216 192V193H215ZM220 192V193H219ZM248 192V193H247ZM10 194V195H6V194ZM45 193H47V194H45ZM61 193V197L59 196V198H58V194H60ZM67 193V194H66ZM97 193V194H96ZM118 193V194H117ZM171 193H173V194H171ZM203 193V194H202ZM227 195H226V194ZM18 194V195H17ZM22 194V195H21ZM44 195V197H43V195ZM63 194H64V196H63ZM169 194H171L172 196H174V197H172L171 195V198H173V199H171L168 195ZM222 194H223V196H222ZM232 194V195H231ZM263 194V195H262ZM16 195V196H15ZM31 195V196H30ZM41 195V196H40ZM50 197H52L53 196V198H50L49 199V196ZM80 196V197H78V198H80L79 200H74V201H76V202H74V201H72V200H70V198L71 197H77V196ZM148 195V196H147ZM224 195H226V196H224ZM249 195H250V197H249ZM5 196V197H4ZM9 198H8V197ZM10 196H12V198H10ZM14 196V197H13ZM48 196V197H47ZM57 197V199H58V201H57V199H56V197ZM65 197V198H63V197ZM144 196V197H143ZM153 196V197H152ZM171 201H169L168 199L166 200L165 198L166 197ZM236 196H238V195H236ZM248 196V197H247ZM259 196H260V198H259ZM7 197V198H6ZM47 197V198H46ZM68 199H67V198ZM75 197V198H76ZM109 197V198H108ZM111 197V198H110ZM120 197V198H119ZM179 197V200L181 199H183L185 202L188 200V207L187 206H184L183 205V207L181 206V208H178V206L176 207V205L178 204L179 205V202L182 204H186V203H184L183 202V200L181 201H179L178 199H177V201H178V203H177V201H175L176 200V198H178ZM181 197V198H180ZM229 197H231V198H229ZM239 197V196H238ZM4 198H6V199H4ZM88 199V200H90L89 202H91V204L93 205L94 204V206L92 207V205L90 206L89 205V202H87V201H84L85 199ZM107 198V199H106ZM222 198H224L225 199V201H224V199H222ZM235 198V197H234ZM250 198V199H249ZM10 199V200H9ZM53 199V200H52ZM64 199V200H63ZM66 199V200H65ZM84 199V200H83ZM86 199V200H87ZM110 199H112L111 201H110ZM140 199H141V201H140ZM143 199V200H142ZM175 199V200H174ZM61 200V201H60ZM81 200L83 201V202H81ZM138 200V201H137ZM148 200V201H147ZM151 200H154V201H152L151 202ZM162 200H163V202H162ZM166 202H165V201ZM228 200V201H227ZM230 200H232V201H230ZM234 200L235 201H237V202H234ZM27 201V202H26ZM68 203H67V202ZM71 201H72V203H71ZM79 201V202H78ZM96 201V202H95ZM115 202V203H112V202ZM168 201H169V203H168ZM173 201H175V202H173ZM213 201V202H212ZM254 201V202H253ZM3 202V203H2ZM6 202V203H5ZM45 202H46V204H45ZM80 202L81 203H83V204H80ZM138 202H140L139 204H138ZM142 202V203H141ZM151 202V204H150V206H151V208L149 209V207H148V205H149V203ZM203 202L205 203L204 205H203ZM211 202V203H210ZM231 202H234L235 203V205H234V203H231ZM2 203V204H1ZM60 203H62V207H61V205H59L58 206V204H60ZM85 203V204H84ZM117 203V204H116ZM136 203V204H135ZM167 204V207H166V204ZM176 203V204H175ZM191 204V208L192 209H190V204ZM195 203V205H193ZM198 203H202V205L204 206H202L201 204H200V206H199V204ZM252 203V204H251ZM65 206H64V205ZM66 204H68L69 206H71V207H73L74 208V205L76 206V208H74V210L71 208V207H69V206H67ZM118 204H120L121 206V208L119 207V205ZM165 204V205H164ZM207 204V205H206ZM232 204V205H231ZM238 204V205H237ZM250 204V205H249ZM5 205V206H4ZM51 205H52V207H51ZM54 205V206H53ZM116 205H118V206H116ZM173 205H174V207H173ZM193 205V206H192ZM218 205V206H217ZM239 205H241V206H239ZM25 206H27V207H25ZM157 206H159V207H157ZM207 206H209V208H208V212H207V215L205 216V214H206V212L203 210V209H205V208H207ZM213 206H215L214 208H213ZM224 206V207H223ZM84 207H86V209L88 208L89 210V212H87V211H84V210H86V209H83ZM147 207V208H146ZM173 209H172V208ZM176 207V208H175ZM212 207V208H211ZM242 207V208H241ZM2 208V209H1ZM25 210V212H24V210ZM126 208V209H125ZM158 210H157V209ZM189 208V209H188ZM47 209V210H46ZM139 209V210H138ZM145 209V210H144ZM178 209V210H177ZM180 209V210H179ZM182 209V210H181ZM199 209V210H198ZM225 209H227V210H225ZM76 210V211H75ZM138 210V211H137ZM206 211H207V209H205ZM221 210L223 211V213L221 212ZM247 212H245V211ZM264 210V209H263ZM69 211H73L72 213L70 212V214H69ZM91 211L94 213V214H90L91 213ZM171 211H173V214H172V212ZM178 211V212H177ZM188 211V212H187ZM191 211V212H190ZM203 211H204V213H203ZM4 214H3V213ZM161 212V213H160ZM220 212H221V214H220ZM244 212V213H243ZM24 213L26 214V216H25V218H23V216H24ZM68 213V214H67ZM75 213V214H74ZM96 213V214H95ZM157 213V214H156ZM167 213V214H166ZM172 214V216H170L171 214ZM190 213H191V217H190ZM226 215H225V214ZM55 214H57V215H55ZM90 215V216H88V215ZM162 214H164L165 216H167V217H165L164 215L162 216ZM170 214V215H169ZM175 214V215H174ZM219 214H220V216H219ZM23 215V216H22ZM41 216L40 217V219L41 218H43L44 220H42V221H45V218L47 217V218H50L49 219V221H48V223L47 224H49V225H47V224H44V222H42L41 223V221H40V219L37 221V220H35V221H37V222H39V223H37V222H35L33 219H38L39 217L38 216ZM46 215V216H45ZM75 215V216H74ZM94 215V218L93 217H91V216H93ZM142 215V216H141ZM160 215V216H159ZM181 215V216H180ZM199 216V217H197V216ZM219 216L220 218H218V217H216V216ZM225 215V216H224ZM228 215V216H227ZM72 216V217H71ZM75 218H74V217ZM155 216H157V217H155ZM174 216H176V217H174ZM256 216V217H255ZM56 217V218H55ZM96 217H98V220H97V218ZM148 217V218H147ZM188 217V218H187ZM197 217V218H196ZM248 217V218H247ZM253 217V218H252ZM262 217V216H261ZM21 218H22V223H24L25 225H26V223H27V227L24 225V224H21ZM54 218V222H52V221H50L51 219H53ZM96 218V219H95ZM135 218V219H134ZM191 218V219H190ZM224 218V219H223ZM19 219V220H18ZM23 219H25V221H23ZM34 221H32V220ZM142 221V220H144V222L142 223V222H140V220ZM147 219V220H146ZM156 219V220H155ZM178 219H180V220H178ZM69 220V221H68ZM100 220V221H99ZM133 220V221H132ZM163 220V221H162ZM186 220V221H185ZM204 220L207 222V223H203L204 222ZM5 221H6V223H5ZM46 221H47V219H46ZM57 223H56V222ZM60 221V222H59ZM68 221V222H67ZM120 221V222H119ZM193 223H192V222ZM198 221H201V222H198ZM218 221H220V222H218ZM252 221V223H250ZM260 221V222H259ZM15 222H20V224H18V226H25L24 228H22V229H20L19 231L20 232H18L17 230H18V228H14L15 227ZM33 222V223H32ZM64 222H66V223H68L69 224V228L68 229H65L66 227H64V229L66 230V231H69V232H71V234H73V231H72V229H74V230H76V234L75 235H77V238L75 237V235L73 234V236L77 239V241L75 240V239H71L70 241H69V239L68 238H72V237H69V236H71V234L69 233V232H67V233H69V234H67L66 232H64L65 233V235L62 233L63 232V230H62V232L60 233L61 234V236L62 235H64L65 237H66V239H64L65 237L64 236H62V240H63V242H62V240L60 241L61 243H59L58 241V239H55V240H57V242H58V244L56 243V241H53L54 239H52L51 238V236L52 237H54V238H57L58 236H57V234H59L58 233V231H56V230H58V229H55V228H53V227H56V225H60V224H63ZM81 222H83L84 224L82 225V223ZM93 222V223H92ZM114 222L115 223H117V225L119 224V225H122V224H125V225H127V226H129V228H131V230L133 229V227H140L141 225L140 224H138L139 222L140 223H142V228L141 229H143V226H145L146 228H149L151 225H152V223L154 224L153 226L154 227H156L157 228V226H159V227H161V229L162 230H165L164 232H163V234H162V232L160 231L159 232V234H158V238L160 237V235H161V237L164 239H166V237H167V239H166V241H164L163 242V239L162 238H160V239H158L157 237L155 238L154 237V239L156 240V241H154L153 240V238H151V237H148L147 238V240H146V237H144V236H149V231L150 232H153V233H151V234H153L154 235V233L156 232V235H157V231L155 230V231H153V226H151V228H152V230L150 229V230H148L147 232H141V233H146V234H148V235H144L143 236V234H142V236H143V238L142 237H140L139 236V234H141V233H139L138 234V230H136L137 231V235L135 234V228H134V230H132L131 232H130V230H129V228H128V230L129 231H126L125 230V228H127V226L124 228L123 227V225L121 226V228L123 227V229H124V232L127 234V236L126 237H124L125 239H128V240H125V239H122L123 238V236L121 235L120 237H121V239L122 240H119L120 239V237L118 236V238H117V236H116V238H117V240H115V239H113V242L114 241H117V242H119V241H122L123 243H124V245H122V246H124V248L125 249H127L126 248V246L125 245H127V247H128V249H129V247H131L132 249L133 248H135V246H136V248H137V246H138V248H137V251H139L138 249H140V252H136L135 250H134V252H132L130 249L127 251V250H124V252H126L125 254H126V257H125V255H124V253H122V254H120L121 255V259L120 260H118L120 257V255L118 256V255H116V253L117 254H119V251L120 252H123V249L124 248H119L118 250L116 249V248H113L112 247V244L110 243V241H112L111 239H110V241H109V239H108V237L109 236H107V238H106V241L108 242V244L105 242V237L106 236H101L102 238H103V240H101L102 242L100 243V240H99V238L98 239H95L94 240V238H92L91 240H90V237H89V235L90 234H88L89 233V231H87L88 230V228H90L89 230L91 231V228H97V229H102V228H111V224L112 225H114ZM160 222V224H158ZM190 223L192 226H194V225H196V226H200V224H202L201 226H206L207 224H209L208 226L210 227V230H207L209 227H204V228H206V229H204V230H207V231H205L204 232V230H203V228L200 226L199 228H197V230H198V232H196V238H198V234H200V236H199V238L197 239V241H195V240H193L192 241V235L194 236V234H192L193 232H192V229L190 230V225L189 224H187V223ZM197 222H198V224H197ZM216 222V223H215ZM218 222V223H217ZM263 222V223H262ZM8 223H9V225H8ZM37 223V224H36ZM51 223V224H50ZM66 223H64L63 225H60L61 227L60 228H62ZM78 223V224H77ZM108 223H109V225H108ZM157 223V224H156ZM239 223H242V224H239ZM260 223V224H259ZM14 224V225H13ZM30 224H32L31 226H30ZM71 224V225H70ZM77 224V226H75ZM82 226H81V225ZM91 226V227H89V225ZM144 224H146V225H144ZM178 224V225H177ZM235 224V225H234ZM257 224H259V225H263V226H260L259 227V225H257ZM3 225V226H2ZM37 225H40V226H37ZM51 225H53V226H51ZM79 225L81 226V227H79ZM84 225H85V227L87 228V229H85V227H84ZM104 225H106V226H104ZM117 225H114V230H115V228L117 227V229H120V228H118V227H120V226H117ZM140 225V226H139ZM147 225H148V227H147ZM232 225H233V227H232ZM8 226V227H7ZM16 226H17V224H16ZM17 226V227H18ZM30 226V227H29ZM45 226V227H44ZM66 226H68L67 224H66ZM74 226V227H73ZM93 226V227H92ZM100 226H102V227H100ZM176 226V227H175ZM187 226H189V227H187ZM220 226H222V227H224L223 229H225L226 230V232H225V234L224 235H221V237L218 235V237H212V239L210 240H201V234H204L205 235V233H207L208 231V233L209 234H206V235H210V231H211V229L212 228H214L213 230H215V232L217 233H223V232H221L222 231V229H221V227ZM256 226V227H255ZM35 229H34V228ZM38 227V228H37ZM77 227V228H76ZM84 229H83V228ZM99 227V228H98ZM164 227V228H163ZM173 227V228H172ZM255 227V228H254ZM10 228H11V230L14 228L15 229V231L13 230L12 232H11V230H10ZM21 228V227H20ZM45 228V229H44ZM58 228V227H57ZM59 228V229H60ZM172 228V229H171ZM187 228V229H186ZM194 228V227H193ZM202 228V229H201ZM24 229V230H23ZM27 229V230H26ZM32 229V230H31ZM38 229V230H37ZM43 229L44 230H46V231H43ZM69 229H71V230H69ZM78 229V230H77ZM97 229H95V230H97ZM140 229V228H139ZM155 229V228H154ZM167 229V230H166ZM186 229V230H185ZM227 229H228V232H227ZM229 229H231V231H229ZM7 230H10V231H8V232H11V234H9V233H6L7 232ZM30 230H31V232H30ZM56 232H55V231ZM82 230L84 231L83 233H82ZM159 230H160V228H159ZM183 230H185L184 232H183ZM195 230H196V228H195ZM22 231H25V232H22ZM39 233H38V232ZM51 231H53V232H50ZM61 231V230H60ZM78 231L81 233V234H79L78 233ZM141 231V230H140ZM194 231V230H193ZM250 231V232H249ZM46 232H47V236L49 235L50 237H48L47 238V236L46 237H44L45 235H46ZM120 232H121V229H120ZM123 232V233H124ZM215 232H214V234H215ZM237 232V233H236ZM6 233V234H5ZM30 233V234H29ZM75 233V232H74ZM124 233V234H125ZM130 233V234H129ZM173 233V234H172ZM177 233V234H176ZM180 233V234H179ZM198 233V234H197ZM1 234H3L4 236L2 237V235ZM7 234H9V235H7ZM23 234H25V235H23ZM27 234V235H26ZM35 234V235H34ZM39 234V235H38ZM42 235V237L43 238H41V235ZM53 234V235H52ZM85 236H84V235ZM88 234V236H86ZM125 234V235H126ZM170 234V235H169ZM174 234H176V235H174ZM183 234V235H182ZM185 234V235H184ZM229 234V235H228ZM28 235H31V237H32V235H33V237L31 238H29L28 237ZM37 235V237L36 238H39V239H37L38 241H37V243H33L32 242V246L34 247V249L36 248V245H37V248L39 247L40 248V250H37V251H39V252H37V251H35L34 249H32V247H31V245H30V247L28 246V244L29 243H31V241L33 240H35V239H33V238H35V236ZM55 235L57 236V237H55ZM66 235H69V236H66ZM124 235V236H125ZM136 236V237H134L133 239H131L133 236ZM152 235V236H153ZM167 235V236H166ZM169 235V236H168ZM181 235V236H180ZM198 235V236H197ZM203 235V236H204ZM205 235V236H206ZM27 236V237H26ZM40 236V237H39ZM80 236H83L82 238L80 237ZM131 236V237H130ZM166 236V237H165ZM208 236H206V237H208ZM216 236V235H215ZM250 236H252V237H250ZM6 237V238H5ZM13 237V238H12ZM22 237H25V239L23 238V239H20V238H22ZM64 237V238H63ZM73 237V238H74ZM78 237H80L81 239L79 240L78 239ZM85 237V238H84ZM89 237V238H88ZM128 237V238H127ZM130 237V238H129ZM184 237H188L187 239L186 238H184ZM192 237V238H191ZM195 237V236H194ZM205 237V238H206ZM220 237V238H219ZM232 237V238H231ZM2 238V239H1ZM5 238V239H4ZM45 238V239H44ZM47 238V239H46ZM58 238H60L61 239V237H58ZM88 238V239H87ZM110 238V237H109ZM145 238V239H144ZM203 238V237H202ZM211 238V237H210ZM219 239V240H215V241H213V239ZM230 238V239H229ZM258 238V239H257ZM17 239L19 240V242L17 241ZM28 239H30V240H28ZM129 239H131L130 241H129ZM140 239V240H139ZM151 240V242L149 241V240ZM190 239V240H189ZM247 239L251 242H249V241H247ZM22 240H24V241H28L27 243L26 242H22ZM47 240V241H46ZM49 240V241H48ZM68 240V248L70 247L69 246V242H73L74 243V246L75 247H77L76 249H75V247L73 246V244L71 245V246H73L74 247V250L76 251L77 249H81V252L83 253V254H79V253H81V252H78L79 250H77L76 252L77 253H75L74 254V252L72 251V252H69V251H71V250H73V248L70 250V249H68L67 248V250H65L66 249V247H64V244L65 243H67L66 241ZM83 240V241H82ZM98 240V241H97ZM119 240V241H118ZM144 241V242H140V241ZM200 240V241H199ZM15 242V243H12V242ZM91 241H93L92 243H91ZM137 241H138V243H137ZM194 241H195V244L194 245H191V244H193L194 243ZM199 241V242H198ZM210 241H213L214 242V244H212L213 242H210ZM247 241V242H246ZM18 242V243H17ZM36 242V241H35ZM43 242H44V244H43ZM47 242V243H46ZM49 242V243H48ZM51 242H54V243H52V244H50ZM78 242V243H77ZM85 242V243H84ZM87 242V243H86ZM99 244H98V243ZM112 242V243H113ZM131 242H132V244H133V246L134 247H132L131 245ZM140 242V243H139ZM203 242V243H202ZM215 242H217V245L215 244ZM220 242V243H219ZM221 242H222V246H221ZM243 242V243H242ZM3 243V244H2ZM70 243V244H71ZM98 245H97V244ZM106 243V245H103V244H105ZM114 243H116V242H114ZM123 243H121V244H123ZM128 243H130V245L128 244ZM137 243V244H136ZM154 245V246H152V244ZM155 243V244H154ZM204 243H206V244H204ZM10 244V245H9ZM13 244V245H12ZM21 244H22V246H26L25 248L27 249L26 251H24V247H22L21 246ZM36 244V245H35ZM45 244H46V247L45 248H48V249H45L44 248V246H45ZM48 244H49V246H50V248L48 247ZM86 244H88V245H86ZM101 244V245H100ZM161 244H164V246H166V247H164L163 248V245L161 246ZM167 244V245H166ZM219 244V245H218ZM245 244V245H244ZM17 245V246H16ZM19 245V246H18ZM61 245H63V246H61ZM86 245V246H85ZM98 247H97V246ZM100 245V246H99ZM116 245V246H115ZM117 245H118V247L120 246L119 245V243L118 244H114V247H117ZM151 245V246H150ZM156 245V246H155ZM158 245V246H157ZM216 245V247L215 248H213L214 246ZM28 246V247H27ZM57 246H59V247H57ZM81 246V247H80ZM104 246V247H103ZM145 246H147V247H145ZM217 246H219L218 248H220V247H222V248H224V249H222V250H220V249H218L217 248ZM247 246V247H246ZM8 247V248H7ZM56 249V248H58V249H56V250H54V248ZM84 247V248H83ZM91 247V248H90ZM105 247H107L106 248V251L103 249V248H105ZM263 247V248H262ZM12 248V249H11ZM38 248V249H39ZM59 248H61V249H59ZM65 248V249H64ZM90 248V249H89ZM94 248V249H93ZM99 248H102V251L103 252H101L102 254H99V256H97L98 255V253H100V251H101V249H99ZM113 248V249H112ZM135 248V249H136ZM143 248V250H141ZM146 248H148V249H146ZM7 249V250H6ZM16 251V252H18V253H16L14 250ZM44 251H43V250ZM51 249H53V250H51ZM63 249V250H62ZM89 249V250H88ZM94 250V251H92V250ZM153 249V250H152ZM167 249V250H166ZM172 249H174L173 251V253H171V250ZM218 249V250H217ZM239 249H241V250H239ZM22 250L24 251V253H22ZM31 250V251H30ZM42 250V251H41ZM49 250V251H48ZM69 250V251H68ZM92 251V252H89V251ZM109 250V251H108ZM110 250H115L113 253L112 252H110ZM118 252H117V251ZM147 250V251H146ZM163 250V251H162ZM49 252L48 254L46 253V252ZM96 251V252H95ZM97 251H99V252H97ZM149 254H147V255H145L146 254V252ZM165 251H166V253L167 252H169L170 251V254H172V255H174V256H172V257H170L171 259L170 260H168V261H166V258H164L163 256V254L165 253ZM248 251H250V252H248ZM43 253V255H41V256H39L38 255V253ZM52 252V253H51ZM65 252H68L69 254V261L67 260V262H69V263H66V260L65 259H67L68 257H66V258H64V261H63V257H64V255L66 254ZM94 252V254H90V257H92L91 259L89 258V253H93ZM235 252H236V254H235ZM13 253V254H12ZM20 253V254H19ZM36 253V254H35ZM41 253V254H42ZM71 253H73V254H71ZM86 253V254H85ZM127 253H128V255H127ZM131 253H130V257H131ZM137 253V254H136ZM140 253H142L143 255H142V257H141V255H139ZM176 253V254H175ZM178 253V254H177ZM248 253V254H247ZM259 253V254H258ZM12 254V255H11ZM15 254L17 255V256H15ZM46 256H45V255ZM56 254H57V256H56ZM60 254V255H59ZM78 254H79V256H78ZM113 254H114V256H113ZM256 254V255H255ZM14 255V256H13ZM23 255V256H22ZM36 255V256H35ZM62 255H63V257H62ZM84 255H85V257H84ZM93 255V256H92ZM111 255V256H110ZM124 255V256H123ZM137 255H139V256H137ZM177 255V257H175ZM25 256H27V257H29L30 259L28 260V258L27 257H25ZM30 256H33V257H30ZM38 256H39V258L40 259H38ZM59 256V257H58ZM66 256H67V254H66ZM82 256V257H81ZM113 256V257H112ZM145 256H147V257H145ZM168 256V255H167ZM167 256H165V257H167ZM171 256V255H170ZM183 256V257H182ZM22 257H23V259H24V257H25V259L24 260H22ZM37 257V258H36ZM43 257V258H42ZM47 257V258H46ZM80 257V258H79ZM84 257V259L87 261V259H90V260H88L87 262L86 261H82V258ZM108 257H110L111 259H115L114 260V262H112L111 261V259L110 258H108ZM123 257H125V258H123ZM137 257V258H136ZM214 257V258H213ZM6 258L8 259V260H6ZM18 258H20V262H19V260H18ZM76 260H75V259ZM78 258H79V260H81L80 262H79V260H78ZM94 258H96L98 261H96ZM107 258V259H106ZM134 258V259H133ZM136 258V259H135ZM168 258V257H167ZM3 259V260H2ZM32 259H33V261H32ZM37 260V261H35V260ZM45 259V260H44ZM49 259V260H48ZM58 259H60L59 261H58ZM74 259V260H73ZM108 259H109V261H108ZM148 259V260H147ZM173 259V260H172ZM174 259H176V260H174ZM180 259H187V260H183L184 262L183 263H181V261L182 260H180ZM22 260V261H21ZM44 260V261H43ZM91 260V261H92ZM140 260V261H139ZM172 260V261H171ZM193 260V261H192ZM41 261H43V262H41ZM58 261V262H57ZM61 261V262H60ZM105 263H104V262ZM122 261H120L119 263H122ZM128 261V262H129ZM203 261V262H202ZM235 261H237V262H235ZM48 262V263H47ZM63 262V263H62ZM78 262V263H77ZM82 262V263H81ZM94 262H91V264L92 263H94ZM112 262V263H111ZM124 263L123 264H126V263H128V262H125V260L123 261ZM142 262V263H141ZM180 262V263H179ZM28 263V264H29ZM119 263H117V264H119ZM0 264H1V262H0ZM27 264V263H26ZM53 264V263H52ZM88 264V263H87ZM89 264H90V262H89ZM97 264V263H96ZM99 264V263H98ZM128 264H130V262L128 263ZM195 264H196V262H195Z\"/></svg>",
	"mask_w": 264,
	"mask_h": 264
},
{
	"label": "bare ground",
	"instance_id": "6f19581e",
	"mask_svg": "<svg viewBox=\"0 0 264 264\" xmlns=\"http://www.w3.org/2000/svg\"><path fill=\"white\" fill-rule=\"evenodd\" d=\"M1 1H2V0H1ZM3 1H4V0H3ZM18 1H20V0H18ZM32 1H34V0H32ZM42 1H44V0H39V2H38L39 5H41V7L43 6V4H41ZM59 1H60V0H59ZM62 1H65V0H62ZM69 1H70L71 3H73V0H72V1L69 0ZM74 1H75V0H74ZM77 1H78V0H76V2H77ZM93 1L95 2V0H93ZM93 1H92V2H93ZM101 1H102V0H101ZM101 1H100V2H101ZM126 1H127V0H126ZM136 1H138V0H136ZM150 1H151V0H150ZM154 1H155V0H154ZM156 1H157V0H156ZM162 1H163V0H162ZM168 1H170V0H168ZM174 1H176V0H173V1H172V2H173L172 5H173V4L178 5V4L174 3ZM188 1H189V0H188ZM188 1L186 2V1L184 0V2H183V0H182V3H184V4L186 3V5H187V4H188ZM205 1H206V0H202V2H200V0H198L197 3H198V2H199V3H203V2H204L203 4H200L201 6H202V5L204 6V4H205L206 2L209 3V2H208L209 0H207L206 2H205ZM210 1H211V0H210ZM213 1H214V0H213ZM213 1H211V3H212ZM215 1H216V2H217V1H218V2H222V0H215ZM215 1L213 2V4L215 3ZM226 1H227V0H226ZM226 1H225V2H226ZM230 1H232V0H230ZM230 1H229V2H230ZM233 1H234V0H233ZM233 1L230 2V3H233ZM235 1H236V0H235ZM242 1H244V0H241V1H239V2H238V0H237V1L234 2V4H233L234 6H232V5H230V4H227V3H229L228 1L226 2L227 6H225L226 4H225V2L223 1L225 5H224L223 3H221V5L219 6V4H218L217 8H218V10H219L220 7H222V6H224L225 8H227V7H228V8H231V7H232V8H234L233 12L236 10L235 15L237 16L238 14H236V13H239V12H237V10H239V9H238V8H239V5H237V4H238V3H239V4H242ZM249 1H250V3L253 2L252 0H248V2H246V3L249 4V5H247V4H246V5H243V8H245V7L247 6V7L245 8V10L248 8L252 13L254 12L253 14H251V12L249 11V13H250L249 15H252L251 17L253 18V16L255 15V11H257V8L259 9L264 3L262 4V2H261V1H263V0H261V1H260V0H258V1H257V0L255 1V0H254L256 3H252V4H250ZM6 2H7V1H6ZM36 2H37V0H36ZM36 2H35V3H36ZM52 2H54V1L51 0V5H52ZM66 2L68 3V6H69V7L67 8V7L65 6V8H66L67 10H69V14H70V11H71V10H70V7L75 8V4H76V5L80 4L79 2H78V3L74 2L73 4L70 3V5H69L68 0L65 1L64 3H66ZM83 2H84V1H83ZM94 2H93L92 4H93V6H94V4H95V6H96V3H98V2H97V1H96L95 3H94ZM100 2H99V4L101 5L102 2H101V3H100ZM105 2H106V1H105ZM105 2H104V0H103V3H105ZM107 2H108V0H107ZM109 2H110V0H109ZM109 2H108V3H109ZM111 2H112V1H111ZM111 2H110V3H111ZM141 2H142V1H141ZM146 2H148V1H146ZM160 2H161V0H160ZM166 2H167V0H166ZM170 2H171V1H170ZM176 2H177V1H176ZM237 2H238V3H237ZM240 2H241V3H240ZM25 3H26V2H24L23 4H25ZM27 3H29V2H27ZM43 3H46V4H47V3H48V0H47V2H46V0H45ZM56 3H57V0H56V2H54L55 6H56ZM59 3H60V5H61L62 2L60 1ZM67 3H66V4H67ZM87 3H89V2H87ZM126 3H127V2H126ZM128 3H129V2H128ZM135 3H136V4H139V3H137V2H135ZM142 3H143V2H142ZM157 3H158V2H157ZM167 3H168V2H167ZM180 3H181V0L179 1V4H180ZM257 3H260V4H262V5L257 4ZM3 4H4V2H3ZM7 4H8V3H7ZM9 4H10V3H9ZM12 4H13V3H12ZM23 4H22V5H23ZM46 4H44V5H46ZM54 4H53L52 6H54ZM82 4H83V3H82ZM118 4H119V3H118ZM118 4H117V5H118ZM145 4H146V3H145ZM158 4H160V3H158ZM161 4H162V2H161ZM161 4H160V5H161ZM163 4H165V2H164ZM169 4H170V3H169ZM169 4H168V5H169ZM213 4H212V6L215 5V4H214V5H213ZM5 5H6V4H5ZM32 5H33V3H32ZM39 5H38L37 3L35 4V6H36V7L38 6L39 9L41 10L42 8H41ZM47 5H48V4H47ZM60 5H59V7H60ZM62 5H63V3H62ZM72 5H73V6H72ZM90 5H91V4H90ZM90 5H89V6H90ZM100 5H99V7H100ZM105 5H106L105 7L109 8V7H108L109 4L106 3ZM113 5H114V4L111 3V6H113ZM117 5H116V6H117ZM121 5L123 6L122 3H121ZM148 5H149V3H148ZM151 5H152V4H151ZM156 5H157V4H156ZM168 5L166 6V4H165V7H168ZM189 5H190V4H188V6H189ZM191 5L194 6L195 10L197 9L196 7H199V6H197V4L195 5V3H192ZM191 5H190V6H191ZM198 5H199V4H198ZM208 5H209V4H208ZM208 5L206 4V6H207V11H208V9H209V11L211 12V11H212L211 8H212V9L214 8V10H215V7H216V6L212 7V6H210V5L208 6ZM229 5H230V6H229ZM235 5H237L238 8H236L237 6H235ZM250 5H253V6H250ZM255 5H256V6H255ZM0 6H2V2H1V5H0ZM3 6H4V5H3ZM6 6H7V5H6ZM6 6H4V7H6ZM8 6H10V5H8ZM16 6H18V5H16ZM33 6H34V5H33ZM33 6H32V8L36 9V8L33 7ZM52 6H49V7H52ZM55 6H54V8H55ZM129 6H130V3H129ZM131 6H132V5H131ZM133 6H134V5H133ZM133 6H132V7H133ZM140 6H141V5H140ZM140 6H139V8H140ZM157 6H159V5H157ZM162 6H163V5H162ZM183 6H185V5H183ZM188 6H185V7H188ZM201 6H200V7H201ZM203 6H202V7H203ZM244 6H245V7H244ZM249 6H250V7H249ZM257 6H260V7H257ZM10 7H11V6H10ZM10 7H9V8H10ZM45 7H46V6H45ZM59 7H58V8H59ZM77 7H78V6H76V8H77ZM90 7H91V6H90ZM99 7H98V8H99ZM102 7H103V5H102ZM102 7H101V9H102ZM105 7H103V8H105ZM117 7H118V6H117ZM123 7H124V6H123ZM134 7H135V6H134ZM143 7H144V6H143V4H142V8H143ZM160 7H161V6H160ZM160 7H158V8H160ZM178 7H181V6L178 5ZM178 7H177V8H178ZM191 7H192V6H191ZM191 7H189L188 10H189V9H190V10H193V9H191ZM204 7H205V6H204ZM208 7H209V8H208ZM252 7H253L254 9H253ZM262 7H263V9H264V5H263ZM262 7H261V8H262ZM25 8H26V7H25ZM25 8H24V9H25ZM27 8H28V7H27ZM30 8H31V7H29L28 10H30ZM32 8H31V9H32ZM43 8H44V7H43ZM82 8H83V9H81V7L77 9V12L80 13V14H77V13H75V14H77V15H79V16H80L81 14H82V15L85 14V12H86V7H82ZM84 8H85V9H84ZM93 8H94V7H93ZM93 8H92V9H93ZM111 8L113 9L114 7H111ZM111 8H110V9H111ZM129 8L131 9V7H129ZM152 8H153V7H152ZM152 8H150V9H152ZM163 8H164V7H163ZM232 8H231V9H232ZM235 8H236V9H235ZM243 8L240 6V9H242V10L244 11ZM250 8H252L253 11H252ZM261 8H260V11H261ZM7 9H8V7H7ZM7 9H6V10H7ZM19 9H20V5H19ZM19 9H18V10H19ZM44 9H45V8H44ZM44 9H42L41 11H43ZM49 9H51V8H49ZM59 9H60V8H59ZM62 9H63V8H62ZM66 9H65V10H66ZM80 9H81V11H84V12H83V13L79 12ZM115 9H116V8H115ZM117 9H118V8H117ZM119 9H120V8H119ZM137 9H138V8H137ZM146 9H147V5H146ZM166 9L168 10V8H166ZM175 9H176V8H175ZM201 9H202V8H201ZM205 9H206V7H205ZM1 10H2V9H0V13H4V11H3V10L1 11ZM8 10H9V9H8ZM8 10H7V11H8ZM14 10H15V9H14ZM40 10H38V8H37V10H35V11L39 13ZM47 10H48V8H47ZM65 10H64V11H65ZM95 10L97 11V9H95ZM102 10H104V9H102ZM102 10L100 11V9H99V13H101V12L103 13L104 11H102ZM106 10L108 11V14H109V13L114 14V12H111V11L108 10V9H106ZM106 10H105V11H106ZM127 10H128V9H127ZM153 10H154V9H153ZM155 10H158L159 12H162V11H160L159 9H155ZM167 10H166V11H167ZM178 10H180V8H179ZM183 10H185V9H183ZM195 10H194V11H195ZM198 10H199V9H198ZM216 10H217V9H216ZM220 10H221V9H220ZM228 10H229V11H228ZM228 10H224V11L228 12L227 14H228L229 16H221V17H219V16L216 17V14H215V13H214L215 15L212 14L213 16H210V15L208 14L209 12L207 13V15H202V13H201L200 10H199V12H200V14L202 15V17L200 16L201 19H203V16H204L203 22H204V20L206 19V16H207L208 20L210 19V17H211V19H212V18L214 19V16H215L216 18H215L214 20H215L216 22L218 21V22H217L218 26H220V25H219L220 23H222V24H227V25L229 24L228 27L224 25L225 27H227V30H228V29H229V26L231 25V26H230V29L232 28L231 31L234 32V35H233V37H229V38H231V39L228 40V43H227V44H225V42H222V43L225 44V49L221 50V47H219V46H221V45L218 46V44H220V43H217V48H215V47H214V48H215V50L217 49V50H219L220 52H223V54H221V56H225L226 58L222 57L221 59H223V58H224L225 60L228 59V61H225V60H224V61H225V63L227 62L226 64L229 63L228 65L230 66V68L232 67V69H233L232 71H234L235 74H236V77H233V78H235V79H233V80H236V81L238 80V83H239V81L241 80V79H240V78H241V75H240V78H239V77H237V74L239 73L240 70L243 69V68H241V67H244V64H243V63H245V62H242V63L239 62V63H238V66H237V62H238L240 59L243 61V59H245V58H242V56H244V55H247L248 57H249V55H252V54H249V52L252 53V51H254V50H251V51H250V50H249L250 48L248 47V46H249V45H248L247 48H249V49H248L249 51H248L247 49H245V50L248 51V52L246 51L248 54H244L243 52H242L243 55L238 54L239 51H240L239 49H241V48H240L241 43H237V42H236V41H237V38H236V40H235V37L237 36V35L235 36V29H237V25H238L237 22H239V21H238L239 19H240V22H239V23H241L242 21H245V19H247V17H249L248 19L250 20V22H251L252 20H251V17H250L249 15L247 16V14H248V10H247L246 12H243L242 10H240V12L242 11V13H244V16H246V17H244V16L242 15L245 19L241 16L240 13H239L240 16L238 15L237 17H235V15L233 16V12H232L230 9H228ZM7 11H6V14H7ZM31 11H32V14L36 13L34 10H31ZM33 11H34V13H33ZM53 11H54V9H53ZM53 11H52V12H53ZM64 11H63V12H64ZM113 11H114V10H113ZM115 11H116V10H115ZM117 11H118V10H117ZM119 11H120V10H119ZM136 11H138V10H136ZM158 11H157V12H158ZM166 11H165V13H166ZM230 11H231V12H230ZM258 11H259V10H258ZM260 11H259V12H260ZM12 12H13V11H12ZM20 12H21V9H20ZM28 12H29V11H28ZM45 12H46V13H45ZM74 12H76V11H74ZM120 12H121V11H120ZM120 12H117V14L120 13ZM131 12H132V11H131ZM138 12H143V11H140V10H139ZM138 12H135V13H138ZM146 12H147V11H146ZM149 12H151V11H149ZM171 12H172V11H171ZM174 12H176V11H174ZM196 12H198V11L196 10ZM199 12H198V14H199ZM259 12H258V13H259ZM263 12H264V10H263ZM14 13H15V12H14ZM14 13H13V16H14ZM21 13H22V12H21ZM24 13H25V12H24ZM26 13H27V12H26ZM29 13H31V12H29ZM29 13H27V16H28ZM38 13H37V14H38ZM40 13H41V12H40ZM42 13H45V14L48 13V14H49L50 12H49V11L47 12V11L44 10ZM53 13H54V12H53ZM102 13H101V15H102ZM121 13H122V12H121ZM123 13H124V11H123ZM167 13H168V12H167ZM184 13H185V11H184ZM184 13H183V14H184ZM212 13H213V11H212ZM229 13H230V14H229ZM258 13L256 12V15L254 16V18L256 19V18L259 17L260 19H258V20L253 19L254 21H259V20L261 21V19L263 20V18L261 17V15H259ZM6 14H4V15L7 16ZM10 14H11V13H10ZM48 14H47V15H48ZM55 14H56V13H55ZM65 14L68 15L67 13H65ZM65 14H61V15H63V17H64ZM94 14H95V13H94ZM115 14H116V13H115ZM148 14H149V13H148ZM150 14H152V13H150ZM154 14H155V13H154ZM188 14H190V13L188 12ZM200 14H199V15H200ZM1 15H3V14H1ZM1 15H0V17H1ZM8 15H9V14H8ZM21 15H22V14H21ZM25 15H26V14H25ZM38 15H40L39 18L41 17V15L44 16L43 14H38ZM47 15L45 16V19H46ZM49 15H50V14H49ZM49 15H48V16H49ZM82 15H81V16H82ZM97 15H98V14H97ZM101 15H100V18H101ZM121 15H122V14H121ZM124 15H125V14H124ZM138 15H139V13H138ZM146 15H147V14H146ZM146 15H145V16H146ZM155 15H156V14H155ZM155 15H154V16H155ZM158 15H159V14H158ZM168 15H169V14H168ZM170 15H174V14L171 13ZM194 15H195V14H194ZM199 15H197V16H199ZM208 15H209L210 17H208ZM5 16H4V17H5ZM9 16H10V15H9ZM11 16H12V15H11ZM35 16L37 17V15L31 16V14H30V17H32V18H33V17L35 18ZM117 16H118V15H117ZM117 16H116V18H117ZM126 16H127V13H126L125 17H126ZM140 16L143 17L144 14H142V15H140ZM140 16H139V17H140ZM145 16H144V18H145ZM151 16H152V15H151ZM159 16H162V14H160ZM182 16H183V15H182ZM23 17H24V16H23ZM66 17H67V16H66ZM83 17H84V16H83ZM83 17H82V18H83ZM90 17H91V16L89 15V18H90ZM103 17H106L107 19L109 18V17H107V15H106V16L103 15ZM114 17H115V16H114ZM120 17H121V16H120ZM120 17H118V18H120ZM149 17H150V15H149ZM156 17H157V19H158V16H157V15H156ZM156 17H154V18H156ZM163 17H164V15H163ZM180 17H181V15H180ZM200 17H198V18H200ZM1 18H2V17H1ZM20 18H22V17H20ZM32 18H29V20L32 19ZM34 18H33L32 20L36 21V22H35V29L37 30V31L35 30V31L37 32L36 34L38 35V33H39L38 31H39V30H40V31L44 30V33H45V31H46V34H43V33H42V34H43V35H42V36H43V37H42V40L44 39V36L46 37V35H48V34H50V33H51L52 35H54L55 38L57 39V40H56L57 44H55V45H57V47H55V49L51 51L52 54H53L52 56H54V58H55L56 61H57V63L55 62V65H54V63L52 62L53 65L56 66V64H57V66L59 65L60 67L62 66L63 68L66 66L67 68H66V67H65V68H66V69H69V68H70V71H71V70L73 69V67H75V66H72V69H71V67H69V66L67 65V64H68L67 62L70 61V60H67V59H68V58L71 59V57H72L73 55H71V53H70V54H69V55H70L69 57L64 56V57L67 58V59H66L67 61H66V60L64 59V57H63V52H64L63 50H64V49L67 50L66 47H67L68 45H69L68 47H70V45H72V46H71L72 48H73V46H76V45H74V44H76V39L80 38V37H78V36H82V34L85 32V29H86L85 26H87V23H86V25L84 24V25H85V26H84L85 29H84V28H82V29L79 28V29H78V30H83V29H84V32H83V33H81L82 31H81V32L78 31V30L76 31V33L78 32V34H79V32H80L79 35L75 33L76 35H78L77 38H76V37H75L76 35H73L74 32H73L72 30H75L76 27H77L78 25H76V26L73 25V28H74V26H75V29L72 28V30H71L72 32H70V33H68V34L66 35L65 33L67 32V29H65V28H67L69 25L66 26V24H65L63 21H62V22H63V24H62V22H61L62 19L59 18V21H57V22H59V23H61V24H60L59 26L56 25L57 27H55V28L53 29V28H51V26H49V24H47L48 22H46L45 20H41V19H39V20H41V21L38 22V21H37L38 18H36V19H34ZM41 18H42V17H41ZM64 18H65V17H64ZM70 18H71V17H70V15H69V19H70ZM84 18H85V19L88 18V12H87V17L85 16ZM98 18H99V17H98ZM106 18H105V21H106ZM164 18H165V17H164ZM168 18H170V16H169ZM241 18H242L243 20H242ZM4 19H5V18H4ZM6 19H7V18H6ZM12 19H13V17H12ZM24 19H26V18H24ZM24 19H23V20H24ZM43 19H44V18H43ZM47 19H49V17H48ZM72 19H73V18H72ZM111 19H112V17L110 18V20H111ZM125 19L127 20V18H125ZM135 19H136V18H135ZM150 19H151V18H149V20H150ZM159 19H160V18H159ZM176 19H177V18H176ZM182 19H183V18H182ZM186 19H188V18H186ZM191 19H192V17H191L190 19H188V20L191 21ZM211 19H210V20H211ZM9 20H10V19H9ZM9 20H8V21H9ZM15 20H16V19H15ZM21 20H22V19H21ZM23 20H22V21H23ZM51 20H52V19H51ZM73 20H74V19H73ZM75 20H76V19H75ZM75 20H74V21H75ZM88 20H89V19H88ZM100 20H101V19H100ZM100 20H99V21H100ZM112 20H115V19L113 18ZM112 20H111V21H112ZM126 20H125V21L123 20V21L126 23ZM137 20L140 22V21H144L145 19H144V20H143V19H142V20H141V19H140V20L137 19ZM151 20H152V19H151ZM151 20H150V21H151ZM154 20H155V19H154ZM160 20H162V18H161ZM160 20H159V21H160ZM164 20H165V19H164ZM171 20H172V19H171ZM173 20H174V19H173ZM206 20H207V19H206ZM0 21H1V19H0ZM4 21H5V20H4ZM22 21H21V22H22ZM30 21H31V20H30ZM47 21H49V20H47ZM83 21H84V20H83ZM89 21H90V20H89ZM111 21H109V22H111ZM120 21L122 22V18H121ZM169 21H170V19H169ZM178 21H179V20H178ZM180 21L183 22V20H181V19H180ZM190 21H189L188 23H190ZM247 21H248V20H247ZM18 22H20V21H18ZM23 22H24V21H23ZM25 22H28V21L25 20ZM32 22H33V21H32ZM54 22H56V21L54 20ZM71 22H72V21H70V23H71ZM78 22H79V24H81L80 21H78ZM101 22H102V20H101ZM114 22H116V20H115ZM156 22H157V21H156ZM176 22H177V20H176ZM1 23H2V22H1ZM1 23H0V24H1ZM4 23H6V22H4ZM8 23H9V22H8ZM12 23H13V21H12ZM16 23H17V21H16L14 24H16ZM37 23H38L39 25H38ZM49 23L51 24V21H50ZM99 23H100V22H99ZM103 23H105V22L103 21ZM107 23H108V22H107ZM112 23H113V21H112ZM116 23H117V22H116ZM127 23H130V20H129V22H128V20H127ZM132 23H133V22H132ZM148 23H149V22H148ZM158 23H159V22H158ZM165 23H166V22H165ZM179 23H180V22H179ZM183 23H184V22H183ZM183 23H182V24H183ZM213 23H214V22H213ZM256 23H257V22H256ZM2 24H3V23H2ZM14 24H13L12 26H14ZM52 24H53V22H52ZM52 24H51V25H52ZM56 24H58V23H56ZM64 24H65V25H64ZM67 24H68V23H67ZM88 24H89V23H88ZM97 24H98V23H97ZM117 24L120 25V23H117ZM137 24H138V23H137ZM141 24H142V23H141ZM151 24H152V22L149 23V26H150V27H151ZM162 24H163V23L161 22V25H162ZM173 24H174V23H173ZM186 24H187V23H186ZM186 24H185V25H186ZM192 24H193V23H192ZM194 24H196V23H194ZM217 24H216V25H217ZM236 24H237V25H236ZM244 24H245V23H243V25H244ZM257 24H258V23H257ZM257 24H252L251 26H253V25L257 26ZM260 24H261V23H260ZM260 24H259V25H260ZM6 25H7V24H6ZM8 25H9V24H8ZM29 25H30V24H29ZM29 25H28V26H29ZM31 25H32V23H31ZM36 25H37V27H36ZM63 25L66 26V27L64 28ZM90 25H91V23H90ZM92 25H93V24H92ZM92 25H91V26H92ZM102 25H103V24H102ZM104 25H105V24H104ZM104 25H103V26H104ZM111 25H113V24H111V23H110V25L108 24L109 27H107V28H111V27H110ZM123 25H124V24H123ZM129 25H130V24H129ZM133 25H134V24H133ZM139 25H140V24H138V26H139ZM152 25H153V24H152ZM164 25L166 26V24H164ZM171 25H172V24H170V26H171ZM174 25H176V24H174ZM183 25H184V24H183ZM185 25H184V26H185ZM189 25H190V24H189ZM200 25H201V24H200ZM216 25H215V26H216ZM235 25H236V28H235ZM241 25H242V24H241ZM243 25H242V26H239V25H238V27L241 28V27H243ZM249 25H250V24H249ZM261 25H262V24H261ZM23 26H25V25H23ZM53 26H55V24H54ZM71 26H72V25H71ZM71 26H70V27H71ZM114 26H115V25H114ZM121 26H122V25H120V27H121ZM130 26H131V25H130ZM162 26H163V25H162ZM167 26H168V24H167ZM167 26H166V27H167ZM176 26H178V25H176ZM181 26H182V25H181ZM191 26H192V25H191ZM198 26H199V25H198ZM198 26H196V27H198ZM215 26H213V27H215ZM221 26H222V25H221ZM221 26H220V27H221ZM224 26H222V28H223ZM246 26L248 27V24H247ZM262 26H263V25H262ZM3 27H4V26H3ZM19 27H20V26H19ZM19 27H18V28H19ZM70 27H69V28H70ZM80 27H81V25H80ZM105 27H106V26H105ZM123 27H124V26H123ZM127 27H128V26H127ZM134 27L136 28L137 26L134 25ZM147 27H148V25H147ZM153 27H154V25H153ZM159 27H160V26H159ZM166 27H165V28H166ZM179 27H180V26H179ZM188 27H189V26H188ZM192 27H194V26H192ZM213 27H212V30H213ZM225 27H224V28H225ZM244 27H245V26H244ZM247 27L245 28L246 31L249 30V28H247ZM263 27H264V26H263ZM4 28H5V27H4ZM40 28H41L42 30H41ZM94 28H95V27H94ZM101 28L104 29L103 27H101ZM101 28H100V29H101ZM116 28H117V27H116ZM125 28H126V27H124V29H125ZM139 28L142 29L143 26H142V28H141V26H139ZM203 28H206L208 31H209V29H211V27H208V28H209V29H208L206 26H204V27H202V28H200V29H203ZM261 28H262V27H261ZM6 29H8V27H7ZM13 29H15V28H13ZM16 29H17V28H16ZM16 29H15V32H17ZM28 29H29V28H28ZM32 29H34V28H32ZM38 29H39V30H38ZM100 29H99V31H100ZM114 29H115V28H114ZM119 29H122V27L119 28ZM130 29H133V27L130 28ZM163 29H164V27H163ZM168 29H169V28H168ZM170 29H171V27H170ZM179 29H180V28H179ZM187 29H188V28H187ZM218 29H219V28H218ZM218 29H217V30H218ZM243 29H244V28H243ZM245 29H244V30H245ZM247 29H248V30H247ZM259 29H260V28H259ZM3 30L5 31V29H3ZM8 30H9V29H8ZM23 30H24V29H23ZM92 30H93V29H92ZM125 30H126V29H125ZM137 30H138V29H137ZM152 30H155V28L152 29ZM204 30H205V29H204ZM207 30H206V32H207ZM212 30H210V31L214 34V32H213ZM215 30H216V27H215ZM220 30H221V28H220ZM220 30H219L218 32H220ZM222 30H223L225 33L227 32V30H224V29H222ZM237 30H239V29H237ZM240 30H241V32H242V29H240ZM9 31H13V32H14V30H11V29H10ZM9 31H8V32H9ZM19 31H21V30H18V32H19ZM26 31H27V30H26ZM35 31H34V32H35ZM87 31L89 32V30H86V32H87ZM102 31H103V30H102ZM102 31H101V33H102ZM111 31H112V30H111ZM133 31H134V29H133ZM162 31H163V30H162ZM162 31H161V32H162ZM197 31H198V30H197ZM199 31H200V30H199ZM199 31H198V32H199ZM210 31H209V32H210ZM254 31H255L254 33H256V32L258 33V29H257V30H254ZM262 31H264V29L261 30V32H260L261 34H263ZM6 32H7V31H6ZM13 32H12V33H13ZM18 32H17V33H18ZM21 32H22V31H21ZM47 32H48V33H47ZM86 32H85V33H86ZM92 32H93V31H92ZM94 32H95V31H94ZM116 32H117V31H116ZM134 32H135V31H134ZM138 32H139V31H138ZM171 32H172V31H171ZM187 32H188V31H187ZM200 32H201V31H200ZM206 32H205V34H206ZM221 32H222V31H221ZM224 32H222V33H224ZM228 32H230V31H228ZM238 32H239V31H238ZM251 32L253 33L252 29H251ZM251 32H250V30H249V32H246V34H243V33H242V35H243L242 37H244V35H246L245 37L247 38V33H248V38H249V35H253ZM0 33L2 34V32H0ZM3 33H4V32H3ZM12 33H11V35H12ZM23 33H24V32H23ZM23 33H22V34H23ZM30 33H31V32H30ZM112 33L115 34V32H111V35H112ZM126 33H127V32H126ZM126 33L123 31V34H124V35H125ZM129 33H130V32H129ZM136 33H137V32H136ZM144 33H145L146 36H147V33H146V32H144ZM169 33H170V32H169ZM172 33H173V32H172ZM179 33H180V32H179ZM189 33H191V32H189ZM196 33H197V32L191 33V34L187 35V37H186V42H187L188 46L190 47L189 49H191V46L196 45V44H199V43H201L203 40H206V37H205V38H202L201 35H198V34H196ZM201 33H202V32H201ZM203 33H204V32H203ZM257 33H256V35H258ZM7 34H8V33H7ZM9 34H10V33H9ZM31 34H32V33H31ZM40 34H41V33H40ZM109 34H110V33H109ZM118 34H119V33H118ZM131 34H132V33H130V35H129V34H128V35H125V37L128 36V38L126 37L127 40L131 37ZM148 34H149L148 36H150V32H149ZM154 34H155V32H154ZM157 34H158V33H157ZM162 34H164V33H162ZM184 34H185V33H184ZM215 34H217V31L215 32ZM215 34H214V35H215ZM261 34H260V35H261ZM4 35H6V34H4ZM14 35H15V34H14ZM27 35H28V34H27ZM83 35H84V34H83ZM95 35H96V34H95ZM124 35H122V36L124 37ZM137 35H138V34H137ZM166 35H167V34H166ZM168 35H169V34H168ZM176 35H177V34H176ZM227 35L229 36L230 34H227ZM256 35H255V36H256ZM260 35H259L258 37H259V38L261 37V38H260L261 40H260V39H254L255 41L251 40L253 37H255L254 35H253V37L250 36L251 39H250V38H249V39H250L253 43H254V42L257 43V42H256L257 40H259V41H263L264 38L262 37V35H261V36H260ZM263 35H264V34H263ZM1 36H2V35H1ZM1 36H0V38H1ZM30 36H31V35H30ZM30 36H29V37H30ZM33 36H34V35H33ZM38 36H39V35H38ZM38 36H37V37H38ZM49 36H50V35H49ZM86 36H88V35L85 34V36H83V37L86 38ZM99 36H100V35H99ZM105 36H106V35H105ZM108 36H109V35H108ZM151 36H152V35H151ZM155 36H156V34H155ZM163 36H164V35H163ZM178 36H179V35H178ZM202 36H203V35H202ZM212 36H213V35H212ZM239 36H240V35H239ZM3 37H4V36H3ZM10 37H11V36H10ZM10 37H9V38H10ZM25 37H26V35H25ZM25 37H24V38H25ZM29 37H28V39H29ZM34 37H36V36H34ZM50 37H51V36H50ZM152 37H153V36H152ZM183 37H184V36H182V38H183ZM203 37H204V36H203ZM258 37H257V38H258ZM13 38H14V37H13ZM15 38H17V37H15ZM55 38H54V39H55ZM81 38H82V37H81ZM81 38H80V39H81ZM84 38H83L82 40H80V41H83ZM120 38H121V37H120ZM126 38H125V39H126ZM131 38H132V37H131ZM133 38H134V34H133ZM133 38H132V39H133ZM135 38H136V35H135ZM147 38H148V37H147ZM155 38H156V37H155ZM218 38H219V37H218ZM218 38H217V39H218ZM226 38H227V37H226ZM246 38L244 39L245 41L247 40ZM32 39H33V38H32ZM36 39H41V35H40L38 38H36ZM36 39L34 38L33 41H35ZM92 39H93V38H92ZM98 39H99V38H98ZM108 39H109V38H108ZM112 39L114 40V37H113V36H112ZM112 39H109V40L112 41ZM121 39H122V38H121ZM168 39H170V38H168ZM174 39H175V38H174ZM176 39H177V38H176ZM219 39H220V38H219ZM1 40H2V42H3V39H2V38H1ZM1 40H0V42H1ZM15 40H16V39H15ZM26 40H27V39H26ZM30 40H31V39H30ZM50 40H51V39H50ZM109 40H108V41H109ZM122 40H123V39H122ZM127 40H125V42H126ZM150 40H151V39H150ZM157 40H158V38H157ZM164 40H165V39H164ZM221 40H222V39H221ZM221 40H220V41H221ZM244 40H243V41H244ZM250 40H249V41L247 40L246 42H251ZM4 41H7V40L4 39ZM18 41H20V40L18 39ZM21 41H23V40H21ZM28 41H29V40H28ZM36 41H37V40H36ZM45 41H47V40L44 39V42H45ZM80 41H79V42H80ZM87 41H88V39H87ZM108 41H107V42H108ZM114 41H115V40H114ZM114 41H113V42H114ZM135 41H136V40H135ZM135 41H134V42H135ZM137 41H139V40H137ZM143 41H144V40H143ZM145 41H146V40H145ZM173 41H175V40H173ZM209 41H211L209 44H211L212 47L216 44V43H214L213 40H211V39H210V40L208 39V40H206L205 42H209ZM222 41H225V40H222ZM9 42H10V40H9ZM24 42H25V41H24ZM37 42H38V44H40L39 41H37ZM49 42H51V41H49ZM83 42H84V43H82V45H83V44H84V45L87 44L85 41H83ZM104 42H106V41H104V38H103V43H104ZM115 42H116V41H115ZM127 42H129V41H127ZM141 42H142V41H141ZM159 42H160V41H159ZM170 42H171V41H170ZM178 42H181V39L178 40ZM178 42H177V43H178ZM215 42H216V40H215ZM240 42H241V41H240ZM263 42H264V41H263ZM263 42H262L261 44H264ZM4 43H5V42H4ZM4 43H2V44H4ZM16 43H17V42H16ZM20 43H21V42H20ZM20 43H19V44H20ZM27 43L30 44L29 42H27ZM31 43H32V42H31ZM34 43H36V42H34ZM90 43H91V42H90ZM110 43H112V42H110ZM135 43H136V42H135ZM146 43H147V42H146ZM164 43H165V42H164ZM175 43H176V42H175ZM177 43H176V44H177ZM182 43H183V42H182ZM184 43H185V42H184ZM213 43H214V44H213ZM259 43H260V42H259ZM0 44H1V43H0ZM2 44H1V45H2ZM7 44H8V42H7ZM7 44L5 43V45H7ZM17 44H18V43H17ZM17 44H16V45H17ZM25 44H26V43H25ZM38 44H37V46H39ZM78 44H79V43H78ZM88 44H89V43H88ZM105 44H106V43H105ZM117 44H118V42H117ZM136 44H137V43H136ZM142 44H143V43H139V45H138V44H137V45H138V46H141ZM156 44H157V43H156ZM172 44H173V43H172ZM244 44H246V43L244 42ZM247 44H251V43H247ZM9 45H10V44H9ZM49 45L54 46L53 43H52V44H49ZM49 45L47 44L48 47L52 48V47L49 46ZM100 45H101V44H100ZM107 45H108V44H107ZM111 45L113 46V44H111ZM111 45H110V46H111ZM118 45H119V44H118ZM120 45H121V43H120ZM126 45L128 46V44H126ZM132 45H133V44H132ZM143 45H144V44H143ZM166 45H167V42H166ZM173 45H174V44H173ZM183 45H184V44L181 45L182 48H183ZM190 45H191V46H190ZM226 45H227V46H226ZM251 45H252V44H251ZM255 45H256V44H255ZM17 46H18V45H17ZM25 46H26V45H25ZM34 46H35V48H36V45H34ZM40 46H41V44H40ZM102 46L105 47V45L102 44L101 46H99V48H97L98 45H97V47L92 46V48L94 47V49L96 48V50H99L100 48H102ZM114 46H115V45H114ZM123 46H124V45H123ZM149 46H150V45H149ZM157 46H158V45H157ZM198 46H200V45H198ZM215 46H216V45H215ZM242 46H243V45H242ZM257 46L260 47L261 45L257 44ZM1 47L3 48V45H2ZM6 47H7V46H6ZM12 47H13V45H12ZM19 47H21V46H19ZM19 47H18V48H19ZM26 47H27V46H26ZM26 47H24V49H25ZM42 47H43V45H42ZM84 47H86V45H85ZM115 47H116V46H115ZM117 47H118V46H117ZM119 47H120V46H119ZM130 47H131V46H130ZM130 47H129V49L134 48V47H132V48H130ZM161 47H162V46H158V48H161ZM177 47H178V46H177ZM177 47H176V48H177ZM200 47H201V46H200ZM200 47H199V49H200ZM245 47H246V46H245ZM245 47H244V48H245ZM261 47L264 48V45L261 46ZM27 48H28V47H27ZM81 48H82V47H81ZM90 48H91V47H90ZM105 48H106V47H105ZM138 48H139V47H138ZM149 48L151 49L152 47L150 46ZM193 48H194V47H193ZM201 48H202V47H201ZM214 48H211V47H210V49H213V50H214ZM222 48H223V46H222ZM3 49H4V48H3ZM5 49H6V48H5ZM11 49H12V48H10V50H11ZM43 49H44V47H43ZM43 49H42V50H43ZM73 49L75 50V48H73ZM118 49H119V48H118ZM147 49H148V48H147ZM147 49H146V50H147ZM177 49H178V48H177ZM203 49H205L204 45H203L202 50L200 49V51H202V54L204 53V51H206V50H203ZM14 50H16V49L14 48ZM45 50H46V49H45ZM50 50H51V49H50ZM78 50H79V49H78ZM82 50L85 51V52L87 51V50H85V48H82ZM126 50H127V49H126ZM132 50H135V48L132 49ZM136 50H137V49H136ZM144 50H145V49H144ZM146 50H145V51H146ZM181 50H182V49H181ZM186 50H187V49H186ZM191 50H193V49H191ZM217 50H216V51H217ZM241 50H242V49H241ZM255 50H256V49H255ZM260 50H261V51H260ZM0 51H1V49H0ZM11 51H12V50H11ZM25 51H26V50H25ZM25 51H22V52L24 53ZM27 51H28V50H27ZM27 51H26V52H27ZM35 51H36V50H35ZM37 51H38V50H37ZM72 51H73V50H72ZM93 51H94V50H93ZM99 51H100V50H99ZM106 51H107V50H106ZM106 51H105V52H106ZM119 51H121V50L119 49ZM153 51H156V50L152 49V52H153ZM159 51H160V50H159ZM175 51H176V50H175ZM187 51H188V50H187ZM189 51H190V50H189ZM189 51H188V52H189ZM196 51H197V50H196ZM216 51H212V53H213V52L215 53ZM219 51H218V52H219ZM243 51H244V50H243ZM259 51H260V52L263 51L262 53H264V49H262V48L259 49ZM3 52H4V51H3ZM9 52H10V51H9ZM12 52H13V51H12ZM14 52H15V51H14ZM18 52H19V51H18ZM32 52H34V51H32ZM69 52H70V51H69ZM73 52H74V51H73ZM75 52H77V51H75ZM79 52L82 53V51H79ZM85 52H84V53H85ZM87 52H88V51H87ZM87 52H86L85 54H89L90 56H91L92 53H93V52H92V53L90 54L89 52H88V53H87ZM111 52H112V51H111ZM136 52H138V51H136ZM141 52H142V51H141ZM147 52H148V51H147ZM152 52H151V53H152ZM163 52H164V51H163ZM183 52H184V51H183ZM188 52H187V53H188ZM191 52L196 53L195 50H193V51H191ZM191 52H190V53H191ZM208 52H209V51H208ZM210 52H211V51H210ZM0 53H2V52H0ZM39 53H40V52H39ZM46 53H49V52H46ZM80 53H77L76 55H78V54H80ZM96 53H97V52H96ZM99 53H100V52H99ZM108 53H109V52H108ZM118 53H119V52H118ZM148 53H149V52H148ZM153 53H155V52H153ZM175 53H176V52H175ZM178 53L181 54L182 52H178ZM178 53H177V54H178ZM200 53H201V52H200ZM242 53H241V54H242ZM255 53H256V52H255ZM34 54H35V53H34ZM36 54H37V53H36ZM41 54H42V53H41ZM82 54H83V53H82ZM93 54H95V53H93ZM106 54H107V53H106ZM109 54H110V53H109ZM109 54H108V55H109ZM133 54H134V53H133ZM1 55H2V54H0V57H2ZM7 55H8V54H7ZM28 55H30V54H28ZM32 55H33V53H32ZM37 55H38V54H37ZM37 55H35V56H37ZM47 55H48V56L50 57V59L52 60V58H51L52 56H50L49 54H47ZM64 55H65V53H64ZM80 55H81V54H80ZM80 55H79V56H80ZM83 55H84V54H83ZM83 55H81V58H82ZM89 55H87V57H88ZM95 55H96V54H95ZM97 55H98V54H97ZM99 55H100V54H99ZM108 55H107V56H108ZM113 55H115V54H113ZM146 55H147V54H146ZM154 55H155V54H154ZM173 55H174V54H173ZM182 55H184V54L182 53L181 56H182ZM196 55L198 56V53H196ZM205 55H206V54H205ZM239 55H240L241 58L238 57ZM253 55H254V53H253ZM261 55H262V54H261ZM24 56L26 57L27 55H24ZM33 56H34V55H33ZM79 56H78V58H79V60H80L81 58H80ZM107 56H106V57H107ZM131 56H132V55H131ZM148 56H150V55L148 54ZM151 56H153V55H151ZM164 56H165V55H164ZM175 56H176V55H175ZM175 56H174V57H175ZM185 56H186V55H185ZM203 56H204V55H203ZM206 56H207V55H206ZM38 57H40V56H38ZM38 57H36V58L38 59ZM46 57H47V56H46ZM74 57H75V56H74ZM76 57H77V56H76ZM98 57H99V56H98ZM102 57H103V56H102ZM106 57L104 56V59H105ZM111 57H112V56H111ZM114 57H115V56H114ZM116 57H117V56H116ZM133 57H134V56H133ZM153 57H154V56H153ZM167 57H170V56H167ZM250 57H251V56H250ZM8 58H9V57H8ZM72 58H73V57H72ZM107 58H108V57H107ZM160 58H161V57H160ZM182 58H183V57H182ZM191 58H192V57H191ZM197 58H199V57H197ZM217 58H218V57H217ZM236 58H238L237 61H236ZM26 59H27V58H26ZM55 59H54V60H55ZM75 59H76V58H75ZM100 59H102V58H100ZM113 59H114V58H113ZM125 59H126V58H125ZM147 59H148V58H147ZM147 59H146V61H147ZM157 59H158V58H157ZM162 59H163V58H162ZM172 59L174 60V58H172ZM187 59H188V57H187ZM187 59H186V60H187ZM259 59H260V58H259ZM262 59H264V58H261V60H262ZM2 60H3V62H4V58H3ZM10 60H11V59H10ZM32 60H33V59H32ZM32 60H31V62H32ZM71 60H72V59H71ZM89 60H93V57H92V59L90 58ZM107 60H108V59H107ZM110 60H111V58H110ZM110 60H108V63L110 62ZM116 60H117V59H116ZM122 60H123V59H122ZM193 60H195V59L193 58ZM257 60H258V59H257ZM27 61H28V59H27ZM27 61H26V63H27ZM29 61H30V60H29ZM87 61H88V59H87ZM97 61H99V59H98ZM224 61H223V62H224ZM235 61H236V63H235ZM258 61H259V60H258ZM258 61H257V62H258ZM263 61H264V60H263ZM263 61H261V62L263 63ZM1 62H2V61H1ZM8 62H10V61H8ZM74 62H75V61H74ZM76 62H78V60H77ZM93 62H94V61H93ZM99 62H101V61H99ZM105 62H107V61H105ZM126 62H127V61H126ZM131 62H132V61H131ZM150 62H151V60H150ZM162 62H163V61H162ZM173 62H175V61H173ZM198 62H199V61H198ZM207 62H208V61H207ZM230 62H231V64H233V65H231ZM246 62H247V61H246ZM261 62H258L257 64H259V63H261ZM26 63L23 62V64H26ZM32 63H33V62H32ZM32 63L29 62L28 64H30V66H31ZM44 63H46V62H44ZM90 63H92V61H91ZM94 63H95V62H94ZM94 63H93V64H94ZM102 63H103V61H102ZM110 63H111V62H110ZM110 63H109V64H110ZM117 63H118V62H117ZM120 63H121V62H120ZM146 63H147V62H146ZM154 63H155V62H154ZM240 63H241V66L239 65ZM16 64H17V63H16ZM36 64H37V63H36ZM38 64H39V63H38ZM70 64H71V63H70ZM70 64H69V65H70ZM81 64H82V62H81ZM81 64H80V65H81ZM100 64H101V63H100ZM100 64H99V66H100ZM105 64H106V63H105ZM109 64H108V65H109ZM156 64H157V63H156ZM156 64H155V65H156ZM174 64H175V63H174ZM204 64H206V63L204 62ZM235 64H236V65H235ZM242 64H243V65H242ZM245 64H246V63H245ZM0 65H1V64H0ZM26 65H27V64H26ZM32 65H34V67H35V64H34V63H33ZM46 65H47V64H46ZM71 65H72V64H71ZM73 65H74V64H73ZM75 65H76V64H75ZM102 65H103V64H101V66H102ZM111 65H112V63H111ZM111 65H109V66H111ZM118 65H119V64H118ZM131 65H132V63H131L129 66H131ZM140 65H141V64H140ZM197 65H199V64H197ZM208 65H209V64H208ZM255 65H256V64H255ZM6 66H7V62H6ZM13 66H16L15 63H14ZM13 66H12V67H13ZM40 66H43V65H39V67H40ZM51 66H52V65H50V67H51ZM59 66H58L57 70H59V69H60V70L63 69L62 67L59 68ZM81 66H82V65H81ZM81 66H78V65H77V67H81ZM95 66L97 67V64H96ZM122 66H123V65H122ZM167 66H168V65H167ZM183 66H184V65H183ZM201 66H202V65H201ZM206 66H207V65H206ZM209 66H210V65H209ZM229 66H228L227 68H229ZM261 66H262V69H263V65H262V64H261ZM19 67H20V66H19ZM27 67H28V66H27ZM77 67H76L75 70H74L75 72H76V69H78L77 71H80L79 68H77ZM102 67H103V66H102ZM102 67H101V68H102ZM111 67H114V63H113V66H111ZM118 67H119V66H118ZM135 67H136V66H135ZM135 67H134V68H135ZM144 67L146 68V66H144ZM150 67H152V66H150ZM202 67H203V66H202ZM207 67H208V66H207ZM235 67H236V68H235ZM237 67H240V69L237 70ZM255 67H256V66H255ZM8 68H9V66H8ZM14 68H15V67H14ZM37 68H38V67H37ZM42 68H43V67H42ZM48 68H49V67H48ZM48 68L46 67V69H48ZM65 68L63 69V71L66 70ZM91 68H92V64H91ZM101 68H100V70H101ZM105 68H106V70L109 69V68L106 67V65H105ZM116 68H117V67H116ZM162 68H163V67H162ZM171 68H172V67H171ZM196 68H197L196 70H198V67H196ZM247 68H248V67H247ZM259 68H260V67H259ZM2 69H3V68H2ZM21 69H23V67H22ZM40 69H41V68H40ZM44 69H45V68H44ZM54 69H55V68H54ZM84 69H86V68H83V70H84ZM89 69H90V68H89ZM96 69H97V68H96ZM102 69H103V68H102ZM113 69H114V68H113ZM135 69H136V68H135ZM139 69H140V68H139ZM141 69L143 70V68H141ZM244 69H245V68H244ZM256 69H257V67H256ZM5 70H6V68H5ZM14 70H16L15 73H16V76H17V75H18V71H19V70H18V67H17V69H14ZM17 70H18V71H17ZM33 70H36V68H34ZM83 70L81 69L80 72L82 73ZM93 70H94V69H93ZM110 70H111V69H110ZM118 70H119V69H118ZM142 70H141V71H142ZM203 70H204V69H203ZM236 70H237L238 72H236ZM260 70H261V69H260ZM26 71H27V70H26ZM48 71H49V69H48ZM48 71H47V72H48ZM51 71H53L52 68H51ZM67 71L69 72V70H67ZM86 71H88V70H85V72H83L84 74H86L85 76H87V74H89V73H86ZM115 71H116V70H115ZM151 71H152V70H151ZM201 71H202V70H201ZM204 71H205V70H204ZM209 71H210V70H209ZM255 71H256V70H255ZM261 71H262V70H261ZM41 72H42V70H41ZM47 72H46V74H48V77H49V76H53V80H54V79L56 80V78L59 77L58 75H57L58 77H57V76H54V75H55V72H54V71H53L54 74L51 73L52 75H51L50 73H47ZM49 72H50V71H49ZM56 72H57V71H56ZM65 72H66V71H65ZM104 72H105V71H104ZM117 72H118V74L121 73V71H120V73H119V71H117ZM122 72H123V71H122ZM145 72H146V71H145ZM153 72H154V71H153ZM179 72H180V71H179ZM184 72H185V71H184ZM234 72H233V73H234ZM249 72H250V71H249ZM13 73H14V72H13ZM39 73H40V72H39ZM62 73H63V72H62ZM71 73H72V71L69 72V74H71ZM83 73L80 74V76H81V75H84ZM97 73H98V71H97ZM105 73H107V72H105ZM111 73H112V72H111ZM128 73H129V72H128ZM142 73H144V71H142ZM195 73H199V71H198V72H195ZM195 73H194V74H195ZM200 73H201V72H200ZM261 73L263 74V71L260 72L259 74H257L258 77H259V79H258L257 75H253V76L250 75V76H251V77H250V76H247V74H246L247 77L244 76L245 79L242 80V81H248L247 83H249V81L252 83V81H253V85H254V84H255V85H256V84L259 85V83H257V82L254 83V82H255L256 80H257V81L259 80V82H261V75H260ZM1 74H2V73H1ZM46 74H45V75H46ZM56 74H57V73H56ZM59 74H60V73H59ZM65 74H67V73H65ZM76 74H77V72H76ZM124 74H125V72H123V75H124ZM180 74H181V73H180ZM194 74H193V75H194ZM220 74H221V73H220ZM225 74H226V73H225ZM229 74H230V75H229ZM229 74H228V75H229V78H230L231 73H229ZM40 75H41V74H40ZM98 75H99V74H98ZM105 75H106V74H105ZM109 75H110V74H109ZM113 75H114V74H113ZM113 75H111V76H113ZM123 75H122V76H123ZM125 75H126V74H125ZM158 75H159V74H158ZM158 75H157V76H152V77H157V78H158ZM166 75H167V74H166ZM173 75L175 76V71H174V74H173ZM181 75H182V74H181ZM183 75H185V73H184ZM193 75H189V77H190V76L192 77ZM195 75H196V74H195ZM195 75H194V76H195ZM226 75H227V74H226ZM18 76H19V75H18ZM65 76H67V75H65ZM68 76H69V75H68ZM73 76H74L75 78H77V77L75 76V74H74ZM77 76H79V75H77ZM80 76H79V77H80ZM93 76H95L94 73H93V75L90 76V77H92L93 79H91L90 77H89V79L95 81V79H94ZM101 76H103V75H101ZM101 76H100V77H101ZM133 76H134V75H133ZM159 76H161L162 78H165V77H163L162 75H159ZM168 76H169V74H168ZM174 76L170 75V77H171V78H174V80H175V77L177 76V73H176V76H175V77H174ZM178 76H179V74H178ZM199 76H200V75H199ZM232 76H234V74H233ZM232 76H231V77H232ZM254 76H255V79H256V80H253ZM5 77H6V76H5ZM5 77H4V78L2 77L1 79H5ZM48 77H47V80H48ZM61 77H62V75H61ZM69 77H72V75L69 76ZM74 77H72V78H74ZM109 77H110V76H109ZM114 77H115V76H114ZM128 77H129V76H128ZM161 77H160V78H161ZM252 77H253V78H252ZM256 77H257V78H256ZM51 78H52V77H51ZM51 78H50V79H51ZM65 78H66V77H65ZM65 78H63V79L65 80ZM80 78L83 80V76H81ZM80 78H78V80H79ZM87 78H88V77H87ZM118 78H119V76H118ZM130 78H131V77H130ZM166 78L168 79V77H166ZM197 78H198V77H197ZM203 78H204V77H203ZM237 78H238V79H237ZM246 78H247V79H246ZM248 78H249L250 80H249ZM61 79H62V78L57 79V81H60L61 83H65V84H67L66 82H70L71 80H72V81H75L74 79L69 80L68 77L66 78L67 80H65V81H63V82L61 81ZM63 79H62V80H63ZM85 79H86V78H85ZM96 79H97V78H96ZM108 79H109V78H108ZM111 79H112V78H111ZM123 79H124V77H123ZM125 79H127V78L125 77ZM142 79H143V78H142ZM219 79H220V78H219ZM219 79H218V80H219ZM224 79H225V78H224ZM230 79H231V78H230ZM239 79H240V80H239ZM242 79H243V77H242ZM251 79H252V80H251ZM18 80H19V79H18ZM18 80H16V81H18ZM47 80H46V81H47ZM82 80H80V81H82ZM119 80H120V79H119ZM131 80H132V79H131ZM134 80H135V79H134ZM158 80H160V79H158ZM158 80H157V81H158ZM162 80H163V79H162ZM164 80H165V79H164ZM169 80H170V83H171V82H172L171 79H169ZM174 80H173V81H174ZM176 80H177V78H176ZM199 80H200V79H199ZM199 80H198V81H199ZM220 80H221V79H220ZM222 80H223V79H222ZM46 81H45V82H46ZM57 81H55V82H57ZM87 81H88V79H87ZM114 81H115V80H114ZM137 81L139 82V80H137ZM154 81H155V80H154ZM157 81H155V82H156V85H157V87H158V85H159L160 83L157 82ZM166 81H167V80H166ZM186 81H187V80H186ZM203 81H204V80H203ZM223 81H224V80H223ZM223 81H222V82H223ZM242 81H240V82H242ZM19 82H20V81H19ZM60 82H58V83H60ZM82 82H83V81H82ZM85 82H86V81H85ZM108 82H110V81H108ZM108 82H107V83H108ZM123 82H124V81H123ZM123 82H122V84H124ZM125 82H126V81H125ZM131 82H132V81H131ZM143 82L146 83V81H144V80H143ZM143 82H142V83H143ZM147 82H148V81H147ZM155 82H154V83H155ZM178 82H180V80H179ZM187 82H188V81H187ZM189 82H190V81H189ZM200 82H201V81H200ZM207 82H209V81L207 80ZM218 82H220V81H218ZM226 82H227V80H226ZM6 83H7V84H10V83H8V81H7ZM14 83H17V82H14ZM21 83H22V82H21ZM53 83H54V81H53ZM53 83H51V84H53ZM58 83H57V84H58ZM61 83H60V85H61ZM73 83H74V82H73ZM73 83L71 82V84H73ZM93 83H95V82H93ZM103 83H105V82H103ZM111 83H112V82H111ZM116 83H117V81H116ZM118 83H119V82H118ZM135 83H136V81H135ZM152 83H153V82H152ZM154 83H153V84H154ZM158 83H159V84H158ZM228 83H229V82H228ZM230 83H231V82H230ZM232 83H233V82H232ZM232 83H231V84H232ZM235 83H236V82H235ZM17 84H18V83H17ZM17 84H15L16 87H18V86L20 85V84H18V85H17ZM49 84H50V83H49ZM54 84H55V83H54ZM69 84H70V83H69ZM83 84H84L85 86L87 85V84H85V83H83ZM95 84H96V83H95ZM97 84H99V83H97ZM129 84H130V83H129ZM163 84H164V83H163ZM168 84H169V83H168ZM186 84H187V83H186ZM193 84H195V83H192V85H193ZM197 84H199V83H197ZM204 84H205V83H204ZM224 84H225V82H224ZM15 85H14V86H15ZM55 85H56V84H55ZM58 85H59V84H58ZM58 85H57L56 88H57L58 90H59V88H61V89L59 90V92H60V91H64V88H65V87H62L63 84H62V86L59 85L60 87H59ZM73 85H75V83H74ZM73 85H72V86H73ZM93 85H94V84H93ZM106 85H107V84H106ZM106 85H105V86H106ZM108 85H109V84H108ZM112 85H113V84H112ZM120 85H121V83H120ZM134 85H135V84H134ZM165 85H166V83H165ZM172 85H173V84H172ZM176 85H177V84H176ZM182 85H183V84H182ZM187 85H188V87H190L191 84L188 83ZM187 85H183V86L186 87ZM195 85H196V84H195ZM216 85H217V83H216ZM222 85H223V83H221V85H220V83H219V84L217 85V89L220 90V87L218 88V86H222ZM253 85H252V86H253ZM5 86H6V85H5ZM47 86H48V85H47ZM65 86H66V85H65ZM68 86H69V87H67L66 89H69L70 87H72V86H70V85H68ZM76 86H78V88H79L78 83L76 84ZM80 86H81V85H80ZM82 86H83V85H82ZM82 86H81V87H82ZM101 86H102V85H101ZM101 86H100V88H101ZM118 86H119V85H118ZM124 86H125V85H124ZM159 86H160V85H159ZM210 86H211V84H210ZM210 86H208V87H210ZM213 86H214V85H213ZM248 86H250V85H248ZM3 87H4V86H3ZM19 87H22V86H19ZM58 87H59V88H58ZM74 87H75V86H74ZM107 87H109V86H107ZM119 87L122 88L121 86H119ZM135 87H136V85H135ZM139 87H140V86H139ZM181 87H182V86H181ZM181 87H180V88H181ZM215 87H216V86H215ZM215 87H214V91L219 92L220 94L222 93V95L219 94V95L217 96L216 101L219 102V99H221L220 97L222 96L221 101L224 102V101L226 100V98H227V97H226L227 95L224 96V98H225V99H224V98H223V91H222V90H221L222 92H221V91H218ZM222 87H223V86H222ZM238 87H239V86H238ZM255 87H256V86H255ZM13 88H14V87H12V89H13ZM43 88H44V87H43ZM49 88H50V87H49ZM78 88H77V89H78ZM87 88H88V85H87ZM87 88H86V89H87ZM97 88H98V87H97ZM103 88H105V87H103ZM120 88H118V90H119ZM168 88H170L169 90H171V87H170V86H169ZM168 88H167V89H168ZM173 88H174V86H173ZM173 88H172V89H173ZM232 88H233V87H232ZM242 88H243V87H242ZM258 88H259V87H257V89H258ZM20 89H21V88H20ZM46 89H48V87H47ZM73 89H74V88H73ZM73 89H72L71 92H69L71 89L67 90V91L69 92V94H76V95H75L76 98L74 97V98H73V101L76 102L77 104H80V105H82V104H84V103H85V105H86V104H87L86 102H82L83 100H84V101L87 100V99H85L86 97H84V99H83V96H82V95H83V92H82V95H81V93H78L77 89H74V90L77 91V93H75V91H73ZM79 89L82 90L83 88H82V89L79 88ZM105 89H107V88H105ZM110 89H111V88H110ZM116 89H117V87H116ZM148 89H149V88H148ZM162 89H163V88H162ZM211 89H212V88H211ZM211 89H210V90H211ZM221 89L224 90V88H221ZM226 89H228V88H226ZM18 90H19V89H17V91H18ZM80 90H79V91H80ZM93 90H94V89H93ZM95 90H96V89H95ZM98 90H99V88L97 89V91H98ZM121 90H122V89H121ZM175 90H176V89H175ZM187 90H188V89H187ZM191 90H193V89H191ZM200 90H202V89H200ZM208 90H209V89H208ZM228 90H230V92L232 91L231 88H229ZM234 90H235V91H238L237 89H234ZM234 90H233V91H234ZM1 91H2V90H1ZM6 91H7V90H6ZM21 91H23V88L21 89ZM21 91L19 90V92H21ZM27 91H28V90H27ZM48 91H49V90H48ZM50 91H51V88H50ZM53 91H54V90H53ZM90 91H91V90H90ZM109 91H110V90H109ZM114 91H115V90H114ZM145 91H146V88H145ZM189 91H190V90H189ZM194 91H195V90H194ZM214 91H213V92H214ZM239 91H241V92H240V94H241L243 90L241 89V90H239ZM239 91H238V92H239ZM256 91H257V90H256ZM68 92H66V94H68ZM73 92H74V93H73ZM86 92H87V90H86ZM86 92H84V95H85ZM99 92H100V90L98 91V93H99ZM102 92H104V90H102ZM115 92H116V91H115ZM141 92H142V91H141ZM169 92H170V91H169ZM176 92H177V91H176ZM200 92H201V91H200ZM202 92H203V90H202ZM202 92H201V93H202ZM227 92L229 93V91L226 90V94H227ZM2 93H3V92H2ZM4 93H5V92H4ZM12 93H13V92H12ZM27 93H28V92H27ZM46 93H47V92H46ZM46 93H45V94H46ZM55 93H56V92H55ZM62 93H63L64 95H66L64 92H62ZM87 93H88V92H87ZM95 93H96V92H95ZM98 93H97V97H98V100H99L101 97L104 96V94H103V95L100 94V95H101V97H100V95H99ZM100 93H101V92H100ZM113 93H114V92H113ZM120 93H121V92H120ZM160 93H162V92H160ZM160 93H159V94H160ZM192 93H193V92H192ZM192 93H190V94H192ZM194 93H196V91H195ZM197 93H198V91H197ZM201 93H199V94H201ZM41 94H42V93H41ZM60 94H61V93H60ZM63 94H62V95H63ZM78 94H79V95H78ZM115 94H116V93H115ZM117 94H118V93H117ZM140 94H142V93H140ZM144 94H145V92H144ZM164 94H166V93H164ZM169 94H171V93H169ZM235 94H236V93H235ZM6 95H7V94H6ZM17 95H18V94H17ZM24 95H25V92H24ZM24 95H23V96H24ZM62 95H61V96H62ZM64 95H63V96H64ZM77 95H78V96H77ZM88 95H90V97H91V93H90V92H89ZM98 95H99V96H98ZM109 95H110V93H109ZM160 95H163V94H160ZM214 95H215V94H214ZM2 96H3V95H2ZM2 96H1V97H2ZM18 96H21V97L23 98V96H22L21 94H19ZM25 96H26V95H25ZM79 96H80L81 98H80ZM85 96H87V94H86ZM95 96H96V94H95ZM95 96H94V93H93V98H94V99H95ZM118 96H119V94H118ZM121 96H122V95H121ZM131 96H132V95H131ZM145 96H146V95H145ZM183 96H184V95H183ZM202 96H204V95H202ZM242 96L244 97V93H243ZM6 97H7V96H6ZM26 97H27V96H26ZM88 97H89V96H88ZM99 97H100V98H99ZM104 97H105V96H104ZM122 97H123V96H122ZM172 97H173V96H172ZM205 97L207 98V96H205ZM208 97H209V96H208ZM234 97H235V96H234ZM237 97H238V95H237ZM237 97H235V99H236V100H239L238 98H240L241 95H240V97H238V98H237ZM250 97H251V96H250ZM256 97H257V96H256ZM42 98H43V96H42ZM52 98H53V97H52ZM106 98H107V100H109L108 97H106ZM129 98H130V97H129ZM135 98H136V97H135ZM152 98H153V96H152ZM209 98H210V97H209ZM209 98H207V99H209ZM258 98H260V97H258ZM19 99H20V98H19ZM46 99H47V98H46ZM66 99H67V98H66ZM81 99H82V100H81ZM131 99H134V98H131ZM158 99H159V98H158ZM195 99H196V98H195ZM223 99H224V101H223ZM227 99H228V98H227ZM260 99H261V98H260ZM48 100H49V99H48ZM98 100H94L95 103L98 104V103H99ZM105 100H106V99H105ZM105 100H104V101H105ZM110 100H111V99H110ZM113 100H115V99H113ZM129 100H130V99H129ZM135 100L137 101L138 99H135ZM135 100H133V101H135ZM162 100H163V99L161 98V101H162ZM164 100H171V99L168 98V99H164ZM203 100H204V98H203ZM240 100L243 101V98H240ZM240 100H239V103H241L240 105L243 106V104H242V102H240ZM14 101H15V100H14ZM21 101H24V100L22 99ZM28 101H29V100H28ZM30 101L33 102V100H30ZM30 101H29V102H30ZM34 101H35V100H34ZM100 101H103V99H102V100L100 99ZM182 101H183V100H182ZM209 101H210V100H209ZM227 101H228V102H227ZM227 101H225V102L223 103L224 105L221 104V103L219 102L220 105H223V106H224V108H221L222 110H220V108H219V111H218V112H219L221 115L224 114L223 116H225V114H226V118L229 117V119H230L231 116L237 118V116L239 115L238 118H240L239 120H241V121H240V122H239V120H237L238 122L236 121L237 123H239V124H236V123H235V124H236V126H235L236 129H235V128H234V129L232 128V127H234V125H235V124H233L232 126H230L232 129L229 128V130H228V129H227V125L229 126V123H226V125H225V123H224V126H226V129L224 130L223 128H221V127H220V128H221V130L223 129V131L228 132V134L223 135V134L220 133V137H218V136L216 137V136H215L216 134H215L214 136H213L212 134H209L210 136L212 135L211 138L206 134L208 140H207V138H205L204 135H203L204 138H202V140H203V139H206L207 141H202V140H201V141H196V140H195V141H192V142L188 141V144H189V142H190V145H186V146H187V148H188V146H189L191 149L189 148V149H187V150H186V146H185V144H182V143L180 142V143L182 144L181 146H182L183 148H185V149H183V148H182V147H181V146L175 141V142H176V147H177V145H179V147H181V149H183V151L186 150V152H187V151L189 150V152H191V153L188 152L187 155H186V152L183 153V155L185 154L184 156H186V158H187L188 154L190 155V154L193 153L192 155H194L195 157H196L197 154H200L201 157H202V160H201V161L198 160V159H197V160H198L199 163H201V164H202V163H207V162H209L208 159H210L211 157H215L216 155H218L219 158H220L223 162H225V163H231V166H232V163H233V167H232L233 171L235 172L236 169H237L238 171H241L240 174H239L240 176H241V174H242V175L245 174V177L248 175L250 178L252 177V178H254V179L257 178L258 180H260L261 184L259 183V184L254 185V189H255V187L257 186L258 189L260 188L261 190H262V189L264 190V165H261L260 163H257V162H259V159L256 160V153L258 154V152H256V149H258V147H253V148H252V146H251V144H250L251 142H250V143L248 142L249 136H248V135H245V134H242V136H243V135H244V136H243L241 139H243V138L246 137V139H244V141L247 140L248 144H250V145H249V146L244 145V146H246V147H244V146H243V147H238V146H240V145L237 144L238 146H236V145L234 146L235 141L238 140V138H237L238 135L236 136L235 131L237 132V131H238L237 129H239L238 127H241V126H240V123H242V119H243V118H241V117H242L241 113H243V112L241 111V113H240L239 110H238V113H235V109L239 106V103H238V102H237V106H236V105L234 104V102H233L234 100L231 99L230 102H229V99H228ZM231 101H232L233 103H231ZM4 102H5V101H4ZM7 102H8V101H7ZM55 102H56V101H55ZM61 102H62V99H61ZM61 102H60V103H61ZM65 102L67 103V101H65ZM71 102H72V101H71ZM88 102H92V103H88V104H90V105L93 104V100H90V101H89V98H88ZM121 102H122V101H121ZM156 102H157V101H156ZM159 102H160V101H159ZM159 102L157 103L158 106H159ZM166 102H167V101H166ZM213 102H214V101H213ZM244 102H245V101H244ZM257 102H259V100H257ZM11 103H12V102H11ZM18 103H19V102H18ZM21 103H22L21 105H23L24 102H21ZM48 103H49V101H48ZM60 103H59V104H60ZM66 103L63 104V105H66ZM68 103H69V100H68ZM68 103H67V104H68ZM95 103H94V104H95ZM102 103H103V102H102ZM102 103H101L100 105H103ZM162 103H164V102H161V104H162ZM187 103H188V102H187ZM260 103H261V102H259V104L257 103V104H258V105H257L258 108H262V106H263L262 104L260 105ZM1 104L4 105L3 102H2V103L0 102V105H1ZM5 104H6V103H5ZM28 104H29V103H28ZM70 104H71L72 106L74 105V104H72V103H70ZM77 104H76V106H77ZM94 104H93V105H94ZM112 104H113V103H112ZM134 104H135V103H134ZM134 104H129V106H130V105H134ZM212 104H213V103H212ZM217 104H218V103H217ZM217 104H216V105H217ZM227 104L229 105V109H228V107L225 108V105L228 106ZM39 105L42 106L43 104L40 103ZM39 105H38V106H39ZM54 105H55V104H54ZM63 105H62V106H63ZM85 105H82V106H84V107L87 109V106H89V105H87V106H85ZM108 105H109V104H108ZM118 105L120 106L119 109H123V107H121L120 104H118ZM127 105H128V104H127ZM135 105H136V104H135ZM163 105L166 106V107H168V105H169V107H170V106H171V103H169V104H167V105H166V103H164ZM174 105H176V104H174ZM174 105H172L171 107L174 108V107H173ZM234 105H235L236 107H235ZM244 105H245V104H244ZM1 106H2V105H1ZM4 106H5V105H4ZM8 106H9V105H8ZM38 106H37V104H36V106H35V107L33 106V107L36 108V107H38ZM41 106H40V107H41ZM56 106H58V105H56ZM62 106H60V107H62ZM72 106H71V108H72ZM74 106H75V105H74ZM94 106L96 107V105H94ZM104 106H106V104L103 105V106H101V107H104ZM111 106H113V105H111ZM129 106H127V107L129 108ZM136 106H137V105H136ZM155 106H156V105H155ZM178 106H179V105H178ZM178 106H177V108H178ZM193 106H194V104H193ZM217 106H218V105H217ZM217 106H216V107H217ZM259 106H261V107H259ZM2 107H3V106H2ZM33 107H32V108H33ZM51 107H52V106H51ZM58 107H59V106H58ZM69 107H70V106H69ZM89 107H90V106H89ZM91 107H92V106H91ZM97 107H98V106H97ZM97 107H96V108H92V109H97ZM106 107H107V106H106ZM106 107L104 108L106 111L111 110V108L109 109L110 105H109V107H107L108 110H107ZM130 107H131V106H130ZM137 107H138V106H137ZM162 107H163V106H162ZM166 107H165V108H166ZM175 107H176V106H175ZM204 107H205V106H204ZM206 107H207V106H206ZM211 107H212V106H211ZM211 107H210V108H211ZM234 107H235V108H234ZM244 107H245V106H244ZM257 107L254 106V108H257ZM3 108H4V109L1 110V111L3 112V114L10 113V115H11V116H10V121L15 120V121H13V122H16L17 119L19 120L20 117H19L17 114H16V115H17L18 117L14 116V117H13V120H12L11 117L14 115V114L12 115L13 111H12V113L9 112L10 109H9L7 106H6V107H3ZM6 108H8L9 111H8ZM62 108H64V107H62ZM62 108H61V109H62ZM82 108H83V107H82ZM82 108L80 109V111H82ZM116 108H117V107H116ZM116 108H115V110L117 111L118 109H116ZM128 108H126V109H128ZM172 108H170V109H172ZM239 108H240V106H239ZM239 108H238V109H239ZM0 109H2V108L0 107ZM41 109H42V107H41ZM64 109H66V107H65ZM73 109H74V108H73ZM73 109H72V112H73ZM88 109H89V110H88ZM88 109L85 110V111L89 112V111L91 110L90 108H88ZM99 109H100V106H99ZM101 109H103V108H101ZM104 109H103V110H104ZM124 109H125V108H124ZM129 109H130V108H129ZM129 109H128V110H129ZM131 109L134 110L133 107H131ZM161 109H162V108H161ZM189 109H190V108H189ZM207 109H209V108H207ZM224 109H226V111H225ZM241 109H242V108H241ZM5 110L8 111V112L6 113ZM62 110H63V109H62ZM70 110H71V109L67 108V111H70ZM75 110H76V109H75ZM97 110H98V109H97ZM103 110H101V111L104 112ZM133 110H132V111H133ZM167 110H168V108H167ZM176 110H177V109H176ZM182 110H183V109H182ZM185 110H186V109H185ZM217 110H218V109H217ZM217 110H216V111H217ZM244 110H245V109H244ZM257 110H258V109H257ZM259 110L261 111V109H259ZM78 111H79V108H78L77 112H78ZM83 111H84V110H83ZM101 111L99 112V110H98L99 113L97 112L96 114H94V117H96L97 119H99V118L101 119V117H102L103 115H105V113H106V112L103 113V115L100 117V116H98V115H99V114L101 115V113H102ZM113 111H114V110H113ZM119 111H120V110H119ZM129 111H131V110H129ZM134 111H137V110H134ZM172 111L175 112V110H173V109H172ZM183 111H184V110H183ZM205 111H206V110H205ZM211 111H212V110H211ZM216 111H215V112H216ZM224 111H225V113H223ZM263 111H264V110H263ZM19 112H20V111H19ZM21 112H22V111H21ZM27 112H28V111H27ZM35 112H36V111H34L33 113H35ZM42 112H43V111H42ZM44 112H46V110H44ZM44 112H43V113H44ZM49 112H51V110H50ZM49 112H46V114L49 113ZM53 112H54V111H53ZM61 112H62V111H61ZM75 112H76V111H74V114H76ZM91 112H92V111H91ZM93 112H94V110H93ZM111 112H112V111H111ZM121 112H122V111H121ZM124 112H125V111H124ZM127 112H128V111H127ZM137 112H138V111H137ZM184 112L187 113L186 111H184ZM213 112H214V110H213ZM218 112H216V113H218ZM233 112H234L235 114H234ZM236 112H237V110H236ZM257 112H259V111H257ZM261 112H262V111H261ZM261 112H259L260 115H261ZM33 113H30V114H33ZM51 113H52V112H51ZM51 113H50V114H51ZM55 113H56V112H55ZM70 113H71V111H70ZM70 113H67V114H70ZM78 113L81 114V112H78ZM89 113H90V112H89ZM94 113H95V112H94ZM117 113H118V111H117ZM128 113H129V112H128ZM133 113H134V112H133ZM140 113L143 114L142 111H140V112L137 113V114H139V115L141 116ZM147 113H148V112H147ZM147 113H146V111H145L144 114L146 115ZM168 113H169V112H168ZM193 113H194V111H193ZM227 113H228V114H227ZM239 113H240V114H239ZM262 113H264V112H262ZM3 114H2V116H3ZM21 114H22V113H21ZM40 114H41V113H40ZM53 114H54V113H53ZM57 114H58V113H57ZM60 114H61V113H60ZM74 114H72V116H71V114H70L69 116L73 118V117H74ZM80 114H76V116L78 117ZM82 114H83V113H82ZM82 114H81V115H82ZM91 114H92V113H91ZM91 114H90V115H91ZM97 114H98V115H97ZM135 114H136V113H135ZM137 114H136V116H137ZM164 114H165V113H164ZM203 114H204V113H203ZM207 114H208V113H207ZM236 114H238V115L235 116ZM255 114H256V113H255ZM0 115H1V113H0ZM33 115H35V114H33ZM85 115H86V116H85ZM95 115H97V116H95ZM117 115H119V114H117ZM128 115H129V114H128ZM162 115H163V114H162ZM162 115H161V116H162ZM233 115H234V116H233ZM240 115H241V116H240ZM263 115H264V114H263ZM31 116H32V115H31ZM37 116H39V115L37 114ZM37 116H36V117H37ZM42 116H43V120H44V117H45L46 115H42ZM42 116H41V117H42ZM54 116H56V115H54ZM54 116L51 117V118L54 119ZM58 116H59V114H58ZM60 116H61V115H60ZM67 116H68V115H67ZM76 116H75V117H76ZM83 116L86 118V117H88V114H86V112H85V114H84ZM83 116H82V118H83L82 121L85 120V118H84ZM140 116H138V117L141 118ZM163 116H164V115H163ZM165 116H166V115H165ZM169 116H170V115H169ZM218 116H219V115H218ZM244 116H245V115H244ZM261 116H262V115H261ZM3 117H4V116H3ZM47 117H48V116H47ZM64 117H65V116H64ZM77 117H76L75 119H77ZM79 117H80V116H79ZM98 117H99V118H98ZM117 117H118V116H117ZM158 117H159V116H158ZM185 117H186V116H185ZM188 117H189V116H188ZM188 117L185 118V120L188 119ZM232 117H231V120H232L233 122H235V120H233L234 118H232ZM0 118H1V117H0ZM21 118L23 119V117H21ZM55 118H56V117H55ZM60 118H61V117H60ZM66 118H67V117H66ZM96 118H94V120H96ZM119 118H120V117H119ZM121 118H122V116H121ZM179 118H181V117H179ZM183 118H184V116H183ZM204 118H205V119H204ZM209 118H210V117H208V119H207V116H205V117H202V119H199V120L202 121V120L204 119L202 122L205 123V122H204L205 120L209 121V120L211 119V118H210V119H209ZM224 118H225V117H224ZM238 118H237V119H238ZM1 119H2V118H1ZM22 119H21V120H22ZM37 119H38L39 122H36V125L39 124L40 121H41V119H39V118H37ZM62 119H63V118H61L60 120H62ZM79 119H80V118H79ZM79 119L76 120V121H77V122H81V120H79ZM87 119H88V118H86V120H87ZM91 119H93V118H91ZM102 119H103V120H102ZM102 119H101V121H103V123H104V121L107 119L106 115H105V120H104V118H102ZM123 119H124V116H123ZM130 119H131V118H130ZM130 119L127 118L126 120H129V122H130L131 120H133V121H131L132 123L130 122L131 124H133L134 119H131V120H130ZM191 119L193 120L192 117H191ZM6 120L8 121L9 118L6 119ZM6 120H5V121H6ZM21 120H19L18 122H20ZM25 120H26V119H25ZM72 120H74V119H72ZM135 120H138V119L135 118ZM143 120H144V119H143ZM162 120H163V119H162ZM164 120H165V122H166V118H165ZM192 120H191V121H192ZM199 120L195 119L194 122H197V121H199ZM214 120H215V119H214ZM214 120H211V122L214 121ZM222 120H225L226 122H228V121H227L228 119H227V120H226V119H222ZM26 121H28V120H26ZM26 121H25V122H26ZM45 121H47V119H46ZM48 121H49V120H48ZM62 121H63V120H62ZM74 121H75V120H74ZM101 121H100V120H99V121L97 120L96 123H95V121H92L91 123L94 122L95 124H98V122L100 123ZM123 121H124V120H123ZM144 121H145V120H144ZM149 121H150V120H149ZM171 121H172V120H171ZM182 121H183V120H182ZM191 121H189V124L191 123V125H192V122H191ZM207 121H206V123H207ZM217 121H218V119L215 120L216 123H217ZM244 121H245V120H244ZM13 122H12V124H13ZM28 122H29V121H28ZM30 122H32V121H30ZM33 122H34V121H33ZM33 122H32V125L34 124ZM41 122H42V121H41ZM43 122H44V121H43ZM43 122L41 123L42 125H43ZM50 122H51V125H50V126H52V124H53L52 122H53V121H50ZM50 122H49V124H50ZM89 122H90V121H89ZM89 122H88V123H89ZM118 122H119V121H118ZM146 122L149 124L148 121H146ZM150 122H152V121H150ZM209 122H210V121H209ZM215 122H213V123H215ZM229 122L231 123V121H229ZM252 122H253V121H252ZM260 122H261V121H260ZM4 123H5V122H4ZM55 123H56V121H55ZM57 123H58V122H57ZM73 123L76 124V122H73ZM94 123H93L92 125H95ZM106 123H108L107 120H106V122H105L104 124H106ZM109 123H110V122H109ZM120 123H121V122H120ZM120 123H119V124H120ZM138 123H139V122H138ZM138 123L136 124V122H134V125L136 124V125H135L136 128H135L134 125H133V129H132V130L135 131L134 133H136V130H137V133H138V129H139V127H140V126H138V128H137ZM141 123H143V122L141 121ZM141 123H140V124H141ZM168 123H170V122H168ZM20 124H21V122H20ZM41 124H39L38 127L41 126ZM89 124H90V123H89ZM89 124H88V125H89ZM121 124H123V123H121ZM121 124H120V125H121ZM124 124H125V123H124ZM151 124H152V123H151ZM154 124H156V126H157V123L154 122ZM185 124H187V122L184 123V125H185ZM189 124H188V125H189ZM209 124H211V123H209ZM217 124L220 125L219 122H218ZM217 124H216V125H217ZM231 124H232V123H231ZM242 124H243V123H242ZM251 124H252V123H251ZM257 124H259V123L257 122ZM257 124H256V125H257ZM27 125H28V124H27ZM30 125H31V124H30ZM30 125H29V126H30ZM88 125H87V126H88ZM90 125H91V124H90ZM90 125H89V128H88V129H90ZM108 125H109V124H108ZM114 125H115V124H114ZM204 125H205V124H204ZM237 125H239V126L237 127ZM10 126H11V125H10ZM19 126H20V125H19ZM34 126H35V125H34ZM34 126H33V127H34ZM83 126H85V125H83ZM97 126H98V125H96L95 128H96ZM112 126H113V125H112ZM130 126H131V125H130ZM141 126H142V125H141ZM159 126H160V125H158V127H159ZM181 126H182V125H181ZM193 126H194V125H193ZM259 126H260V127H258V129L260 130V128H261V130H262V126H261V124H260ZM27 127H28V126H27ZM60 127H61V126H60ZM78 127H79V125H78ZM113 127H114V126H113ZM115 127H117V126H115ZM142 127H143V126H142ZM147 127H148V126H147ZM158 127H157V128H158ZM168 127H169V126H168ZM171 127H172V126H171ZM177 127H178V126H177ZM201 127H202V126H201ZM244 127H245V126H244ZM255 127L257 128V126H255ZM13 128H14V127H13ZM15 128H16V127H15ZM15 128H14V129H15ZM91 128H92V127H91ZM119 128H120V127H119ZM126 128H127V127H126ZM126 128H124V130H125ZM128 128L130 129L129 126H128ZM134 128H135L136 130H135ZM144 128H146V125H144ZM149 128H151V126H150ZM162 128H163V127L161 126V129H162ZM189 128H190V127H189ZM80 129H81V127H80ZM85 129H86L87 131H89V130L86 128V126H85ZM85 129H82V130H85ZM101 129H103V128L101 127ZM107 129H109V128H107ZM172 129H174V131H175V128H172ZM216 129H219V126L216 127ZM248 129H249V128H248ZM248 129H247V130H248ZM254 129H255V128H254ZM16 130H17V129H16ZM38 130H39V129H38ZM59 130H60V129H59ZM67 130H68V129H67ZM86 130H85V131H86ZM95 130H96V131H94V130L91 129V131L88 133V136H90V135L94 136V135H96L94 132H98V131H100V130H98L97 128H96ZM121 130H122V129H121ZM121 130H119V131H121ZM132 130H130L128 133L131 134ZM148 130H149V129H148ZM153 130H154V129H153ZM165 130L168 131V129H165ZM170 130H171V129H170ZM219 130H220V129H219ZM221 130H220V132H222ZM39 131H41V130H39ZM42 131H44V130H42ZM79 131H80V130H79ZM85 131H84V132H85ZM92 131H94V132H92ZM105 131H107V130H105ZM143 131H144V129L142 128L141 131L139 132V134L142 133V134H140V137H139V138H141L144 134H146V135L148 134V133H145L146 131H144V133H143ZM150 131H152V130H150ZM176 131H177V130H176ZM199 131H200V130H199ZM239 131H241V129H239ZM242 131H243V129H242ZM2 132H3V131H2ZM14 132H15V130H14ZM44 132H45V131H44ZM77 132H78V131H77ZM109 132H111V131H109ZM116 132H118V131L115 130L114 133H116ZM163 132H165V131H162V132H161V136H162ZM172 132H173V131H172ZM243 132L245 133V131H243ZM260 132H261V131H260ZM4 133H5V132H4ZM19 133H20V132H19ZM41 133H42V132H41ZM41 133H39V134H41ZM45 133H46V132H45ZM47 133H49V134L51 135L52 132H47ZM62 133H63V132H62ZM79 133H80V132H79ZM81 133H82V132H81ZM81 133H80V135H81ZM85 133H86V132H85ZM91 133H93V134H91ZM98 133H99V132H98ZM118 133H120V132H118ZM118 133H116V134L118 135ZM126 133H127V132H126ZM137 133H136V134H137ZM149 133H150V132H149ZM153 133H155V132L153 131ZM156 133H157V132H156ZM187 133H188V132H187ZM203 133H204V132H203ZM239 133H240V132H239ZM249 133H250V131H249ZM263 133H264V132L262 131L261 134H260V140L263 139V136H264ZM0 134H1V132H0ZM15 134H17V133H15ZM39 134H38V135H39ZM72 134H73V133H72ZM72 134L69 133V134L67 135V133H66V136H69V135H72ZM106 134H107V133H106ZM111 134H112V133H111ZM123 134H124V133H123ZM123 134H122V135H123ZM1 135H2V134H1ZM17 135H18V134H17ZM19 135H20V134H19ZM22 135H23V134H22ZM38 135H35V136H38ZM50 135H49V136H50ZM52 135H53V134H52ZM54 135H55V134H54ZM56 135H57V134H56ZM74 135H75V134H73L72 136H74ZM98 135H101V134H100V133L97 134V136H96V140L94 139L95 136L92 138V139H94L95 141H97V142H94V143H96V144H99L100 140H101L102 137L104 136V134H103V136L100 137L101 139H98V138H97ZM113 135H115V134H113ZM122 135H121V136H122ZM137 135H138V134H137ZM148 135H149V134H148ZM150 135H151V134H150ZM159 135H160V134H159ZM171 135H173V134H171ZM262 135H263V136H262ZM9 136H10V135H9ZM23 136H25V135H23ZM23 136H22V137H23ZM35 136H34V137H35ZM58 136H59V135H58ZM58 136H55V137L57 138ZM66 136H65V137H66ZM77 136H79V135H77ZM81 136H82V135H81ZM86 136H87V134H86ZM121 136H120V137H121ZM124 136H126V135L124 134ZM124 136H123V137H124ZM138 136H139V135H138ZM138 136H135V137L138 138ZM161 136H160V137H161ZM235 136H236V137H235ZM5 137H6V136H5ZM15 137H16V136H15ZM20 137H21V136H20ZM20 137H18V139H19ZM22 137H21V138H22ZM26 137H28V138H26L27 140H28V139L31 140V136L26 135ZM52 137H54V136H52ZM60 137H61V136H59V138H60ZM70 137H71V136H70ZM74 137H75V136H74ZM79 137H80V136H79ZM112 137H113V136H112ZM120 137L118 136L117 141H121V139L123 140V139L125 138V137H124V138H123V137L120 138ZM126 137H127V136H126ZM135 137H133L132 140H133V139H136ZM150 137H151V136H150ZM164 137H165V136H163V137H161V138L164 139ZM182 137H183V136H182ZM247 137H248V139H247ZM261 137H262V138H261ZM2 138H4V137H2ZM23 138H25V137H23ZM23 138H22V139H23ZM72 138H73V137H72ZM82 138H83V136H82ZM146 138H147V137H146ZM146 138H145V139H146ZM170 138H174V137H171V136H170ZM177 138H178V137H177ZM183 138H184V140L187 139V138L185 139V137H183ZM183 138H182V139H183ZM196 138H197V136H196ZM198 138H199V139H198ZM198 138H197L198 140L201 139L200 137H198ZM212 138H213V139H212ZM32 139H33V137H32ZM34 139H35V138H34ZM69 139H70V138H69ZM77 139H78V137H77ZM110 139H111V138H110ZM125 139H126V138H125ZM143 139H144V138H143ZM145 139L142 141V138H141L140 141H142V142H148V141H149V140H147L148 138L146 139V141H145ZM151 139H153V138H151ZM151 139H150V142H149V143H151ZM175 139H176V138H175ZM179 139H180V138H179ZM194 139H195V138H194ZM194 139H193V140H194ZM27 140H25V142H26ZM79 140H80V138L78 139V141H79ZM90 140H91V139H90ZM104 140H106V139H104ZM132 140H130V141H131L130 143H132ZM153 140H154V139H153ZM158 140H159V139H158ZM173 140H174V139H173ZM180 140H181V139H180ZM184 140H183V143H186L187 141H184ZM188 140H192V137H191V139L188 137ZM252 140H253V138H252ZM41 141H42V140H41ZM61 141H62V139H61ZM66 141H68V140H66ZM71 141H72V140H71ZM73 141H74V140H73ZM76 141H77V140H76ZM124 141H125V140H124ZM127 141H129V140H127ZM140 141H139V143H141ZM164 141H167L166 137H165ZM168 141H169V140H168ZM253 141H254V140H253ZM23 142H24V141H23ZM85 142H86V141H85ZM102 142H104V141L102 140ZM105 142H107V141H105ZM156 142H157V141H155V143H156ZM162 142H163V141H162ZM239 142H240V141H239ZM241 142H242V141H241ZM257 142H259V141H257ZM57 143H58V142H57ZM75 143H76V142H75ZM75 143L73 142V144H75ZM86 143H87V142H86ZM89 143H91V141H90ZM94 143H93V144H94ZM115 143L117 144V142H115ZM119 143H120V142H118V144H119ZM121 143L125 144V145H124V147H125L127 142H126V143H125V142H121ZM137 143H138V142H137ZM137 143L135 142V144H137ZM155 143H152V144H154V145H152L151 147L154 148L155 145H157V144H155ZM157 143H158V142H157ZM237 143H238V142H237ZM253 143H254V142H253ZM262 143H263V144H262ZM262 143H260V144H262V148H263V147H264V146H263V145H264V141H263V140H262ZM37 144H38V143H37ZM52 144H53V142H52ZM93 144H92V145H93ZM96 144H95V145H96ZM101 144H102V143H101ZM108 144H109V142H108ZM108 144H107V146L109 147ZM116 144H115V146H116ZM135 144H134V142H133L132 145L134 146ZM186 144H187V143H186ZM245 144H246V143H245ZM6 145H7V144L5 143V146H6ZM54 145H55L56 147H58L56 144H54ZM54 145H53V148H54ZM77 145H78V144H77ZM113 145H114V142H113ZM163 145H164V143H163ZM163 145H161V146H163ZM167 145H168V144H165V145H164V150H162V151L165 152V153L169 152V151L171 150V147H172V146L170 147V144H169V147H170V148H169V147H168V148H169L170 150H168ZM253 145H254V144H253ZM2 146H3V145H2ZM14 146H15V145H14ZM49 146H50V145H49ZM98 146H99V145H98ZM100 146H101V145H100ZM120 146H121V148H123V145L120 144L119 147H120ZM130 146H131V144H130ZM147 146H148V145H147ZM165 146H166V149L168 150L167 152H166V150H165ZM184 146H185V147H184ZM9 147H10V146H9ZM45 147H46V146H45ZM59 147H60V146H59ZM59 147H58V151L60 152V151H62V150H61V149L59 150ZM81 147H82V146H81ZM128 147H129V144H128ZM128 147L126 146V148H128ZM176 147H173V148L175 149ZM5 148H6V147H5ZM101 148H102V147H101ZM103 148H104V146H103ZM115 148H116V147H115ZM134 148H135V147H134ZM155 148H156V147H155ZM155 148H154V149H151V148H150V149H151L152 151H153V150L155 151ZM162 148H163V147H162ZM162 148H161V149H162ZM177 148H178V147H177ZM262 148H261V149H262ZM9 149H10V148H9ZM13 149H14V148H13ZM17 149H18V148H17ZM41 149H42V148H41ZM43 149H44V148H43ZM54 149H55V148H54ZM117 149H119V148H117ZM147 149H149V147H148ZM150 149H149V151H150L149 154L152 152ZM157 149H158V148H157ZM161 149H159V150H161ZM261 149H260V150H261ZM10 150H11V149H10ZM33 150H34V149H33ZM55 150H56V149H55ZM68 150H69V149H68ZM76 150H78V149H76ZM76 150H74L75 153H78V151H76ZM128 150H129V152H127V153H130V151H133V153L135 152V150H131V148L128 149ZM128 150H127V151H128ZM136 150H137V149H136ZM142 150H143V149H142ZM159 150H158V151H159ZM190 150H191V151H190ZM254 150H255V151H254ZM258 150H259V149H258ZM258 150H257V151H258ZM7 151H8V150H7ZM58 151H57V153H59ZM70 151H71V150H70ZM70 151H69V152H70ZM74 151H72V152L74 153ZM102 151H103V150H102ZM102 151H101V152H102ZM124 151H125V150H124ZM145 151H146V150H143V153H144ZM154 151H153V153H152L151 155H154ZM171 151H172V150H171ZM174 151H175V150H174ZM42 152H43V151H42ZM72 152H71L70 154H73ZM137 152H138V151H137ZM146 152H147V151H146ZM163 152H161V154H162ZM180 152H182V151L180 150ZM255 152H256V153H255ZM61 153H62L61 155L66 156V155L63 153V151H62ZM79 153L81 154V151H80ZM87 153H88V152H87ZM87 153H83V156H87V155H86ZM107 153H109V152H107ZM110 153H111V152H110ZM110 153H109V154H110ZM127 153H124V156H125ZM156 153H157V152H156ZM165 153H164V154H165ZM171 153H172V152H171ZM173 153H174V152H173ZM173 153L171 154L172 156L170 155L171 158H175V161H176V162H181L182 160H181L180 158H181V155H182V154L180 153V156H179V154H178V155H175V154H173ZM175 153H176V152H175ZM178 153H179V152H178ZM84 154H85V155H84ZM102 154H103V152H102ZM102 154H101V155H102ZM149 154H148V155H149ZM161 154H159L160 157H161ZM168 154H170V153H168ZM11 155L13 156V154H11ZM36 155H37V153H36ZM36 155H34V158H33V157L31 158V155H26V157H25L26 159L24 158V156H23V158H22V157H21L22 155H21V156L18 158L19 161L22 159V160H26L27 162H22V160H21V163H24V164L21 165L20 162H19V164H20L21 166H24V165H25L24 168H27V167H26L27 165H28V168H29L30 165L32 164V165H31V168H32V167L34 168V167L37 165V163H38L37 160L40 159V158H39L40 154H38V156H36ZM68 155H69V154H68ZM118 155H119V154H118ZM118 155H117V156H118ZM135 155H137V154H135ZM138 155H140V154H138ZM138 155H137L136 157H138ZM174 155H175V156H174ZM183 155H182V157H183ZM214 155H215V156H214ZM258 155H259V154H258ZM14 156H15V155H14ZM18 156H19V154H18ZM18 156H16V157H18ZM28 156H30V158H31V160H32L31 162H30V159H29ZM45 156H46V155H45ZM45 156H44V157H45ZM63 156H61V157H63ZM74 156H77V155L74 154V155L72 156V157H73V160L76 158V157H74ZM88 156H89V158H90V154H89ZM96 156H97V155H96ZM96 156H95V157H96ZM98 156H99V155H98ZM98 156H97V157H98ZM126 156L132 158V161H131V162H133V157H134V159H135V156H134V155L132 156V154H131L132 157L129 156V155H126ZM140 156H141V155H140ZM154 156H155V155H154ZM173 156H174V157H173ZM176 156L179 157L177 160L180 159V161H177V160H176ZM52 157H53V156H52ZM66 157H67V159H65ZM66 157H63V158H64V161H66V160H68V159H69V160L72 159V157H71V158L68 157V156H66ZM105 157H106V156H105ZM128 157H127V158H128ZM144 157H145V156H144ZM147 157H148V156H147ZM190 157H191V155H190ZM11 158H12V157H11ZM27 158H28L29 162H28ZM41 158H42V155H41ZM79 158H80V155H79L78 159H79ZM82 158H83V157H82ZM85 158H86V157H85ZM102 158H103V155H102ZM130 158H129V159H130ZM169 158H170V157H169ZM216 158H218V157H216ZM34 159H35V160H34ZM92 159L94 160L93 157H92ZM96 159H97V158H96ZM136 159L138 160V158H136ZM136 159H135V160H136ZM144 159H146V158H144ZM183 159H185V158H183ZM187 159H188L189 161H192V160H190L191 158L189 159V156H188ZM204 159H206V160H204ZM263 159H264V157H263ZM75 160H76V159H75ZM75 160H74L73 162H75ZM79 160H80V159H79ZM86 160H87V159H86ZM93 160H91L90 162H88V164H91V162H92V168H90V169H93V171L90 170L91 173H92V172H94V173L96 172V174H95V176H94L95 179H96V177H97V179L100 178V177H103V176L105 175V174L103 173L104 170H106V169L108 168V167H107V164H106V168H105L104 166H102V167H104V169L101 170V169H100L99 167H97V165H96L98 161H97L96 163H93ZM111 160H112V159H111ZM130 160H131V159H130ZM149 160H150V159H149ZM166 160H168V159H165V161H166ZM188 160H187V161L185 160V161L188 162ZM203 160H204V162H203ZM260 160H261V159H260ZM2 161H3V160H2ZM33 161H35V162H33ZM39 161H40V160H39ZM51 161H52V160H51ZM76 161H77V160H76ZM109 161H110V160H109ZM165 161H163L164 164H166L167 162H170L171 160H170V161H166V162H165ZM183 161H184V160H183ZM211 161H214V160H213V159L210 160V163H209V164L212 166L213 164L211 163ZM215 161H216V160H215ZM32 162H33L34 164H33ZM59 162H60V161H59ZM70 162H72V161H70ZM77 162H79V161H77ZM127 162H128V161H127ZM129 162H130V161H129ZM131 162H130V163H131ZM151 162H152L153 164L157 163V165H160V166H161V164H159L158 161H155V162L151 161ZM159 162L162 163L161 161H159ZM176 162H175V163H176ZM193 162H194V161H193ZM193 162H191V163H193ZM0 163H1V162H0ZM2 163H3V162H2ZM7 163H8V162H7ZM7 163H5V165H6ZM12 163H13V162H12ZM30 163H31V164H30ZM51 163H52V162H51ZM61 163L64 164V162H62V161H61ZM66 163H67V164H70V163H68V162H66ZM75 163H76V162H75ZM106 163H107V162H106ZM124 163H126V162H124ZM139 163H140V162H139ZM145 163H146V162H145ZM189 163H190V162H189ZM214 163H215V162H214ZM216 163H217V161H216ZM216 163H215V165H216ZM225 163H224V164H225ZM9 164H10V163H9ZM14 164H15V163H14ZM16 164H17V160H16ZM16 164H15V167H16ZM35 164H36V165H35ZM54 164H55V163H54ZM71 164L73 165V163H71ZM71 164H70V167H72ZM83 164H84V163H83ZM83 164H82V165H83ZM85 164H86V163H85ZM85 164H84V165H85ZM94 164H95L96 167L98 168L97 170H96V167H94ZM148 164H150V163H148ZM168 164H169V163H167L166 166H167ZM170 164H172V166H173V163L170 162ZM170 164H169V167L172 169V166H171ZM177 164H180V165H181V163H177ZM193 164L195 165V162H194ZM207 164H208V163H207ZM207 164H205V167H206ZM209 164H208L207 167H209ZM263 164H264V163H263ZM5 165H4V166H5ZM7 165H8V164H7ZM17 165H18V164H17ZM82 165H81V166H82ZM84 165H83V166H84ZM101 165H103V164H101ZM104 165H105V164H104ZM111 165H112V164H111ZM123 165H124V164H123ZM125 165H127V164H125ZM140 165H141V164H140ZM140 165H138V166L136 165V166L139 167ZM142 165H143V164H142ZM157 165H156V166H157ZM175 165H176V164H174V169H175V167H177V168H176V171H177V172H178L177 169L182 170V167L184 166L183 164H182V165H183L182 167H181L180 165H179V167H178V166H175ZM194 165H193V166H194ZM217 165H219V164L217 163ZM221 165H222V163L220 164V166H221ZM127 166H128V165H127ZM127 166H125L124 169H126ZM136 166H135V167H136ZM143 166H145V165H143ZM164 166H165V165L161 166V169H162V167H164ZM186 166H187V165H186ZM186 166H185V167H186ZM190 166H191V165H190ZM70 167H69V168H70ZM73 167L75 168L76 166L73 165ZM73 167H72V170H73ZM93 167H94L95 169H94ZM133 167H134V166H133ZM145 167H146V166H145ZM145 167H144V168H145ZM147 167H148V166H147ZM151 167H152V166H151ZM203 167H204V166H203ZM213 167H215V166L213 165ZM2 168H3V167H2ZM6 168H7V167H6ZM10 168H11V166H10ZM10 168H9V169H10ZM13 168H14V167H13ZM16 168H17V167H16ZM16 168H15V169H16ZM22 168H23V167H22ZM22 168H21V169H22ZM24 168H23V169H24ZM36 168H37V166H36ZM122 168H123V167H122ZM141 168H142V167H141ZM148 168H150V167H148ZM152 168H153V167H152ZM152 168H150V169H152ZM158 168H159V167H158ZM170 168H168V166H167V170L170 169ZM188 168H189V167H188ZM193 168L196 170L197 166H196V168H195V166H194ZM198 168H199V167H198ZM201 168H202V165H201ZM201 168H200V169H201ZM234 168H235V169H234ZM23 169H22V170H23ZM76 169H77V168H76ZM82 169H83V168H82ZM111 169H112V171H111ZM133 169H134V168H133ZM146 169H147V168H146ZM174 169H173V170H174ZM183 169H184V168H183ZM186 169H187V168H186ZM208 169H209V168H208ZM212 169H213V168H212ZM232 169H231V170H232ZM19 170H20V169H18V171H16V170H15V171L18 172V173L20 174ZM64 170H65V168L63 169V172H61V170H60L61 174H60L59 176H61L66 170H67V171H66L65 173H67V172L69 173V172H70L68 169H66L65 171H64ZM70 170H71V168H70ZM77 170L80 171V169H77ZM77 170H76V172H77ZM98 170L101 171L103 175H102V174L100 175L101 172L98 173V172H97ZM120 170H121V169H120ZM127 170H128V169H127ZM153 170H154V169H153ZM158 170H160V169H158ZM164 170H165V169H164ZM164 170H162V171H164ZM192 170H193V169H190V171H192ZM195 170H194V171H195ZM205 170H206V169H205ZM215 170H216V169H215ZM36 171H37V170H36ZM73 171H75V169H74ZM84 171H86V167H85V170H84ZM88 171H89V169H87V173H88ZM90 171H89V172H90ZM108 171H109V173H110V171H111V173H112L111 175H112V176H110V175H109V176H105L104 182L102 181V179H99V180H101V183L103 182L102 185H104V184H105V185H108V184H109V186H111V185H110L111 181H112L113 179H114V180L116 179L115 177L113 178V176L115 175V176L117 177V176H119V173H115L116 169L113 170V168H110V170L108 169ZM125 171H126V170H125ZM138 171H139V170H138ZM148 171H150V170H148ZM148 171H147V172H148ZM151 171H152V170H151ZM151 171H150V172H151ZM176 171H175V173H176ZM190 171H189V172L186 171V172H187L188 174H190V173H191ZM196 171H197L198 174L200 173V175H198V176H201V175H202L201 177H204V176H203L204 174H201L203 170H202V171L200 170V172H198L199 170L197 169ZM206 171H207V170H206ZM212 171H213V170H212ZM11 172H13V171H11ZM38 172H39V171H38ZM46 172H47V171H46ZM57 172H58V171H57ZM76 172H75V174H76ZM81 172H82V171H81ZM81 172H80V173L77 172V173H78V174H82V177H83V175L86 176L85 173H81ZM105 172H106V171H105ZM129 172H130V171H129ZM129 172H128V174H127L126 172H125V173H126L127 175H129ZM131 172L133 173V176H136V178L134 177L133 182H134V181H136V182L139 181V182H140L139 178H140L141 176H140L139 174H141V173L137 174V173H138L137 171H136L137 173H135V172H133V171H131ZM131 172H130V174H132ZM139 172H140V171H139ZM167 172H169V171H167ZM179 172H180V171H179ZM179 172H178V173H179ZM184 172H185V171H184ZM210 172H211V171H210ZM214 172H215V171H214ZM214 172H213V173H214ZM228 172H230V170H229ZM13 173H14V172H13ZM47 173H49V172H47ZM94 173H93V174H94ZM114 173H115V174H114ZM134 173H135L136 175H135ZM157 173H159V172L157 171ZM204 173H205V175H207L206 172H204ZM225 173H226V172L224 171V172H221L220 174L224 176ZM236 173H237V172H236ZM11 174H12V173H10V175L8 174L7 178L10 176V177H9L10 179L13 178V179L15 180L16 177H12ZM19 174H18V178L21 177V176H19ZM22 174H23V173H22ZM49 174L51 175L52 172L50 171ZM49 174H46V176L50 179V177H52V176H49ZM69 174H70V173H69ZM71 174H72V172H71ZM71 174H70V176H72ZM98 174L100 175V177H99ZM116 174H117V175H116ZM142 174H143V173H142ZM152 174H154V173H152ZM161 174H162V173H160V175H161ZM180 174H181V172H180ZM182 174H183L182 176L185 175L184 173H182ZM193 174H194V172H193L192 174H190L191 177H190V176H188V177H190V179H192V177L195 178V179L200 178V177H198V176H197V177L194 176V175H196V172H195L194 175H193ZM211 174H212V173H211ZM214 174H215V173H214ZM216 174H219V172L216 173ZM231 174H232V173H231ZM2 175H3V174H2ZM12 175L14 176L15 173L12 174ZM40 175H41V174H40ZM42 175H43V174H42ZM54 175H55V174H54ZM63 175H64V174H63ZM63 175H62L61 178L64 177ZM67 175H68V174H67ZM90 175H91V174H90ZM127 175H125V176H127ZM137 175H138V177H137ZM145 175H146V174H145ZM145 175H143V177H144ZM192 175H193V176H192ZM226 175H227V173H226ZM232 175H234V174H232ZM232 175H230V176H232ZM3 176H4V175H3ZM24 176H25V175H24ZM46 176H45V177H46ZM68 176H69V175H68ZM73 176H74V174H73ZM73 176L70 177V180H69L70 183H71L72 181H75L77 174H76V176H74V177H73ZM78 176H79V175H78ZM91 176H93V175H91ZM120 176H121V175H120ZM120 176H119V177H120ZM123 176H124V175H123ZM139 176H140V177H139ZM161 176H162V175H161ZM210 176H211V175H208V176H207L208 179L210 178ZM214 176H215V175H214ZM223 176H222V177H223ZM230 176L228 177V179H229L228 181H229V182L231 181V182H230L231 190H232V189L234 190V189L236 188V186L232 187V185H236V184H234V182H233L234 180L230 179ZM45 177H44V178H45ZM88 177H90V176L88 175ZM109 177H110V178H109ZM121 177H122V176H121ZM131 177H132V176H131ZM149 177H150V176H149ZM151 177H152V175H151ZM159 177H160V176H159ZM163 177L165 178L164 175H163ZM22 178H24V177H22ZM53 178H56V177H53ZM71 178H72V179L74 178V179L71 181ZM78 178H79V177H77V179H78ZM108 178H109V179H108ZM137 178H138V179H137ZM160 178H162V177H160ZM175 178H176V177H175ZM219 178H220V177H219ZM231 178H232V177H231ZM234 178H236V180L238 179L237 177H234ZM240 178H241V177H240ZM246 178H247V177H246ZM246 178H245V179H246ZM13 179L11 180V182L9 181L10 184L8 183V185H11V187H12V184L15 183V182L12 183ZM24 179H25V181H27V180H28V177H25ZM24 179H21V180H20V183H21V181L23 182ZM64 179H67V177H64ZM77 179H76V180H77ZM95 179L93 178V180H92V182H91V185H92V186H93V184H95V183L97 182V180L95 181ZM107 179H108L109 181H108ZM125 179H126V178H125ZM128 179H129V178H128ZM136 179H137V180H136ZM144 179H146V178H144ZM152 179H153V182H154V181L157 182V178H155V179H156V180H155V179H154V176L152 177ZM179 179H180V178H179ZM190 179H189V180H190ZM195 179H192V181L195 180ZM201 179H202V178H201ZM201 179H200V180H201ZM206 179H207V178H206ZM208 179H207V180H208ZM210 179H211V178H210ZM210 179H209V180H210ZM242 179H243V178H242ZM0 180H1V178H0ZM16 180H17V179H16ZM61 180H63V179H61ZM67 180H68V179H67ZM84 180H85V179H84ZM106 180H107V182H105ZM114 180H113V181H114ZM161 180H163V183H161V181H160L159 178H158V182H157V183L154 182V183H156L157 186H158V184H159V182H160V184H163V185L166 187L165 184H167V185H171V184H168V183H170V182H165V181H171V180L173 181V179L170 180V179H168V177L165 178V179L162 178ZM198 180H199V179H198ZM213 180H214V178L212 179V182H213ZM216 180H219V179L216 178ZM216 180L214 181L215 183L217 182ZM220 180H221V179H220ZM224 180H225V178H224ZM224 180H223V178H222V181H221V182H223ZM240 180H241V179H240ZM17 181H19V180H17ZM59 181H60V178H59ZM59 181L56 180V182H55V183L58 184V186H59V184H60ZM90 181H91V180H90ZM185 181H186V180H185ZM195 181H196V180H195ZM202 181H203V180H202ZM204 181L207 182L206 180H204ZM247 181H248V179H247ZM5 182H6V181H5ZM5 182H4V183H5ZM29 182H31V181H28V183H29ZM62 182H64V181H62ZM67 182H68V181H67ZM98 182H100V181H98ZM98 182H97L96 184H99ZM164 182H165V183H164ZM190 182H191V180H190ZM254 182H255V181H254ZM11 183H12V184H11ZM23 183H24V182H23ZM42 183H45V182L42 180L41 184H42ZM64 183H65V182H64ZM72 183H74V182H72ZM72 183H71V184H72ZM75 183H76V184L78 183V184H77L78 186L83 184L82 182H81L82 184H80V180H79V179H78L77 181H75ZM92 183H93V184H92ZM101 183H100V184H101ZM144 183H145V182H144ZM148 183H149V182H148ZM186 183H187V182H186ZM188 183H189V181H188ZM196 183H197V182H196ZM196 183H195V184H196ZM202 183H204V182H202ZM207 183H208V182H207ZM209 183H210V182H209ZM223 183H224V185H229L228 182H225V181H224ZM223 183H222V184H223ZM232 183H233V184H232ZM239 183H240V181H239ZM25 184H26V183H25ZM30 184L33 185L32 188L35 187L34 184H33V182L30 183ZM30 184H29V186H31ZM96 184H95V186H96ZM100 184H99L98 186H100ZM137 184H138V182H137ZM137 184H135V185H137ZM140 184H141V183H139V185H140ZM150 184L152 185V183H150ZM212 184H213V183H212ZM217 184H218V182L216 183V185H217ZM8 185H6V186H8ZM15 185L17 186V185H19V184H17V182H16ZM15 185H14V188H15ZM46 185H48L47 188L50 190V188H49L50 185L47 184V183H45L44 186L46 187ZM55 185H56V184H55ZM55 185H54V186H55ZM85 185H86V182H85ZM89 185H90V184H89ZM141 185H142V184H141ZM141 185H140V186H141ZM163 185H162V186H163ZM182 185H183V184H182ZM186 185H187V184H186ZM219 185H220V187H221V183H220V182H219ZM219 185H218V186H219ZM237 185H239V184H237ZM244 185L246 186L247 184H244ZM249 185H251V184H249ZM252 185H253V183H252ZM25 186L28 187L27 184H26ZM60 186H61V184H60ZM73 186H74L75 188L78 187V186H76V185H73ZM73 186H71V188H72ZM87 186H88V185H86L87 191L89 190L88 188H93L91 191H88V192H92V193L95 192V191H94V186H93V187H92V186H90V187L88 186V187H87ZM98 186H96V187H98ZM140 186H138V188H139ZM143 186H144V185H143ZM157 186H155V187H157ZM242 186H243V185H242ZM260 186H261V187H260ZM4 187H5V185H4L2 188H4ZM8 187H9V186H8ZM51 187H52V186H51ZM69 187H70V185H69ZM107 187H108V186H106V190H107ZM116 187H117V186H116ZM147 187H148V186H147ZM171 187H172V186H171ZM216 187H217V186H216ZM239 187H240V186H239ZM247 187L249 188L250 186L247 185L246 188H247ZM5 188H7V187H5ZM9 188H10V187H9ZM47 188H46V189H47ZM53 188H54V187H52V189H53ZM71 188H68V189H70V191H71ZM104 188H105V186H104ZM117 188H118V187H117ZM125 188H126V187H125ZM125 188H124V189H125ZM151 188H152V187H151ZM166 188H167V187H166ZM211 188H212V187H211ZM227 188H228V187H227ZM227 188H226V189L224 188V189H222V190L225 191V190H227ZM10 189H11V188H10ZM12 189H13V188H12ZM12 189H11V190H12ZM18 189H19V188H18ZM30 189H31V188H30ZM34 189H35V188L32 189V190H33V193L36 194V192H34ZM59 189H61V188H59ZM63 189H64V188H63ZM66 189H67V188H66ZM79 189H84V190H82L83 192L86 190L83 186H81V187L79 186ZM98 189H99V187H98ZM124 189H123V190H124ZM127 189H128V188H127ZM144 189H145V188H144ZM243 189H244V190H243ZM243 189H242V190H239V189L237 188L236 191L238 192V190H239L240 193H241V191H245V188H243ZM11 190H10V191H11ZM23 190H24V189H23ZM36 190L38 191V188H36ZM41 190H42V189H41ZM119 190H121L120 187H119ZM119 190H118L119 193H121V191H123V190H121V191H119ZM134 190H135V189H134ZM142 190H143V189H142ZM155 190H156V189H155ZM158 190H159V192H160V190H164V187H163V189H162V187H161V189H159V186H158ZM158 190H157V191H158ZM167 190H170V189H167ZM167 190H166V191H167ZM192 190H193V189H192ZM212 190L216 191V189H212ZM219 190H221V189H219ZM219 190H218V191H219ZM256 190H257V188L255 189V191H256ZM1 191H2V190H1ZM6 191H7V190H6ZM56 191H57V190H56ZM73 191H74V190H73ZM82 191H81V192H82ZM128 191H129V189H128ZM144 191H148V190L146 189V190H144ZM164 191H165V190H164ZM166 191H165V192H166ZM236 191H233V192L236 194ZM255 191L252 192V189H251V196H253V193L255 194V193L257 192V191L255 192ZM41 192H42V191H41ZM50 192H53V193H54V190H51ZM124 192L126 193V189L123 191V193H124ZM136 192H137V191H136ZM142 192H143V191H142ZM151 192H154V190H152ZM162 192H163V191H161V195H162L161 198L163 197V195H165V194H163ZM167 192H168V191H167ZM167 192H166V193H167ZM203 192H204V191H203ZM211 192H213V191H211ZM225 192H226V191H225ZM245 192H246V191H245ZM0 193H1V192H0ZM20 193H21V192H20ZM22 193H23V192H22ZM26 193H27V192H26ZM28 193H29V192H28ZM28 193H27V194H28ZM75 193H76V192H75ZM77 193L79 194V192H77ZM85 193H86V191H85ZM98 193H99V192H98ZM101 193H102V192H101ZM103 193H104V192H103ZM199 193H201V192H199ZM215 193H216V192H215ZM219 193H220V192H219ZM247 193H248V192H247ZM260 193H262V191H259V194H260ZM43 194H44V192H43ZM43 194H42V195H43ZM45 194H47V193H45ZM66 194H67V193H66ZM86 194H87V193H86ZM96 194H97V193H96ZM99 194H100V193H99ZM117 194H118V193H117ZM149 194H150V192H149ZM171 194H173V193H171ZM171 194H169V195L167 194V195L171 198V196H172ZM202 194H203V193H202ZM225 194H226V193H225ZM241 194H242V193H241ZM257 194H258V193H256L255 195L257 196ZM263 194H264V191H263ZM263 194H262V195H263ZM1 195H2V194H1ZM1 195H0V196H1ZM6 195H10V194L8 193V194H6ZM17 195H18V194H17ZM21 195H22V194H21ZM60 195H61V193L58 194V198H59ZM79 195H80V194H79ZM79 195H78L77 197L75 196L76 198H75V197H74V198L71 197L70 200H72V201H74V200H76V199L79 200V199L81 198V197H80L81 195H80V196H79ZM93 195H94V193H93ZM150 195H153V196H154V194H150ZM170 195H171V196H170ZM173 195H174V194H173ZM175 195H176V194H175ZM175 195H174V196H175ZM226 195H227V194H226ZM226 195H224V196H226ZM231 195H232V194H231ZM236 195H238L239 197L236 196ZM236 195H235V196L233 195L232 197H233V199H238L237 201L239 202V201L241 200V199L239 200V198H241L243 194H242L241 196H240V194H236ZM15 196H16V195H15ZM30 196H31V195H30ZM40 196H41V195H40ZM48 196H49V195H48ZM48 196H47V197H48ZM50 196H51V195H50ZM50 196H49V199H50V198H53V196H52V197H50ZM63 196H64V194H63ZM63 196H62V197H63ZM147 196H148V195H147ZM153 196H152V197H153ZM174 196H172V197H174ZM222 196H223V194H222ZM4 197H5V196H4ZM7 197H8V196H7ZM7 197H6V198H7ZM13 197H14V196H13ZM43 197H44V195H43ZM47 197H46V198H47ZM55 197H56V196H55ZM60 197H61V196H60ZM78 197H80V198H78ZM143 197H144V196H143ZM165 197H166V196H165ZM234 197H235V198H234ZM247 197H248V196H247ZM249 197H250V195H249ZM6 198H4V199H6ZM8 198H9V197H8ZM10 198H12V196H10ZM63 198H65V197H63ZM66 198H67V197H66ZM108 198H109V197H108ZM110 198H111V197H110ZM119 198H120V197H119ZM170 198H169V199H170ZM180 198H181V197H180ZM229 198H231V197H229ZM242 198H243V197H242ZM259 198H260V196H259ZM56 199H57V197H56ZM59 199H60V198H59ZM67 199H68V198H67ZM73 199H74V200H73ZM86 199H87V198H86ZM86 199H85V200L83 199V200H84V201H87V202L90 201V200H88V199L86 200ZM106 199H107V198H106ZM165 199L167 200L168 198L166 197ZM169 199H168V200H169ZM171 199H173V198H171ZM177 199L179 200V197L176 198V200H175V199H174V200L177 201ZM222 199H224V198H222ZM231 199H232V198H231ZM233 199H232V200H233ZM249 199H250V198H249ZM263 199H264V198H263ZM2 200H3V198H2ZM2 200H0V201H2ZM6 200H7V199H6ZM9 200H10V199H9ZM52 200H53V199H52ZM63 200H64V199H63ZM65 200H66V199H65ZM77 200H76V201H77ZM111 200H112V199H110V201H111ZM142 200H143V199H142ZM180 200H181V199H180ZM180 200H179V201H180ZM182 200H183V199H182ZM182 200H181V201H182ZM232 200H230V201H232ZM57 201H58V199H57ZM60 201H61V200H60ZM72 201H71V203H72ZM76 201H74V202H76ZM79 201H80V200H79ZM79 201H78V202H79ZM137 201H138V200H137ZM140 201H141V199H140ZM147 201H148V200H147ZM152 201H154V200H151V202H152ZM164 201H165V200H164ZM169 201H170V200H169ZM169 201H168V203H169ZM175 201H173V202H175ZM224 201H225V199H224ZM227 201H228V200H227ZM237 201L234 200V202H237ZM260 201H262V199H261ZM260 201H259V202H257V201L254 202V201H253L254 203H253V204L251 203V204H252V207H251V210H252V211H251V214H257L261 219L264 220V210H263V209H264V204H262ZM263 201H264V200H263ZM26 202H27V201H26ZM66 202H67V201H66ZM81 202H83V201L81 200ZM81 202H80V204H83V203H81ZM95 202H96V201H95ZM151 202H150L149 205H148L149 209L151 208V206H150ZM162 202H163V200H162ZM165 202H166V201H165ZM170 202H171V201H170ZM183 202L186 203V204H183V203L181 204V203L179 202V205L177 204L176 207L178 206V208H181V206L183 207V205H184V206H187V205H188V203H187L188 200H187L186 202L183 200ZM212 202H213V201H212ZM234 202H231V203H234ZM2 203H3V202H2ZM2 203H1V204H2ZM5 203H6V202H5ZM67 203H68V202H67ZM112 203H115V202L113 201ZM139 203H140V202H138V204H139ZM141 203H142V202H141ZM177 203H178V201H177ZM210 203H211V202H210ZM239 203H240V202H239ZM45 204H46V202H45ZM84 204H85V203H84ZM90 204H91V202H89V205H90ZM116 204H117V203H116ZM135 204H136V203H135ZM165 204H166V203H165ZM165 204H164V205H165ZM175 204H176V203H175ZM189 204H190V203H189ZM198 204H199V206H200V204L202 205V203H198ZM204 204H205V203L203 202V205H204ZM59 205H61V207H62V203L58 204V206H59ZM63 205H64V204H63ZM66 205L69 206L68 204H66ZM91 205H92V204H91ZM91 205H90V206H91ZM118 205H119V207L121 206L120 204H118ZM118 205H116V206H118ZM193 205H195V203H194ZM193 205H192V206H193ZM203 205H202V206H203ZM206 205H207V204H206ZM231 205H232V204H231ZM234 205H235V203H234ZM237 205H238V204H237ZM249 205H250V204H249ZM4 206H5V205H4ZM53 206H54V205H53ZM64 206H65V205H64ZM93 206H94V204L92 205V207H93ZM122 206H123V205H122ZM122 206H121V207H122ZM204 206H205V205H204ZM204 206H203V207H204ZM217 206H218V205H217ZM239 206H241V205H239ZM25 207H27V206H25ZM51 207H52V205H51ZM69 207H71V206H69ZM121 207H120V208H121ZM157 207H159V206H157ZM166 207H167V204H166ZM173 207H174V205H173ZM176 207H175V208H176ZM187 207H188V206H187ZM214 207H215V206H213V208H214ZM223 207H224V206H223ZM71 208L74 210V208H76V206L74 205V208H73V207H71ZM146 208H147V207H146ZM171 208H172V207H171ZM208 208H209V206H207V208H205V209H207V211H206L205 209H203V210L206 212L205 216L207 215ZM211 208H212V207H211ZM241 208H242V207H241ZM1 209H2V208H1ZM22 209H23V208H22ZM76 209H77V208H76ZM83 209H86V207H84ZM125 209H126V208H125ZM156 209H157V208H156ZM172 209H173V208H172ZM188 209H189V208H188ZM190 209H192V208H191V204H190ZM23 210H24V209H23ZM46 210H47V209H46ZM88 210H89V209L87 208V209L84 210V211L89 212ZM138 210H139V209H138ZM138 210H137V211H138ZM144 210H145V209H144ZM157 210H158V209H157ZM177 210H178V209H177ZM179 210H180V209H179ZM181 210H182V209H181ZM198 210H199V209H198ZM225 210H227V209H225ZM75 211H76V210H75ZM204 211H203V213H204ZM244 211H245V210H244ZM24 212H25V210H24ZM70 212H71V211H69V214H70ZM72 212H73V211H72ZM72 212H71V213H72ZM171 212H172V214H173V211H171ZM177 212H178V211H177ZM187 212H188V211H187ZM190 212H191V211H190ZM221 212L223 213L222 210H221ZM221 212H220V214H221ZM245 212H246V211H245ZM2 213H3V212H2ZM160 213H161V212H160ZM243 213H244V212H243ZM246 213H247V212H246ZM3 214H4V213H3ZM67 214H68V213H67ZM74 214H75V213H74ZM90 214L92 215V214H94V213L91 211ZM95 214H96V213H95ZM156 214H157V213H156ZM166 214H167V213H166ZM170 214H171V213H170ZM170 214H169V215H170ZM172 214H171L170 216H172ZM220 214H219V216H220ZM224 214H225V213H224ZM55 215H57V214H55ZM87 215H88V214H87ZM163 215H164V214H162V216H163ZM174 215H175V214H174ZM225 215H226V214H225ZM225 215H224V216H225ZM22 216H23V215H22ZM25 216H26V214L24 213L23 218H25ZM45 216H46V215H45ZM74 216H75V215H74ZM74 216H73V217H74ZM88 216H90V215H88ZM141 216H142V215H141ZM159 216H160V215H159ZM164 216H165V215H164ZM180 216H181V215H180ZM196 216H197V215H196ZM219 216L217 215L216 217L220 218ZM227 216H228V215H227ZM261 216H262V217H261ZM38 217H39L38 219L35 218V219H33V220H34V221H35V220L38 221V220L40 219L41 216L39 215ZM71 217H72V216H71ZM91 217L94 218V215L91 216ZM155 217H157V216H155ZM165 217H167V216H165ZM174 217H176V216H174ZM190 217H191V213H190ZM197 217H199V216H197ZM197 217H196V218H197ZM255 217H256V216H255ZM55 218H56V217H55ZM74 218H75V217H74ZM96 218H97V220H98V217H96ZM96 218H95V219H96ZM147 218H148V217H147ZM187 218H188V217H187ZM247 218H248V217H247ZM252 218H253V217H252ZM46 219H47V221H46ZM49 219H50V218H47V217H46V218H45V221H42V220H44V219L41 218L40 221H41V223L44 222V224H47L48 221H49ZM134 219H135V218H134ZM190 219H191V218H190ZM223 219H224V218H223ZM18 220H19V219H18ZM31 220H32V219H31ZM33 220H32V221H33ZM53 220H54V218L51 219L50 221L54 222ZM139 220H140V219H139ZM144 220H145V219H144ZM144 220H142V221L140 220V222L143 223ZM146 220H147V219H146ZM155 220H156V219H155ZM178 220H180V219H178ZM23 221H25V219H23ZM34 221H33V222H34ZM37 221H35V222H37ZM40 221H39V222H40ZM68 221H69V220H68ZM68 221H67V222H68ZM99 221H100V220H99ZM132 221H133V220H132ZM162 221H163V220H162ZM185 221H186V220H185ZM33 222H32V223H33ZM39 222H37V223H39ZM55 222H56V221H55ZM57 222H58V221H57ZM57 222H56V223H57ZM59 222H60V221H59ZM119 222H120V221H119ZM140 222L138 223V224L141 225V226L139 225L140 227L137 226V227H133V229H132V230H134V228H135V231H134L135 234L137 233L136 230L139 231L138 234L141 233L142 231L144 232L145 230H146L145 232H147V231L150 230V229L152 230L151 226L154 225L153 223H152V225H151L149 228H146L145 226H143V229H141V228H142V223H140ZM191 222H192V221H191ZM198 222H201V221H198ZM198 222H197V224H198ZM207 222H208V221H207ZM207 222L204 220L203 223H207ZM218 222H220V221H218ZM218 222H217V223H218ZM259 222H260V221H259ZM263 222H264V221H263ZM263 222H262V223H263ZM5 223H6V221H5ZM27 223H28V222H27ZM27 223H26V225H25L24 223H22V218H21V224H24V225L27 227ZM37 223H36V224H37ZM62 223H63V222H62ZM64 223H66V222H64ZM64 223H63V224H64ZM81 223H82V225L84 224L83 222H81ZM92 223H93V222H92ZM192 223H193V222H192ZM203 223H202V224H203ZM215 223H216V222H215ZM250 223H252V221H251ZM16 224H17V226H18V224H20V222H19V223H18V222H15V227H14V228H15V229L18 228V230H17L18 232L21 231L20 229H22V228L25 227V226H23V227H22V226H18V227H17ZM21 224H20V225H21ZM28 224H29V223H28ZM50 224H51V223H50ZM63 224H60V225H63ZM66 224H67L68 226H66ZM66 224H65L62 228H60V227H61L60 225H56V227H53V228H55V229H58V230H56V231H58V233H59V234H57V236H58V237H61V239H60V238H58L56 235H55V237H57V238H54V237L51 236V238L54 239L53 241H56L57 244H58V242L61 243L60 241L62 240V236L65 235L64 232H66V233L69 232V231H66V230H65V229H68V228H69V224H68V223H66ZM77 224H78V223H77ZM77 224H76L75 226H77ZM156 224H157V223H156ZM158 224H160V222H159ZM187 224H189V225L191 226V227H190V230L192 229V232H193L192 234H194V236H195V237H194V236L192 235V237H193V238L191 237V238H192V241H193V240L197 241V239H198L199 236H200V234H198V233H199V232H198L199 229L197 230V228H199L202 224H200L199 227L196 226V225L192 226L189 222H188ZM239 224H242V223H239ZM259 224H260V223H259ZM259 224H257V225H259ZM8 225H9V223H8ZM13 225H14V224H13ZM31 225H32V224H30V226H31ZM47 225H49V224H47ZM70 225H71V224H70ZM80 225H81V224H80ZM80 225H79V227L82 226V225H81V226H80ZM88 225H89V224H88ZM108 225H109V223H108ZM114 225H117V223L114 222ZM114 225L111 224V228H102V229H100L99 227H98L99 229H97V228H94V227L92 226L93 228H91V231L89 230L90 228H88L87 231H89L88 234H90V235H89L90 240H91L92 238H94V240H95V239H98V238L100 237L99 240H100V243H101V242H102L101 240H103V238H104L103 236H106V237H105V242L108 244V242L106 241V238H107V236H109L110 238L108 237V239H109V241H110V239L112 240V241H110V243L112 244V247H113V248H116L117 250H118L119 248H120V249H121V248H124V246H122V245H124V243H123L122 241H119V240L125 239L124 237L127 236V234H126L127 232L125 233V232H124V229H123V227L125 228L127 225L122 224V225H123L122 228H121L122 225H119V224L117 225V226H120V227H118V228L121 229V232H120V229H117V227H116L115 230H114V229H113V228H114ZM144 225H146V224H144ZM177 225H178V224H177ZM208 225H209V224H207L206 226L209 227ZM234 225H235V224H234ZM2 226H3V225H2ZM30 226H29V227H30ZM37 226H40V225H37ZM51 226H53V225H51ZM104 226H106V225H104ZM206 226L203 225V226H201V227H202L203 230H204V229H206V228H204V227H206ZM260 226H263V225H259V227H260ZM0 227H1V226H0ZM7 227H8V226H7ZM20 227H21V228H20ZM26 227H25V228H26ZM44 227H45V226H44ZM57 227H58V228H57ZM64 227H66V228L64 229ZM73 227H74V226H73ZM84 227H85V225H84ZM86 227H87V226H86ZM86 227H85V229H87ZM89 227H91V226L89 225ZM100 227H102V226H100ZM147 227H148V225H147ZM175 227H176V226H175ZM187 227H189V226H187ZM193 227H194V228H193ZM220 227H221V229H222L221 232H223V233H218V232L216 233L215 230H213L214 228H212L211 231H210V235H209V236L206 235V234H209V233H208L209 231H208L207 233H205V235L208 236V237H206L204 234H201V240H203V241H204L205 239H206V240H207V239H208V240H209V239L211 240L213 236L216 238V237H218V235H219L220 237H221V235H224L225 232H226V230L223 229L224 227H222V226H220ZM232 227H233V225H232ZM255 227H256V226H255ZM255 227H254V228H255ZM14 228H13L12 230H11V228H10L11 232H12L13 230L15 231ZM33 228H34V227H33ZM37 228H38V227H37ZM59 228H60V229H59ZM76 228H77V227H76ZM82 228H83V227H82ZM128 228H129V226H127V228H125V230H126V231H129V230H130V232H131V231H132V230H131L132 227L129 228V230H128ZM139 228H140V229H139ZM154 228H155V229H154ZM159 228H160V230H159ZM163 228H164V227H163ZM172 228H173V227H172ZM172 228H171V229H172ZM195 228H196V230H195ZM202 228H201V229H202ZM34 229H35V228H34ZM44 229H45V228H44ZM44 229H43V231H46V230H47V229H46V230H44ZM83 229H84V228H83ZM95 229H97V230H95ZM186 229H187V228H186ZM186 229H185V230H186ZM10 230H7L6 233L11 234V232H8V231H10ZM19 230H20V231H19ZM23 230H24V229H23ZM26 230H27V229H26ZM31 230H32V229H31ZM31 230H30V232H31ZM37 230H38V229H37ZM60 230H61V231H60ZM62 230H63V232H62ZM69 230H71V229H69ZM77 230H78V229H77ZM140 230H141V231H140ZM155 230L158 232L157 235H156V232H155L154 235H153V234H151V233H153V232H150V231H149V236H144V235H148V234H146V233H144V234L141 233V234H139V236L141 235L140 237H142V238H143V236L146 237V240H147L148 237H151V238H153L154 241H156V240L154 239V237H155V238H156V237L158 238V234H159V232H160V231H161V232H162V231L164 232L165 230H162L161 227H159V226H157V228L153 226V231H155ZM166 230H167V229H166ZM185 230H183V232H184ZM193 230H194V231H193ZM207 230H210V227H209ZM207 230H204V232L207 231ZM54 231H55V230H54ZM56 231H55V232H56ZM72 231H73V234H74V235L77 233L76 230H74V229H72ZM195 231L198 232V233H197V234L199 235V236L197 235L198 238H196V235H195L196 232H195ZM224 231H225V232H224ZM229 231H231V229H229ZM15 232H16V231H15ZM22 232H25V231H22ZM37 232H38V231H37ZM49 232H50V231H49ZM51 232H53V231H51ZM51 232H50V233H51ZM61 232H62L64 235L61 236V234H60ZM74 232H75V233H74ZM80 232H81V231H80ZM80 232L78 231L79 234H81ZM83 232H84V231L82 230V233H83ZM123 232H124L126 235H125ZM163 232H162V234H163ZM214 232H215V234H214ZM227 232H228V229H227ZM249 232H250V231H249ZM6 233H5V234H6ZM12 233H13V232H12ZM38 233H39V232H38ZM69 233L71 234V232H69ZM69 233H67V234H69ZM147 233H148V232H147ZM236 233H237V232H236ZM9 234H7V235H9ZM29 234H30V233H29ZM73 234H71V236L66 235V236L72 237V238H68L69 241H70L71 239H75V240L77 241L76 238H77V235H78V234L75 235L76 238L73 236ZM88 234H87L86 236H88ZM129 234H130V233H129ZM142 234H143V236H142ZM164 234H165V233H164ZM164 234H163V235H164ZM172 234H173V233H172ZM176 234H177V233H176ZM176 234H174V235H176ZM179 234H180V233H179ZM220 234H221V235H220ZM1 235H2V237L4 236L3 234H1ZM23 235H25V234H23ZM26 235H27V234H26ZM34 235H35V234H34ZM38 235H39V234H38ZM40 235H41V234H40ZM49 235H50V234H49ZM49 235L47 236V232H46V235H45L44 237L47 236V238H48V237H50ZM52 235H53V234H52ZM83 235H84V234H83ZM121 235L123 236L122 239H121V237H120ZM124 235H125V236H124ZM136 235H137V234H136ZM152 235H153V236H152ZM169 235H170V234H169ZM169 235H168V236H169ZM182 235H183V234H182ZM184 235H185V234H184ZM203 235H204V236H203ZM215 235H216V236H215ZM228 235H229V234H228ZM84 236H85V235H84ZM101 236H102L103 238H102ZM116 236H117V238H118V236H119L120 239L118 240L119 242L114 241V242H116V243H114V242H113V239L117 240ZM132 236H133V235H132ZM166 236H167V235H166ZM166 236H165V237H166ZM180 236H181V235H180ZM0 237H1V236H0ZM26 237H27V236H26ZM28 237L30 238L31 235H28ZM32 237H33V235H32ZM32 237H31V238H32ZM36 237H37V235L35 236V238H33V239H35V240H34V241L32 240L31 243L28 244L29 247H30V245L32 244V242H33V243H37V241H38L37 239H39V238H36ZM39 237H40V236H39ZM64 237H65V236H64ZM64 237H63V238H64ZM73 237H74V238H73ZM80 237L82 238L83 236H80ZM80 237H78L79 240L81 239ZM89 237H88V238H89ZM130 237H131V236H130ZM130 237H129V238H130ZM134 237H136V236H133L131 239H133ZM162 237H163V236H162ZM162 237H161V235H160V237H159L158 239H160V238H162ZM202 237H203V238H202ZM205 237H206V238H205ZM210 237H211V238H210ZM214 237H213V238H214ZM220 237H219V238H220ZM250 237H252V236H250ZM5 238H6V237H5ZM5 238H4V239H5ZM12 238H13V237H12ZM23 238L25 239V237H22V238H20V239H23ZM41 238H43L42 235H41ZM47 238H46V239H47ZM84 238H85V237H84ZM88 238H87V239H88ZM127 238H128V237H127ZM184 238L187 239L188 237H184ZM231 238H232V237H231ZM1 239H2V238H1ZM26 239H27V238H26ZM26 239H25V240H26ZM44 239H45V238H44ZM55 239H58L59 241L57 242V240H55ZM64 239H66V237H65ZM131 239H129V241H130ZM144 239H145V238H144ZM162 239H163V238H162ZM166 239H167V237H166ZM166 239L164 238V239H163V242L166 241ZM229 239H230V238H229ZM257 239H258V238H257ZM28 240H30V239H28ZM39 240H40V239H39ZM92 240H93V239H92ZM125 240H128V239H125ZM139 240H140V239H139ZM148 240H149V239H148ZM151 240H152V239H151ZM151 240H149V241L151 242ZM189 240H190V239H189ZM206 240H205V241H206ZM215 240L217 241V240H219V239H218V238H217V239H213V241H215ZM17 241L19 242L18 239H17ZM23 241H24V240H22V242H23ZM35 241H36V242H35ZM46 241H47V240H46ZM48 241H49V240H48ZM82 241H83V240H82ZM97 241H98V240H97ZM195 241H194V243L191 244V245H194V244H195ZM199 241H200V240H199ZM199 241H198V242H199ZM205 241H204V242H205ZM213 241H210V242H213ZM247 241H249V240L247 239ZM247 241H246V242H247ZM11 242H12V241H11ZM18 242H17V243H18ZM24 242L27 243L28 241H24ZM24 242H23V243H24ZM62 242H63V240H62ZM66 242H67V243L64 244V247L67 246L66 249L64 248L65 250H67V248H68V240H67ZM92 242H93V241H91V243H92ZM112 242H113V243H112ZM140 242H144V241L141 240ZM140 242H139V243H140ZM249 242H250V241H249ZM12 243H15V242H12ZM46 243H47V242H46ZM48 243H49V242H48ZM52 243H54V242H51L50 244H52ZM70 243H71V242H69V246H70V247H69L68 249L71 250V249L73 248V250H71V251L68 250V251H69V252H72V251L74 252V251H75V250H74V247H75V246H74V243H73V242H72L71 244H70ZM77 243H78V242H77ZM84 243H85V242H84ZM86 243H87V242H86ZM93 243H94V242H93ZM97 243H98V242H97ZM97 243H96V244H97ZM106 243L103 244V245H106ZM118 243H119L120 246L118 247V245H117V247H114V244H118ZM121 243H123V244H121ZM137 243H138V241H137ZM137 243H136V244H137ZM202 243H203V242H202ZM219 243H220V242H219ZM242 243H243V242H242ZM250 243H251V242H250ZM2 244H3V243H2ZM43 244H44V242H43ZM54 244H55V243H54ZM66 244H67V245H66ZM72 244H73L74 247L71 246ZM98 244H99V243H98ZM98 244H97V245H98ZM128 244L130 245V243H128ZM131 244H132V242H131ZM151 244H152V243H151ZM154 244H155V243H154ZM204 244H206V243H204ZM212 244H214V242H213ZM215 244L217 245V242H215ZM9 245H10V244H9ZM12 245H13V244H12ZM35 245H36V244H35ZM37 245H38V244H37ZM37 245H36V248H35V249H34V247H33L34 245H33V246L31 245L32 249H34L35 251L40 250L39 247H38L39 249L37 248ZM58 245H59V244H58ZM65 245H66V246H65ZM86 245H88V244H86ZM86 245H85V246H86ZM97 245H96V246H97ZM100 245H101V244H100ZM100 245H99V246H100ZM108 245H109V244H108ZM162 245H163V248L166 247V246H164V244H161V246H162ZM166 245H167V244H166ZM216 245H215L213 248H215ZM218 245H219V244H218ZM244 245H245V244H244ZM16 246H17V245H16ZM18 246H19V245H18ZM21 246H22V244H21ZM28 246H27V247H28ZM38 246H39V245H38ZM50 246H51V245H50ZM50 246H49V244H48V247H49V248H50ZM61 246H63V245H61ZM115 246H116V245H115ZM125 246H126L127 249L124 248V249H123V252H120V251H119V254L116 253V255L119 256L120 254L124 253V255H125V257H126V254H125L126 252H124V250H127V251H128L129 249L131 250L132 248L129 247V249H128L127 245H125ZM131 246L134 247L135 245L133 246V244H132ZM138 246H139V245H138ZM138 246H137V248H138ZM150 246H151V245H150ZM152 246H154V245L152 244ZM155 246H156V245H155ZM157 246H158V245H157ZM221 246H222V242H221ZM22 247H24V246H22ZM25 247H26V246H25ZM25 247H24V248H25ZM45 247H46V244H45L44 248H45ZM51 247H52V246H51ZM57 247H59V246H57ZM77 247H78V246H77ZM77 247H75V249H76ZM80 247H81V246H80ZM97 247H98V246H97ZM103 247H104V246H103ZM145 247H147V246H145ZM218 247H219V246H217V248H218ZM246 247H247V246H246ZM7 248H8V247H7ZM53 248H54V247H53ZM78 248H79V247H78ZM83 248H84V247H83ZM90 248H91V247H90ZM90 248H89V249H90ZM106 248H107V247H105V248H103V249L106 251ZM113 248H112V249H113ZM135 248H136V246H135ZM135 248H133V249H132L133 251H132V250H131V251L134 252V250H135L136 252H140V249H138L139 251H137V248H136V249H135ZM221 248H222V247H220V248H218V249H220V250L224 249V248H222V249H221ZM262 248H263V247H262ZM11 249H12V248H11ZM36 249H37V250H36ZM45 249H48V248H45ZM56 249H58V248H56ZM56 249L54 248V250H56ZM59 249H61V248H59ZM89 249H88V250H89ZM93 249H94V248H93ZM99 249H101V251H100V253H98L97 256H99V254H102L101 252H103V251H102V248H99ZM146 249H148V248H146ZM218 249H217V250H218ZM6 250H7V249H6ZM13 250H14V249H13ZM15 250H16V249H15ZM15 250H14V251H15ZM26 250H27V249L25 248L24 251H26ZM42 250H43V249H42ZM42 250H41V251H42ZM51 250H53V249H51ZM62 250H63V249H62ZM77 250H79V249H77ZM77 250H76V251H77ZM91 250H92V249H91ZM91 250H90L89 252L94 251V250H92V251H91ZM117 250H116V251H117ZM141 250H143V248H142ZM152 250H153V249H152ZM166 250H167V249H166ZM173 250H174V249L171 250V253H173V252L175 251V250H174V251H173ZM239 250H241V249H239ZM24 251L22 250V253H24ZM30 251H31V250H30ZM43 251H44V250H43ZM48 251H49V250H48ZM76 251L74 252V254L77 253ZM108 251H109V250H108ZM112 251L114 252L115 250H110V252H112ZM146 251H147V250H146ZM146 251H145V252H146ZM162 251H163V250H162ZM15 252H16V251H15ZM37 252H39V251H37ZM45 252H46V251H45ZM78 252H81V249H80ZM95 252H96V251H95ZM97 252H99V251H97ZM113 252H112V253H113ZM117 252H118V251H117ZM248 252H250V251H248ZM263 252H264V251H263ZM16 253H18V252H16ZM41 253H42V252H41ZM41 253H38V255H39V254H40L39 256L43 255V253H42V254H41ZM46 253L48 254L49 252H46ZM51 253H52V252H51ZM65 253L67 254V256H66V254H65L64 257H63V255H62V257H63V261H64V258H66V257L69 256V255H68V254H69L68 252H65ZM114 253H115V252H114ZM128 253H129V255H128ZM128 253H127V255H128L129 258H125V257H123V258H125V259H123V261L125 260V262H128V261H129V260H127V259L132 258V256H133L132 254H135V252H134V253H131V252H129V251H128ZM130 253H131V257H130ZM12 254H13V253H12ZM12 254H11V255H12ZM19 254H20V253H19ZM35 254H36V253H35ZM71 254H73V253H71ZM79 254H83V253L81 252V253H79ZM79 254H78V256H79ZM85 254H86V253H85ZM90 254H94V252H93V253H89V258L91 259L92 257H90ZM136 254H137V253H136ZM147 254H148V253L146 252L145 255H147ZM149 254H150V253H149ZM149 254H148V255H149ZM175 254H176V253H175ZM177 254H178V253H177ZM235 254H236V252H235ZM247 254H248V253H247ZM258 254H259V253H258ZM44 255H45V254H44ZM59 255H60V254H59ZM75 255H76V254H75ZM124 255H123V256H124ZM139 255H141V257H142L143 254L140 253ZM139 255H137V256H139ZM148 255H147V256H148ZM163 255H164L163 257L166 258V261L170 260V259H171L170 257L174 256V255L170 254V251L167 252V253H166V251H165V253H164ZM167 255H168V256H167ZM170 255H171V256H170ZM255 255H256V254H255ZM13 256H14V255H13ZM15 256H17V255L15 254ZM22 256H23V255H22ZM35 256H36V255H35ZM39 256H38V259H40ZM45 256H46V255H45ZM56 256H57V254H56ZM92 256H93V255H92ZM110 256H111V255H110ZM113 256H114V254H113ZM113 256H112V257H113ZM147 256H145V257H147ZM165 256H167L168 258L165 257ZM25 257H27V256H25ZM25 257H24V259H25ZM30 257H33V256H30ZM53 257H54L55 259H54ZM58 257H59V256H58ZM81 257H82V256H81ZM84 257H85V255H84ZM84 257L82 258V261H83V260L86 261V260H85L86 258L84 259ZM119 257H120V258H119L118 260L121 259V255H120ZM175 257H177V255H176ZM182 257H183V256H182ZM27 258H28V260L30 259L29 257H27ZM36 258H37V257H36ZM42 258H43V257H42ZM46 258H47V257H46ZM51 258H53L54 260H56V257L54 256V253H53L52 257H50L49 259H51ZM79 258H80V257H79ZM79 258H78V260H79ZM108 258H110V257H108ZM136 258H137V257H136ZM136 258H135V259H136ZM172 258H173V257H172ZM213 258H214V257H213ZM24 259H23V257H22V260H24ZM38 259H37V260H38ZM49 259H48V260H49ZM53 259L49 260V261H52L51 264H52V263L54 264V262H56V261H54ZM74 259H75V258H74ZM74 259H73V260H74ZM90 259H87V261L90 260ZM94 259H95L96 261H98L96 258H94ZM106 259H107V258H106ZM110 259H111V258H110ZM133 259H134V258H133ZM2 260H3V259H2ZM6 260H8V259L6 258ZM18 260H19V262H20V258H18ZM22 260H21V261H22ZM34 260H35V259H34ZM37 260H35V261H37ZM44 260H45V259H44ZM44 260H43V261H44ZM59 260H60V259H58V261H59ZM65 260H66V263H69V262H70V261H69V257H68L67 259H65ZM67 260H68L69 262H67ZM75 260H76V259H75ZM91 260H92V259H91ZM91 260L88 261V262L86 261V262H87L88 264H89V262H90V264H91V262H94L93 260H92V261H91ZM114 260H115V259H111L112 262H114ZM147 260H148V259H147ZM172 260H173V259H172ZM172 260H171V261H172ZM174 260H176V259H174ZM180 260H182L181 263H183V262H184L185 260H187V259H185V260H184V259H180ZM183 260H184V261H183ZM25 261H27V260L25 259ZM25 261L21 262V264H26V263L28 264L29 261L31 262V260H29L28 262L24 263ZM32 261H33V259H32ZM43 261H41V262H43ZM53 261H54V262H53ZM58 261H57V262H58ZM80 261H81V260H79V262H80ZM84 261H83V262H84ZM108 261H109V259H108ZM120 261H122V260H120ZM120 261H119V262H120ZM123 261H122V263H119V262L117 261V263H119V264H123V263H124ZM134 261H135V260H134ZM134 261H129V262H130V264H132L131 262H134ZM139 261H140V260H139ZM192 261H193V260H192ZM198 261H201V259L198 260ZM198 261L195 260L196 264H200V263H198ZM0 262H1V264H3V261H0ZM9 262H10V260H9ZM9 262H8V264H9ZM60 262H61V261H60ZM103 262H104V261H103ZM112 262H111V263H112ZM129 262H128V263H129ZM185 262H186V261H185ZM195 262H194L193 264H195ZM202 262H203V261H202ZM235 262H237V261H235ZM47 263H48V262H47ZM62 263H63V262H62ZM77 263H78V262H77ZM81 263H82V262H81ZM87 263H86V264H87ZM96 263H97V264H98V263L100 264V261H99V262H96ZM96 263L94 262V263H92V264H96ZM104 263H105V262H104ZM117 263H116V261H115V264H117ZM128 263H126V264H128ZM141 263H142V262H141ZM161 263H162V262H161ZM161 263H160V264H161ZM179 263H180V262H179ZM189 263H190V262H189ZM189 263H187V264H189ZM237 263H238V262H237ZM29 264H30V263H29ZM43 264H44V262H43ZM83 264H84V263H83ZM102 264H103V263H102ZM107 264H108V262H107ZM133 264H134V263H133ZM143 264H144V263H143ZM150 264H154V263L152 262V263H150ZM163 264H164V263H163ZM203 264H204V263H203Z\"/></svg>",
	"mask_w": 264,
	"mask_h": 264
}]
</instances>
